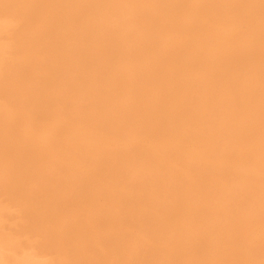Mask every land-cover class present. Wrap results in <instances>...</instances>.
I'll return each instance as SVG.
<instances>
[{
  "label": "rangeland",
  "instance_id": "obj_1",
  "mask_svg": "<svg viewBox=\"0 0 264 264\" xmlns=\"http://www.w3.org/2000/svg\"><path fill=\"white\" fill-rule=\"evenodd\" d=\"M4 1V2H3ZM17 1H19V0H0V6H1V4L3 3L4 5L6 4V5H8L7 7L5 6L4 7V5L3 6H1V8H0V80H1V82H0V84H2V86L0 85V87H3L4 86V84H6V82H8V80H9V82L11 81V82H13L12 83V85H11V82L9 83V86H8V84H7V86H4L3 88H1V89H3L4 91L6 90H10L11 92L15 89L16 90V85H17V88H18V86H19V88H22V90H24V92L23 91H21V89H19L18 88V90H14L12 93H10V91H8V92H6L5 94L4 93H2V92H4V91H0V116L1 117H4V118H0V125H1V123L2 122H4V120H5V122H7L8 124H4V125H1L0 126V142L2 141H4L3 143H1L0 144V146H2V144H3V147L2 148H5V149H3V151L4 152H9V150L8 149H10V154L7 152V154L10 156L11 155V152L13 151V153H12V155L11 156H13V158L11 157H9L8 156V158H7V156L6 155H4L3 154V152H1L0 151V153H2L1 155H0V157L2 156V155H4L5 157H3L2 159L0 158V161L2 160V165H0V170H2V171H0V264H37L38 262V264H42V263H44V264H78L79 262L81 263V261L84 259V258H82V257H84V255H87V257H89V258H87L86 256H85V259L87 260L86 261V263H84L85 262V260H83L84 262H82V264L84 263V264H87V262L88 263H91L92 264V262L94 263V264H100L102 261H104V263L105 264H113V262H111V260L112 261H114L115 263H117V264H237V263H235V261H237L238 259H241L240 257H245V255H246V259H242V260H238L239 261V263L238 264H264V111H263V107H264V99H263V97L264 96H262V95H264V50H262V49H264L263 47H264V41H263V43H261L262 42V40H264V39H262L261 38V34H263V36H264V21H263V19H264V12H262V11H264V9L262 10L261 8L260 9H257V11H256V7L257 8H259L260 6H262V4L264 3V0H261V1H263V3L261 2V1H258V0H255V1H258V2H260V3H262L261 5H259V3L258 2H256V5H254V6H250V7H252L251 9H250V7H248V5H247V7H246V4H245V1H246V3L247 4H250V3H248V0H243V1H241V0H207V2L211 5V7L213 6L214 8H211L210 7V5L205 1V2H203L202 3V1H204V0H188V1H186V0H175V2L176 1H183L182 3H184V4H182V6L183 7H178V6H180L181 5V2L178 4V2H177V5H175V4H173L174 3V0H166V2H164V0H156V2H154L155 0H136V2H133V0H125V1H127V2H125L124 0H118V2H120V3H116V1L117 0H109V2H111V1H114L113 3L114 4H117V6L115 7L114 6V4H112V2L111 3H109V2H107L106 0L104 1V0H94V1H92L91 0V3H90V0H89V2H87L88 0H76V1H72V3L73 4H71V1H69L68 0V2L70 3V5H73L74 6V4L76 5L75 6V8L72 6V8L71 9H73V10H71V9H69L70 8V5H69V3H68V5H66L67 3H66V1L67 0H40V2H42L43 4L41 5L39 2H38V4H40L41 5V7H39L40 5H36V3H37V0H29V2H28V0H26V2H25V0H20L19 2H17ZM22 1H24L25 3H24V5L25 6H23V5H21V4H23V2ZM36 3H35V2ZM59 1H60V3H59ZM84 1H86L85 3H86V6H87V8H89V6H90V8H89V11H90V9H91V14H87L86 12H84L83 10H81V8L82 9H86V6H84L85 4H83L84 3ZM148 1H150L151 2V4H150V2L148 3ZM161 1H162V4H161ZM184 1H186V2H184ZM197 1H199V3L197 2ZM239 1V2H238ZM254 0H252V2H251V0L249 1V2H251V4H255L254 2H253ZM6 2V3H5ZM14 2H16V3H14ZM62 2H64V5H66V6H63V3ZM77 4H76V3ZM79 2V3H78ZM132 2V3H131ZM168 2H169V4H168ZM170 2H173V3H170ZM200 2H201V4H200ZM233 2L234 3H236V5H235V7L233 6ZM245 5L244 7H245V10H247L248 8V10H254V11H252L249 15H247L249 12L248 11H246V12H244L245 10H244V7H243V5H242V3ZM29 3V6L30 7H28V5L27 4ZM31 3V4H30ZM58 3L59 4H61L63 7H66V12H68L67 10H70L71 12H68V13H70V14H68V13H65V11H64V9L62 8V10H61V7L62 6H60L59 8H57L59 5H58ZM100 3V4H99ZM103 5H102V4ZM106 3V4H105ZM123 3H124V5H123ZM130 3V4H129ZM156 3V4H155ZM159 3V4H158ZM188 3V4H187ZM204 3H206V5L204 4ZM217 3V5L218 6H216L215 4ZM232 3V4H231ZM241 4L240 6H239V4ZM33 4V5H32ZM34 4H35V6H34ZM56 4L58 5V6H56ZM128 4H129V6H128ZM135 4V5H134ZM144 4V5H143ZM150 4V5H149ZM152 4H154V5H152ZM173 5V7L172 6H170V5ZM202 6V4H203V7L205 8V9H201V6ZM250 4V5H251ZM259 6H258V5ZM10 5L12 6V7H10ZM23 6L22 8L20 7V6ZM27 5V6H26ZM81 5V6H80ZM82 5H83V7H85V8H83L82 7ZM93 7H92V6ZM95 5V6H94ZM97 5V6H96ZM98 5H100L101 7L102 6H104V8H105V5H106V9L108 8V10H111V9H113L112 11H114L115 12V10H117L116 11V14L118 13L119 14V17L121 18V17H123L124 15L125 16H128V17H123V19H125V20H123L122 18V20L121 19H119V17H115V15H113V14H115L114 12H108V10H106V11H104L103 9L104 8H101L100 6H98ZM120 5V6H119ZM122 5V6H121ZM146 5H148V6H146ZM156 5V6H155ZM157 5H159V6H157ZM199 5V6H198ZM207 5H208V7H207ZM13 6H17V9H16V7H13ZM33 6V8L35 9V8H37V14L41 11V13H43V15L41 16V15H38L37 16V14H36V17L34 16H32V15H34L35 14V10L33 9V8H31ZM37 6V7H36ZM54 6H55V8H54ZM69 6V7H68ZM79 6V7H78ZM119 6V8L120 9H118L117 7ZM140 8H139V7ZM167 6V7H166ZM176 6V7H175ZM186 6H188V7H186ZM230 6H232V7H230ZM237 6V7H236ZM5 8V10H4V8ZM26 7V8H25ZM67 7H68V9H67ZM97 7V8H96ZM99 7H100V9H99ZM115 7V8H114ZM123 7V9L121 10V8ZM124 7H125V9H124ZM128 7H130V8H128ZM135 7H138V8H135ZM144 9H143V8ZM162 7H164V8H162ZM202 7V8H203ZM210 7V8H209ZM243 7V8H242ZM255 7V8H254ZM262 7H264V5L262 6ZM8 8V9H7ZM9 8H10V10H9ZM28 8H30L29 9V11H33V13H29V11L27 10ZM39 8H42L41 10L39 9ZM46 8H47V10H46ZM77 8H79L80 10H79V12L77 11L78 9ZM95 10H94V9ZM109 8H111V9H109ZM127 8V9H126ZM133 8H135V9H133ZM160 8H162L161 10H163L164 9V11H160L159 12V10H160ZM168 8V9H167ZM170 8V9H169ZM172 8V9H171ZM173 8H174V10L177 12H175L174 10H173ZM193 8V9H192ZM196 8V9H195ZM232 8H233V10H232ZM238 8V9H237ZM247 8V9H246ZM2 9V10H1ZM6 9H7V13H6ZM19 9V10H18ZM21 9V10H20ZM24 9V10H23ZM26 9V10H25ZM49 9V10H48ZM51 9V10H50ZM55 9H58V10H56L55 11ZM96 9H98V11H97V15L95 14V12H96ZM128 9L130 10V13H129V11H128ZM133 9V10H132ZM138 9H139V11H138ZM142 9V10H141ZM157 9V10H156ZM167 9V10H166ZM207 9V10H206ZM213 9V10H212ZM215 9H217L218 11V13H217V15H216V11H215ZM243 10V11H241V10ZM55 12H54V11ZM76 10V11H75ZM92 10H94V12L92 11ZM103 10V11H102ZM119 10V11H118ZM121 10V11H120ZM127 10V11H126ZM134 10L137 12V14H135V13H131V12H134ZM172 11V14L173 15H175V16H173V15H171V12L170 11ZM195 10V11H194ZM201 10V11H200ZM211 10V11H210ZM237 10H239V11H237ZM259 10H262V11H259ZM18 11H20V12H23V13H20V12H18ZM39 11V12H38ZM62 11H64L63 13H64V17H67V16H65V14H68V18H66V20H65V22L63 21L64 20V18L62 17V16H60L59 15V17H60V19L62 20H60L58 17V20L62 23L60 26H56L55 24L57 23V22H55L57 19H56V17H54L56 20L55 21H52V20H54V18L52 17V15H56V13H57V15L56 16H58V12H59V14H61L60 12H62ZM82 11V16H81V12ZM101 13H100V12ZM125 11H126V13H125ZM170 12L169 14H168V12ZM215 11V12H214ZM225 11V12H224ZM229 11H231V12H229ZM2 12V13H1ZM27 12V13H26ZM84 12V13H83ZM87 12H88V10H87ZM98 12H99V14L102 16V14H106V16H99V14H98ZM108 12V13H107ZM122 13V14H120V13ZM124 12V13H123ZM139 12H141V14L139 13ZM144 12V13H143ZM146 12V13H145ZM223 13V15H222V13ZM243 12V13H242ZM255 12H258V13H255ZM262 12V13H261ZM40 13V14H41ZM47 13V14H46ZM79 14V16L77 15L76 16V14ZM86 13V15L87 16H90V20H92V22H94V23H92L91 21H89V17H85L84 18V14ZM128 13V14H127ZM167 13V14H166ZM187 13H189V14H187ZM190 13H191V15H190ZM196 13V14H195ZM214 17V19H213V17L210 15V14ZM215 13V14H214ZM224 13H225V17L227 18L228 17V15H229V18H230V20H229V18H227V19H224L225 20V22L228 24H225V22H223L224 20L222 19V18H224ZM253 13V14H252ZM257 14L256 16H258V17H254V15L255 14ZM261 13V14H260ZM32 14V15H31ZM95 14V15H94ZM108 14H109V18H108ZM111 14H112V17H111ZM127 14V15H126ZM132 15V17H130L129 15ZM138 14H140L139 16H138ZM146 14H147V16H146ZM149 14V15H148ZM164 14V15H163ZM203 14V15H202ZM214 14V15H213ZM221 16H220V15ZM227 14V15H226ZM252 14V15H251ZM260 14V15H259ZM31 15V16H30ZM48 15V16H47ZM54 15V16H55ZM84 15V16H83ZM135 15V16H134ZM136 15L138 16V18L136 17ZM210 16V18H209V16ZM247 15V17H245ZM251 15V16H250ZM261 15H263V16H261ZM43 16H45V18L46 17H48L46 20H45V18L43 17ZM72 16H75V17H73L72 18ZM92 16V17H91ZM98 16H99V18H98ZM118 16V15H117ZM145 16H146V18H149V19H145ZM161 16V17H160ZM173 18H172V17ZM177 16V17H176ZM216 16H219V17H216ZM250 17V19H252L251 17H253V19H255V20H253L252 19V21L251 20H249V17ZM259 16H261L262 18H259ZM32 17V18H31ZM41 17V18H40ZM43 17V18H42ZM52 17V18H51ZM69 17L71 18L70 20H69ZM76 17H79V19L78 18H76ZM83 17V18H82ZM94 17H95V19L97 20V22H96V24H95V19H94ZM105 17H107V18H105ZM134 17V19L132 20V19H130V18H133ZM169 17V18H168ZM178 17H180V18H178ZM182 17V18H181ZM186 17V18H185ZM187 17H190V18H187ZM195 18V20L194 19H192V18ZM196 17H197V19H198V21L196 20ZM212 17V18H211ZM222 17V18H221ZM234 17H237L236 19L234 18ZM34 18V19H33ZM36 18H39V20L40 19H42L41 20V22H39V20L38 19H36ZM63 18V19H62ZM82 18V20H80ZM92 18V19H91ZM101 18H103L105 21V23H106V25L104 24V22H103V20L101 19ZM126 18H127V20L129 21V22H131L130 24L127 22V20H126ZM152 18V19H151ZM172 18V19H171ZM218 18L220 19V21L218 20ZM36 19V20H35ZM51 19V20H50ZM72 19H73V21H72ZM94 19V20H93ZM98 19L99 20H101V21H99V23H98ZM107 19H109V21H112V22H108V20ZM116 21H118L119 20V22H115V20ZM140 20V21H138V20ZM163 19H165V20H163ZM188 19V20H187ZM202 21V22H204V23H202L200 20ZM235 19V20H234ZM245 19V20H244ZM248 19V20H247ZM263 21V23H261L262 21ZM31 20H33V21H31ZM57 20V21H58ZM74 20H77L76 22H77V25H80V27H83V29H87V30H85V32H84V34L86 35V36H89V37H87L86 38V36L84 35H80V33L81 32H83L84 30H82L81 28H79L77 25H76V22L74 21ZM80 20V21H79ZM132 20V21H131ZM134 20H137V21H134ZM145 20H146V22L149 24L148 26L150 27L149 29H151V30H149L147 27L145 28V26L147 25V23H146V25H145ZM148 20H152L151 22L150 21H148ZM176 20V21H175ZM190 20V21H189ZM217 20V21H216ZM256 20H258V21H256ZM31 21V24H33L34 26H36V28H37V25H38V28H39V31H42L43 32V35L41 36L40 35V32L38 31H36V30H38V29H31L30 27L32 26H30L29 27V22ZM37 21V23H36V25L34 24L35 22ZM47 21V22H46ZM59 21H58V23H57V25H59ZM68 21H70V22H68ZM164 23H163V22ZM166 21V22H165ZM175 21V22H174ZM193 21V22H192ZM234 21H236V22H234ZM248 21V22H247ZM34 22V23H33ZM44 22H46V23H44ZM50 22V23H49ZM63 22H64V24H63ZM69 23V24H66V23ZM72 22V23H71ZM126 23V25H125V23ZM135 24H134V23ZM137 22L139 23V22H141V23H139V24H141L142 25V27L141 28H139V24H137ZM155 22V23H154ZM159 22H160V24H159ZM173 22V24H171ZM181 22V23H180ZM187 24H186V23ZM189 22L191 23L190 25H189ZM210 22V23H209ZM213 22V23H212ZM222 22V23H221ZM254 24H253V23ZM256 22H259L258 24H256ZM25 23L28 25L27 26V28H25L24 26H25ZM39 23V24H38ZM71 23V24H70ZM77 26V28H75V25ZM83 23H84V25H83ZM101 23L103 24V27L101 26ZM109 23H111V24H114L113 26L111 25V24H109ZM142 23H144V24H142ZM185 23V24H184ZM195 23V24H194ZM201 23H202V25H201ZM221 25H219V24ZM230 23V24H229ZM242 25H241V24ZM41 24V25H40ZM49 24V25H48ZM55 26H54V25ZM98 24H99V27H100V29L102 30L104 27H106V28H104V30H102L103 32H101V30L100 29H98L99 27H98ZM115 24H116V26H117V31H116V26H115ZM119 24H120V26H119ZM121 24H123V26L125 27H123ZM151 24H157V25H155L156 27H154L153 25L152 26H150ZM166 24V25H165ZM171 24V25H170ZM178 24V25H177ZM182 24V25H181ZM247 24V25H246ZM249 24V25H248ZM253 24V25H252ZM259 24H261V25H259ZM63 25V26H62ZM66 25H68V26H66ZM70 25H73V27L72 26H70ZM89 25V26H88ZM95 25V26H94ZM108 25H111V26H108ZM129 25V26H128ZM139 25V26H138ZM145 25V26H144ZM161 25H162V27H161ZM170 27H169V26ZM175 25H177V26H175ZM193 25H194V27L195 28H193ZM230 25H232V26H230ZM234 25H236L235 27H234ZM255 25V26H254ZM259 25V26H258ZM34 26H32L33 28H34ZM51 26H54L55 28H58L59 27V29H56L57 31L58 30H65V29H68L69 30V32L67 31V33H69V36L67 35V33H65V31H59L62 35H59L60 33H58L57 34V32H55L56 30H54L55 28L54 27H51ZM62 26V27H61ZM66 28H65V27ZM92 27V29H91V27ZM119 26V27H118ZM136 26H138L137 28H136ZM159 26V27H158ZM165 26V27H164ZM181 26V27H180ZM184 26V27H183ZM187 26V27H186ZM190 26H192V27H190ZM224 26V29L222 28ZM225 26H230V27H226L225 28ZM250 26V27H249ZM263 26V27H262ZM22 27V28H21ZM50 27V28H49ZM72 27V28H71ZM94 27V28H93ZM108 27V28H107ZM122 27V28H121ZM127 27V28H126ZM131 27V28H130ZM133 27H134V29H133ZM173 27H177L178 28V30H177V28L175 29V28H173ZM217 27V28H216ZM247 27V28H246ZM249 27V28H248ZM23 28H24V30H23ZM62 28V29H61ZM78 28L79 29H81L82 31H80V30H78ZM113 28V29H112ZM135 28L138 30V31H136L135 30ZM142 28H144V30L142 29ZM156 28H157V30H156ZM158 28H162V30L160 29V30H158ZM200 28V29H199ZM203 28V29H202ZM220 28H221V30H220ZM21 29V30H20ZM29 30L30 32H28L27 30ZM49 29V31L50 32H52V34H50L49 33V31H47ZM53 29V30H52ZM74 29H75V31H74ZM91 29V30H90ZM94 29V30H93ZM107 29V30H106ZM108 29H111V30H109L108 31ZM124 29H126V30H128L127 32L126 31H124ZM130 29H133L134 31H132V30H130ZM147 34H144V32L142 31V30ZM146 29H147V31H146ZM154 29V31H152ZM166 29H167V31H166ZM183 29V30H182ZM218 29V30H217ZM223 29V30H222ZM230 29H232V30H230ZM251 29V30H250ZM23 30V31H22ZM77 30V31H76ZM98 30H100V31H98ZM149 30V31H148ZM156 30V31H155ZM164 30V31H163ZM174 30V31H173ZM177 32H176V31ZM228 30H229V32H228ZM240 32H239V31ZM245 30V31H244ZM248 30V31H247ZM253 30V31H252ZM256 30V32H254ZM25 31H27V32H25ZM45 31V32H44ZM86 31H87V33H89V34H87L86 33ZM94 31H95V33H94ZM104 31H107V32H105L104 33ZM112 31L114 32V33H112ZM120 33H119V32ZM121 31H122V34H121ZM135 31H136V33H135ZM153 33V32H155V33H153V34H151L150 36H148V34H150L151 32ZM161 31H162V33H161ZM166 31V32H165ZM183 31V32H182ZM188 31V33H186ZM191 31V32H190ZM232 31V32H231ZM236 31V32H235ZM260 31H262V33L260 34ZM35 32V33H34ZM42 32H41V34H42ZM47 32V33H46ZM73 32H75V33H73ZM80 32V33H79ZM119 34H118V33ZM128 33V35L126 34V33ZM141 32H143V33H141ZM157 32V33H156ZM159 32H160V34H159ZM163 32H165V33H163ZM167 32H169V33H167ZM174 32V33H173ZM182 33V35H181V33ZM225 33V35H228L229 33V36H232L233 37V39H232V37H229V36H226L225 37V35L223 34V33ZM244 32V33H243ZM46 33V35H44ZM49 33V36H47V34ZM54 33V34H53ZM63 33H65V35H63ZM77 33L79 34L78 36L79 37H81V38H79L78 36H77ZM102 33V34H101ZM107 33H109V35H113L112 37L111 36H109ZM131 33L133 34V36L131 35ZM171 33V34H170ZM178 33H180V35L178 34ZM184 33V34H183ZM190 33V34H189ZM193 33V34H192ZM234 33H236V34H234ZM250 34V36H249V34ZM259 33V34H258ZM27 34V35H26ZM29 34H30V36H29ZM33 34V35H32ZM70 34H72V36L70 35ZM92 34V35H91ZM94 34V35H93ZM96 34H97V36H96ZM115 34H118V37H117V35H115ZM120 34L122 35V36H124L125 38L127 37V36H129L128 38H129V41H128V38H126V40L123 38V37H121L122 39H119V40H117V42H116V39L117 38H120L119 36H120ZM123 34H125V35H123ZM138 34H140V35H138ZM142 34V35H141ZM143 34L144 35H146L145 37H143ZM185 34H187V35H185ZM195 34V35H194ZM244 34H245V36H247V38H248V43H247V38L245 39V37H244ZM252 34V35H251ZM255 34V35H254ZM153 35H157L156 37H154ZM160 35H163L162 36V38H160L161 36ZM179 35V36H178ZM184 35H185V38H184ZM224 35V36H223ZM240 35V36H239ZM241 35L244 37H241ZM258 35V36H257ZM38 36H39V38H38ZM49 37V38H47V37ZM66 36H67V39H66ZM72 38H71V37ZM92 36H93V38L95 39V40H97L98 42L100 41L99 39H102L101 40V42H99V44H98V42L96 41V42H94V40H92L93 38H92ZM98 37L99 39H96L95 37ZM136 36H139V37H136ZM141 36V37H140ZM148 36V37H147ZM164 36H166V37H164ZM178 36V37H177ZM183 36V37H182ZM219 36V37H218ZM223 38H221V37ZM238 36V37H237ZM251 36H253V37H251ZM262 36V37H263ZM31 37H33V39L31 38ZM44 38V37H46V38H44V40L42 39V38ZM55 37V38H54ZM73 37H74V39H73ZM75 37L76 38H78L80 41H81V44L83 45V46H85L86 44V46H85V48L87 47V46H89V45H91V47L95 44V45H97L98 44V46L100 45V44H102L101 46H99L98 47V49H96L97 47L96 46H93L94 48H93V50L91 49V48H89V47H87L89 50H91V55H93V57L92 56H90V55H87V54H84L83 56H84V58L86 59V61H84L85 59H83L82 57H81V55L79 56V55H77V61L79 60H81L80 62H85V63H81V65L83 64H86L85 66H83V67H85V69L87 68H89L88 70H84V71H82L84 68L83 67H81L80 66V62L78 61L76 64H71V65H69L70 64V62L69 63H67V61H63L62 59L63 58H61V57H63L64 56V54L65 53H63L64 52V50L66 49V50H68L69 49V47H71V45L73 44L72 43V41L74 42L76 39H75ZM85 37V38H84ZM90 37L92 38V39H90ZM108 37L109 38H111V39H108ZM116 39H115V38ZM146 37L148 38V40H149V37H151L152 39H154L153 41H152V39H151V41H150V43L152 42L153 43V45H154V48L151 46V44L150 43H147V42H149V41H147L146 42ZM154 37V38H153ZM164 37V38H163ZM168 37V38H167ZM240 37V38H239ZM256 37H259V39H256ZM22 38V39H21ZM24 38V39H23ZM32 40H31V39ZM34 38H35V41L37 42L40 38L42 39H40L37 43H36V45H35V43H33L34 42ZM68 38H71V39H68ZM85 40H84V39ZM131 38V39H130ZM135 38H136V40H135ZM137 38H139V40H137ZM141 38L143 39V40H141ZM156 38V39H155ZM195 39V40H192V39ZM205 38V39H204ZM220 38V39H219ZM227 38V39H226ZM244 40H243V39ZM250 38H252V39H250ZM253 38H255L256 39V41H258V42H256L255 41V39H253ZM31 41H30V40ZM55 39H57V40H55ZM65 39V40H64ZM115 39V40H114ZM144 39H146V40H144ZM158 39V40H157ZM202 39H204V41H202ZM231 39H232V42H230L231 41ZM59 40V41H58ZM62 40V41H61ZM64 40V41H63ZM70 41L71 43H69V42H67V41ZM72 40V41H71ZM121 40H123V41H125L126 42V44H127V42L129 43V42H132V41H134V42H136V43H129V45H128V48H130V51L131 50H133L134 51V49H135V51L133 52V54L131 55L129 52H128V54H127V50L129 51V49L127 48V45L124 43V42H122ZM157 40V41H156ZM165 40V41H164ZM186 40H187V42H186ZM207 40V41H206ZM224 40V41H223ZM226 40H228V41H226ZM230 40V41H229ZM238 40H240V41H238ZM252 42H251V41ZM84 41V42H83ZM90 41V42H89ZM115 41V42H114ZM142 41L144 42L145 41V43H142ZM156 41V42H155ZM185 41V42H184ZM195 41V42H194ZM200 41V42H199ZM213 41V42H212ZM245 41V42H244ZM250 41V42H249ZM255 41V42H254ZM260 41V42H259ZM40 42V43H39ZM106 42V43H105ZM137 42H139V43H137ZM157 42H158V44H157ZM177 44H176V43ZM179 42V43H178ZM210 42V43H209ZM19 43V47H17V49L18 48H20L21 47V50H18L19 52L20 51H22L21 53H19L18 51H16V45ZM29 43H31L30 45H29ZM56 45H55V44ZM84 43H86V44H84ZM90 43V44H89ZM94 43V44H93ZM116 43H122L121 44V46L122 45H124L123 46V48H121L122 50H123V52H125L124 54H126V55H123V53L121 54V49H119V47H121L119 44H116ZM141 43V44H140ZM162 43V44H161ZM183 43V44H182ZM187 43L189 44V45H187ZM196 43H204L203 45L205 46V47H203L204 48V52L202 51L203 49H201V47L203 46V45H200V44H196ZM208 45H207V44ZM212 43H214V44H212ZM217 43V44H216ZM219 43V44H218ZM226 45H225V44ZM235 43V44H234ZM239 43V45H240V47L242 46L243 47V45L244 44H246V45H244V47L243 48H240V47H237L238 45L237 44ZM252 43H256V44H252ZM25 44V45H24ZM27 44V45H26ZM64 44H65V47L67 46V44H68V46L65 48V47H63L64 46ZM69 44H71V45H69ZM93 44V45H92ZM111 44H113V46L111 45ZM114 44H115V49H118L119 50V52H118V50H114V51H116V55H114L115 54V52L113 51V47H114ZM130 44L131 45H133V48H131L132 46H130ZM139 44V45H138ZM143 44V45H142ZM145 44V45H144ZM148 45V47H147V45ZM150 44V45H149ZM164 44V45H163ZM169 44H170V46H169ZM187 47H189V48H187L188 50H189V53H191L190 55H188L189 53L187 52L188 50H186L185 48H186V46ZM194 45V47H196L195 49L196 50H192L194 47L192 46L191 47V45ZM206 44V45H205ZM212 44V45H211ZM232 44V45H231ZM234 44V45H233ZM250 44H252V45H250ZM260 44V45H259ZM22 45L24 46L23 48H22ZM33 45V46H32ZM51 45H55V47H53V46H51ZM125 45H126V47H125ZM158 45H160V48H158L159 46ZM162 45V46H161ZM167 45V46H166ZM211 45V47L210 48H208L209 46ZM252 46L253 48H254V50H253V48L252 47H249V49L247 48V50H245L244 51V48H245V46L246 47H248V46ZM253 45H255L256 47H254ZM28 46V47H27ZM31 46V47H30ZM50 46H51V48H50ZM57 46H59V47H57ZM117 46H119V47H117ZM130 46V47H129ZM135 46H137L136 48H134ZM138 46H139V48H138ZM144 46H146L145 48H148V49H145L144 51H142L143 49V47ZM183 46H185V48L183 47ZM198 46V47H197ZM206 46H207V48H208V50H207V48H206ZM215 46V47H214ZM218 46H221L222 48H224V49H226V50H224V49H222V50H220L221 49V47H219V49H218ZM229 46V47H228ZM233 46L235 47L233 50H232V48H233ZM27 47V48H26ZM96 47V48H95ZM102 47V49H100ZM104 47H107L106 48V50H103V48ZM109 47H111V48H109ZM125 47V48H124ZM150 47H151V50H150ZM183 49H182V48ZM191 47V48H190ZM213 47V48H212ZM231 47V49H229ZM258 47L260 48V49H258ZM31 48H33L32 50H29V49H31ZM50 48V49H49ZM54 50H53V49ZM55 48H57L56 50V55H58L59 56V60H55V59H58V57H56V55L54 56V54H55V52H51L52 50L53 51H55ZM68 48V49H67ZM84 48V49H85ZM85 49L86 51H88V52H90L88 49ZM113 48V49H112ZM139 50H138V49ZM198 48H200V49H198ZM213 49V51L215 52L216 51V49H218L217 50V52H215V55H211L210 53H212V54H214L211 50ZM237 48V49H236ZM239 48L241 49V51L239 50ZM251 48H252V51H251ZM27 49L29 50L28 52H27ZM59 49H61V51L59 50ZM105 49V48H104ZM126 49V51H124ZM141 49V50H140ZM199 51H198V50ZM215 49V50H214ZM227 49H228V54H230V56H231V58H230V56L229 55H226L225 53H226V51H227ZM243 49V50H242ZM258 50V52H259V50H260V53H258L257 52V50ZM26 50V51H25ZM50 50V51H49ZM65 50V51H66ZM94 50H96L97 52L100 50L101 52H103V51H105L104 52V54L105 53H107V57L109 58V59H104V55H103V53H101L100 51V53H101V55L99 54V52H98V54H97V52L95 53L94 52ZM108 50H111V51H108ZM148 50V51H147ZM149 50H150V54L149 55H152V57L153 58H151L150 60H155V59H157V60H155L154 62H152L151 61V63L149 62V57H151V56H149L148 55V53H149ZM161 50V51H160ZM207 52H210V53H207ZM233 51V53H232V51ZM251 51V53H250V51ZM34 52V53H31V52ZM107 51V52H106ZM138 51L140 52V53H138ZM148 52L146 55L145 54H142V53H145V52ZM151 51H153L154 53H152ZM193 51L195 52V53H193ZM203 52V54H202V52ZM220 51V52H219ZM222 51V52H221ZM61 52V54L63 55H61V54H59ZM93 52L95 53V54H93ZM161 52V53H160ZM166 52V53H165ZM168 52V53H167ZM183 52L184 53H186L187 52V54L185 55V54H183ZM241 52V53H240ZM242 52L244 53V55L242 54ZM252 52H254L253 54H252ZM261 52H262V54H261ZM16 53H17V55H16ZM21 54L20 56H19V54ZM52 53V54H51ZM108 53H111V54H109L108 55ZM114 53V54H113ZM119 53V54H118ZM135 53V54H134ZM137 53V54H136ZM156 53V55L155 56H153V54H155ZM180 55H179V54ZM199 53V54H198ZM201 53V54H200ZM218 53V54H217ZM220 53V54H219ZM237 53L239 54L238 56H237ZM246 53H248L247 55H246ZM26 54V55H25ZM33 54H35V55H33ZM96 54H97V57H98V55L101 57L102 55H103V58L101 57V60L99 59V60H97L98 58H100V57H96ZM122 55V58L124 59L125 58V56L128 58V60H129V57L130 58H132L131 59V61L133 60H135L137 63H138V65H141V66H139V67H141V68H139V67H137L138 65L136 64V63H134V65H133V63H129V61L127 62L126 61V59H124V60H122V59H120L121 57H119V55ZM130 54V55H129ZM140 55V56H137V55ZM142 54V55H141ZM158 54L160 55V56H158ZM177 54V55H176ZM184 55V58H185V60H187L188 58H192V56H194V58H198V60L197 59H194V58H192L191 60L192 61H194L193 63H192V61L191 60H187L186 62H187V64H186V62H185V60L183 59V55ZM196 55V57H195V55ZM204 54H208L207 56L209 57V58H211V56H214V57H217V56H219V57H224V55L223 54H225L226 56H227V58L226 57H224L225 59H228V60H230V62L228 63L227 61L228 60H224V61H226V62H224L223 61V59L221 58H219V57H217V58H214V57H212L211 59H209L206 55H204ZM211 56H210V55ZM222 54V55H221ZM240 54H241V56H240ZM257 54H261V56L259 55H257ZM15 55V56H14ZM49 57H48V56ZM51 55V56H50ZM53 55V56H52ZM95 55V56H94ZM118 55V56H117ZM129 55V56H128ZM134 55V56H133ZM135 55H136V58H135ZM144 55H145V57H144ZM179 55V56H178ZM197 55H199V56H197ZM202 55H204V56H206V57H204V56H202ZM246 55V57H244ZM249 55V56H248ZM252 55V56H251ZM257 55V56H256ZM14 56V59L12 58ZM17 56H19V59H16L15 57H17ZM33 56H35L34 58H36V59H32L33 58ZM61 56V57H60ZM88 56H90V59H92V60H94L95 61V59H93L94 57H96V61L95 62H93L92 60L90 61V59L89 60H87V58H89ZM109 56H111V57H109ZM115 57L116 58V60L114 61V59H113V57ZM171 58H170V57ZM176 56V57H175ZM186 56H188V58L186 59ZM191 56V57H190ZM202 56V57H201ZM240 56V57H239ZM256 56V57H255ZM21 57V58H20ZM44 57V58H43ZM46 57H47V59H46ZM54 57H56L55 59H53ZM79 57H81V58H79ZM92 57V58H91ZM106 57V58H107ZM139 57V58H138ZM142 57H144V58H147L148 57V59H143ZM155 57V58H154ZM159 57H160V59H159ZM178 57H180V58H178ZM232 57H234V58H232ZM250 57H252V58H250ZM255 57V58H254ZM12 58V59H11ZM23 58V59H22ZM43 60V62H40V61H42L41 59ZM48 58H50V59H48ZM52 58V59H51ZM79 58V59H78ZM113 60H112V59ZM118 58H119V60H118ZM163 58V61H164V63L165 64H163V62H161L162 59ZM199 58H201L202 59V61L203 62H201V60L199 59ZM207 58V59H206ZM216 59L215 61H214V59ZM244 58H246V59H244ZM250 58V59H249ZM262 59L261 60V62L260 63H258L257 64V62L258 61H260L259 59ZM25 59V60H24ZM102 59H103V61H102ZM141 59V60H140ZM167 59V60H166ZM179 59V60H178ZM204 59V60H203ZM210 60V62H208V61H206V60ZM213 59V60H212ZM239 59V60H238ZM252 59H254L253 61H252ZM13 60V61H12ZM16 60H17V62H16ZM20 60H22V61H20ZM39 60V61H38ZM52 60V62L53 63H51L50 64V61ZM104 60H106V64L105 63H102V62H105ZM122 60V61H121ZM141 62H143V63H141ZM159 60H161V61H159ZM171 60V61H170ZM176 60H178L177 62H179L180 60V62H179V64H175V62H176ZM235 60V62L236 63H234L233 61ZM236 60H238V61H236ZM245 60V61H244ZM252 62H251V61ZM258 60V61H257ZM34 61H36V62H34ZM92 63H90V62ZM97 61H101V63H99V62H97ZM107 61H109V62H107ZM112 61H113V63L115 62L117 65L119 64V66L122 68V64H124L125 63V61L127 62V64H131V66L132 67H130L129 65L127 66V64L126 65H123L124 67H126V68H129L130 69V71L128 70V69H126V70H128V71H126V70H124V67H123V69H122V71H121V68L118 66L117 68V70H116V64L114 63V65H113V63H112ZM120 61V62H119ZM132 61V62H133ZM134 61V62H135ZM145 61V62H144ZM149 63H148V62ZM166 61V62H165ZM169 61V62H168ZM197 61V62H196ZM198 61H199V63H198ZM206 61V64L204 63ZM215 63H213V62ZM218 61V62H217ZM222 61V62H221ZM232 61V62H231ZM240 61V62H239ZM257 61V62H256ZM17 63L16 65H15V67L13 66L14 65V63ZM19 62V63H18ZM45 62V63H44ZM57 62V63H56ZM60 62V63H59ZM65 62V63H64ZM88 62L90 63V64H88ZM98 64H97V63ZM118 62V63H117ZM122 62V63H121ZM147 62V64H150V65H148V67H149V71H153V72H147L148 70H146V69H148V67L146 68V64H145V66H144V63H146ZM157 62H160V63H157ZM170 62L172 63V65L174 64V65H181V66H177V67H179V68H177L176 66H174V67H171L172 65L170 64ZM176 62V63H177ZM189 62H191V64L189 63ZM196 62V64L198 65V64H200L199 66H197L196 64H194ZM219 62H221L222 64L220 65L219 64ZM243 62V63H242ZM247 62V63H246ZM254 62H256V64L254 63ZM13 64L12 66L14 67V69L13 68H11L12 66L10 65V64ZM41 63H43L42 65H41ZM47 63H49L48 65H50L51 66V69H50V67L47 65ZM61 64V63H64V64H61V65H59V64ZM94 63H96V64H94ZM107 63H109V64H107ZM154 63H157V64H154ZM166 63H167V65H166ZM202 63H204V64H202ZM223 63H225V65H228L227 67L225 66V65H223ZM228 63V64H227ZM232 63V64H231ZM234 63V64H233ZM245 63V64H244ZM249 63H251V64H249ZM20 65V69H18V66L17 65ZM40 64V65H39ZM45 64H46V66H45ZM53 64V65H52ZM88 64V65H87ZM99 64H101L102 66L100 67L99 66ZM106 65V66H104V65ZM154 64V65H153ZM169 64V65H168ZM192 64H193V66H192ZM208 64V65H207ZM242 64V65H241ZM249 64V65H248ZM253 64H254V66H253ZM262 64V67L260 66ZM56 65V66H55ZM63 65V66H62ZM77 65H79L81 68H79ZM89 65L92 67H89ZM95 65H97V66H95ZM151 65H153V66H151ZM162 65H165V67H166V71H165V67H161ZM187 65V66H186ZM196 65V66H195ZM202 65H204V68L202 67ZM231 65H233V67L231 66ZM256 65V66H255ZM1 66H4V67H1ZM9 66H11V67H9ZM29 66V69L28 68H26V67H28ZM32 66V67H31ZM34 66V67H33ZM37 66V67H36ZM45 66V67H44ZM52 66H54V67H52ZM65 66H67L66 68H65ZM71 66L73 67V68H71ZM86 66H88V67H86ZM106 68V69H103L104 67ZM108 66H109V68H112L111 69V71L113 70V68H114V72H116L117 71V73H114V72H111V71H109V69H107L108 68ZM112 66V67H111ZM134 66V67H133ZM155 66V67H154ZM156 66H158L157 68H156ZM192 66V67H191ZM210 66V67H209ZM214 66V67H213ZM226 67V68H228V69H225V68H223V67ZM235 66V67H234ZM241 66V67H240ZM243 66L245 67V68H243ZM249 66H250V69H252V70H250L249 69ZM257 66H259V67H257ZM6 67H8V68H6ZM36 67V68H35ZM41 67H44L43 68V70H42V68ZM56 67V68H55ZM63 67V68H62ZM69 67L71 68L70 70H68L69 69ZM103 67V68H102ZM136 67V69H138V70H136V69H134ZM145 67V68H144ZM151 67H152V70H150L151 69ZM160 67V68H159ZM181 67V68H180ZM195 67V68H194ZM200 67V68H199ZM202 67V68H201ZM221 67V68H220ZM236 67H238L240 70H242L243 72H245L244 74H243V72L241 71V72H237L236 71V69L238 70V71H240L238 68H236ZM251 67H255V68H251ZM256 67L259 69L258 71L256 70ZM41 68V69H40ZM57 68H59L58 70H57ZM76 68V69H75ZM93 68L94 69H98V70H96L97 72H94V70H93ZM101 68V69H100ZM120 68V69H119ZM144 68V70H146V71H144V70H142ZM164 70V73H160V70H161V72H163V70ZM173 68H175V69H173ZM193 68V70L191 71V69ZM208 68V69H207ZM221 69V70H218V69ZM236 68V69H235ZM7 69V72L5 71ZM10 69H11V71H10ZM13 69V70H12ZM17 69V70H16ZM35 69V70H34ZM40 69V70H39ZM45 69V70H44ZM57 70V71H55V70ZM62 69V70H61ZM91 69H92V71L94 72V74L96 73V75H95V79H97V77H98V75L100 74H98V72H100L101 70H103L101 73H105V74H101L100 75V77H98V79H100V78H102V77H104V76H109V75H112V73H113V75L112 76H109V80L108 79H104V78H102V79H100V81H102L101 83H102V86H100L101 84H100V81L97 79V80H95L93 77V75L94 74H92L91 73ZM132 69V70H131ZM133 69H134V71H133ZM155 69H156V71H155ZM180 69V70H179ZM196 69V70H195ZM205 69V70H204ZM231 69V70H230ZM246 69V70H245ZM254 69H255V71H254ZM3 72H2V71ZM15 70H16V72H15ZM27 71V72H25V71ZM35 72H34V71ZM63 70H65V71H63ZM71 70H74L75 72H74V74H73V77H72V73H73V71H71ZM106 70H107V72H106ZM141 70H142V72H141ZM185 70V71H184ZM198 70V71H197ZM201 70H204V71H201ZM210 70V71H209ZM225 70V71H224ZM230 70V71H229ZM248 70V71H247ZM249 70L251 71L250 72V74H249ZM5 71V72H4ZM17 71H19V73L21 74V75H19V73H17ZM21 71V72H20ZM30 71H32V72H30ZM59 71V72H58ZM69 71V72H68ZM80 71H82V72H80ZM85 71H88V73L92 76H90L91 78H88V76H86V78H85V75H87L86 74V72ZM138 71V72H137ZM145 73H144V72ZM178 72V74H177V72ZM189 73H187V72ZM194 71H196V72H194ZM205 71H206V73H205ZM208 71V72H207ZM218 71V72H217ZM228 73H227V72ZM231 71H232V73H231ZM11 72H13V73H11ZM23 72V73H22ZM30 72V73H29ZM42 72H44V73H42ZM62 72V73H61ZM64 72H66V74H65V76H67V77H64ZM121 72H123V73H121ZM132 72V73H131ZM146 72H147V76H149L150 78H148L146 75L144 76L143 75V77H142V74H146ZM166 72V73H165ZM181 72H185L183 75H182V73ZM191 72H193V73H191ZM199 72V73H198ZM202 72H204V73H202ZM216 74H215V73ZM225 75V76H223V77H221L222 76V73ZM5 73H6V75H5ZM11 73V76L9 77V78H7L8 76H9V74ZM14 73H15V75H14ZM16 73H17V76H16ZM36 73V74H35ZM50 73V74H49ZM51 73H53V75L51 74ZM76 73V74H75ZM81 73V74H80ZM139 73H140V76H139ZM150 73H153V74H150ZM156 73H158L157 74V76L159 75V73H160V75H159V77L161 78V80H162V83L161 82H159L160 81V79H159V81L157 80L158 78H155V76H153V75H155ZM191 73V74H190ZM194 73H197V74H194ZM227 73V74H226ZM231 73V74H230ZM239 73V76H236L237 74ZM253 74V76H251L252 78H253V80L252 79H250L251 77H250V75H252ZM28 74V75H27ZM57 74V75H56ZM115 74V75H114ZM123 74V76H120V75H122ZM150 74V75H149ZM168 74V75H167ZM186 74V75H185ZM208 74V75H207ZM216 75V78L214 79L213 78V76L212 75ZM217 74H218V76H217ZM236 74V75H235ZM256 74V76H254ZM23 75V77H20V76H22ZM39 75H41V76H39ZM45 75H46V77H45ZM52 76V78H51V76ZM116 75H118V76H116ZM151 75L153 76L152 77V80H151ZM178 75V80L181 78V77H179V76H182V78H181V80L179 81L180 83H182V81H184V79L185 78H187L188 77V79L187 80H189V81H187V80H185V82L184 83H182L180 86H184V85H187L186 87V89L187 90H189V91H187L186 89H184V87H182L183 89H181V88H179L180 86H178V84H176L175 85V83H178V82H175L174 83V80L173 79H170V78H168V77H175V81H178L177 80V77L176 76ZM192 76V77H190V76ZM196 75L197 76H199V78H200V80L198 79V77H196ZM207 75V76H206ZM211 75V76H210ZM221 75V76H220ZM229 75V76H228ZM230 75H231V77H230ZM246 75V76H245ZM248 75V76H247ZM16 77V79H18V82L15 80V78L14 77ZM19 76V77H18ZM30 77V76H32L31 77V82H30V78L28 79V77ZM76 76H77V80L75 79L76 78ZM81 76V77H80ZM113 76H116V77H114L113 78ZM130 76V77H129ZM137 76V77H136ZM140 77V79H142L143 80V82L144 83H142L140 80H139V77ZM156 76V77H157ZM166 77V79H165V77ZM184 76V77H183ZM185 76H187V77H185ZM202 76V77H201ZM204 76H205V79L203 80L202 78H204ZM220 76V77H219ZM228 76V77H227ZM245 76V78H246V82H245V78H243ZM259 76H260V78H259ZM7 79H6V78ZM25 77H27V79H25ZM33 77H36V78H34V80H33ZM45 77V78H44ZM59 77V78H58ZM64 79H63V78ZM117 77H123V79H121V78H118L119 79V82H117L118 80H117ZM124 77H125V79H126V81H122V80H125L124 79ZM131 77H133V78H131ZM136 77V78H135ZM145 77H147V78H145ZM173 77V78H174ZM207 77H209L208 79H206ZM219 77V79H217ZM240 77V78H239ZM249 77V80L253 83H251L250 81H248V78ZM6 80V82H5V80ZM10 78H12L11 80H10ZM22 78V80H19V79H21ZM37 78H40V79H37ZM53 78L55 79V81L53 80ZM69 78H72V81H69ZM93 78V80H91ZM153 78H154V80H153ZM191 78L192 79H194L193 80V82H192V80H191ZM230 78H233V79H229ZM234 78H237L236 80L234 79ZM259 78V79H258ZM2 79L4 80V81H2ZM42 79V80H41ZM62 79V80H61ZM73 79H75V80H73ZM82 79L84 80V81H82ZM111 79H112V81H111ZM114 79H116V83L114 84V83H112L111 84V82H113V80ZM121 79V80H120ZM136 79H138V81H140V82H138ZM144 79H146V80H144ZM147 79H150V80H148V82H146L147 81ZM167 79H169V80H167ZM197 79V80H196ZM218 80V81H215V80ZM220 79H222V81H220V83H219V80ZM223 79H227V80H223ZM257 79V80H256ZM16 82H15V81ZM24 80H26V81H28L27 82V86H26V84H19V81H20V83H21V81H22V83H24L23 81ZM40 80V81H39ZM65 81L64 83H62V81ZM87 80V81H86ZM104 80V81H103ZM108 81L109 82V86H111V90H109L108 89V84L106 83V81ZM127 80H128V82L129 83H127ZM156 80V81H155ZM164 80L167 82V83H170L169 85L167 84V85H165L166 84V82H164ZM202 80V85L203 84H205V83H207V85H209L210 86V88H208L209 86H206V84H205V86L203 85V86H201L200 84L201 83H198V82H200ZM212 80V82L214 81V83L213 84H216V83H218V84H216V85H212L211 83L212 82H209L210 84H208V81H211ZM237 80H238V82H240V83H238L237 82ZM242 80V81H241ZM25 81V82H26ZM32 81H34V82H32ZM77 81V82H76ZM79 81V82H78ZM80 81H81V83H80ZM86 81V82H85ZM96 81V82H95ZM133 81H135V82H133ZM149 81H150V83H154V84H156V85H154L156 88H152V85L153 84H150L149 83ZM169 81V82H168ZM173 81V82H172ZM196 81V83H198V84H196V83H194ZM206 81V82H205ZM225 81V82H224ZM233 81H235L234 83H233V87H234V89L236 88L237 89V87L239 88V85L240 86H242V87H240V91L239 90H233V87H232V83L231 82ZM4 82V83H3ZM17 83V84H15V83ZM52 82H54L53 83V86H55V87H53L52 88V90H51V87H49V86H51L52 84ZM62 84H61V83ZM94 82H95V84H94ZM120 82H123V83H126L125 85L126 86H129V87H124L123 85V83H120ZM136 82H138V83H141V84H143V85H141V88H139V90L140 89H142L141 91H138V90H135V89H138V87L140 86V85H138V83L137 84H135ZM158 82H159V85H161V84H163V82L165 83V84H163V86H166L165 88H167V87H169L170 85L171 86H173L172 88H170L169 87V89H165L164 87H162V88H164V89H160V87L161 86H159L158 85ZM188 84H187V83ZM237 82V83H236ZM245 82V83H244ZM259 82V83H258ZM28 83H30V84H32V85H29ZM37 83V84H36ZM39 83V84H38ZM49 85H47V84ZM66 83H68V84H66ZM76 85V84H78V86L76 87H74V84ZM88 83H89V85H88ZM120 83V84H119ZM133 84V86H134V88L135 89H133V88H131V84ZM147 83V85L149 86L148 88H147V85H145ZM149 83V84H148ZM173 83V84H172ZM186 83V84H185ZM189 83H190V86H189ZM196 84L195 86H197V87H199V88H201V90L200 89H197V87H195V86H193L194 84ZM221 83H223V85L221 84ZM229 83V84H228ZM246 83H249L248 85H246L245 86V84ZM254 83H255V85H254ZM41 84H45L44 86H46V89L44 90V88L42 89V85ZM56 84V85H55ZM63 84H66V86H64ZM70 84V85H69ZM73 84V85H72ZM80 84H83V85H80ZM86 84V85H85ZM91 84H93L94 85V87H91L92 85ZM100 84V85H99ZM105 86H104V85ZM184 84V85H183ZM191 84H192V86H191ZM222 85V86H224V84H225V87H221L220 85ZM226 84L227 85H230V87H232L231 89H232V91L230 92V94L231 95H229V93H227L226 91H228L227 90V88H226ZM239 84V85H238ZM261 86H259V85ZM15 85V86H14ZM22 85H25L24 86V88H26V89H23V86ZM34 85H35V87H34ZM97 85L99 86V88H100V90H98L97 89V91H99V92H96V88H98L97 87ZM113 85H114V87H113ZM117 85V87H115ZM138 85V87H136ZM151 85V86H150ZM158 85V86H157ZM200 85V86H199ZM213 87H212V86ZM251 85V86H250ZM28 86H31L32 87V89H30L31 87H28ZM58 86V87H57ZM70 86H72L73 87V89H72V87H70ZM83 86H85V87H83ZM87 86V87H86ZM107 86V87H106ZM132 86V87H133ZM146 86V88L145 89H143L144 87ZM153 86V87H154ZM216 86H220L219 88H221L222 89V93H221V90H218L219 88H217ZM244 86V87H243ZM259 86V87H258ZM6 87V88H5ZM9 87H11V88H9ZM15 87V88H14ZM28 87V88H27ZM61 87V88H60ZM88 87H89V90H90V88H92L91 90H92V93L94 92V90H95V97L94 96H91L90 94H92V93H90L89 94V92L87 93V95L85 94L88 90ZM105 87V89H102V88H104ZM143 87V88H142ZM158 87H159V89H158ZM174 87L175 88H178V89H181V90H179V91H181L182 92V94L179 92V93H177V94H175L176 92H178V89H176V92L174 91ZM196 88V89H194L193 90V88ZM207 87V88H206ZM212 87V88H211ZM228 87V86H227ZM230 87H228V89H229V91H230ZM249 87H253V88H249ZM255 87L257 88V89H255ZM14 88V89H13ZM64 88H65V90H64ZM66 88H68V89H72V90H69V91H71L72 93H74V95H72V93L71 94H67V92H68V89L66 90ZM74 88H77V89H75L76 91H78L79 89V91H81L80 93H82V91H83V93H84V95L83 94H80L79 93V91L78 92H74L75 90H74ZM81 88L83 89L84 88V90H81ZM87 88V89H86ZM93 88H95V89H93ZM107 88V89H106ZM115 88H117V89H115ZM120 88H122V89H120ZM126 88V89H125ZM151 88V89H150ZM189 88V89H188ZM192 88V90H190ZM205 88L206 89H208V91L209 90H213L216 94H217V96L215 95V94H211V92H213L212 90L211 91H209L208 93L209 94H211V95H207L206 96V94H205V92H203L202 90L204 89V91H205ZM214 88H215V90H218V91H215L214 90ZM217 88V89H216ZM224 88H226V89H224ZM241 88L243 89L244 88V90H245V88H246V90H245V92H243V90L241 91ZM261 88V89H260ZM13 89V90H12ZM56 89V90H55ZM85 89H86V91H85ZM102 89V90H101ZM153 89V90H152ZM172 89V90H171ZM251 89V90H250ZM27 90V91H26ZM30 90H32V91H30ZM64 91L63 93H62V91ZM104 90V91H103ZM111 91V92H109V91ZM124 91V93H126L127 94V96L130 98H133V96L134 95H136V97L134 96V98L131 100V98L130 99H128L127 98V96H126V94L124 95L123 94V91ZM131 90V91H130ZM155 90H159V91H161L162 93H161V96H159L160 94V92L159 91H155ZM165 90V91H164ZM168 90V91H167ZM171 90V92H169ZM185 90V91H184ZM200 90V93L198 92V93H196L197 91H199ZM225 90V91H224ZM257 90H259V92L257 91ZM262 90V91H261ZM21 93H20V92ZM29 91H30V93L32 92H34L33 93V95L32 94H30L29 93ZM36 91V92H35ZM46 91V92H45ZM49 91H51V92H49ZM85 91V92H84ZM118 91V92H117ZM127 91V92H126ZM136 91V92H135ZM147 91V92H146ZM150 91V92H149ZM172 91H174V92H172ZM186 92L185 94H184V92ZM194 93V95L192 94V92ZM202 91V92H201ZM207 91V90H206ZM219 91H220V93H219ZM226 92V96H224V92ZM233 91H237L238 93L239 92H241V93H239L238 95H240L239 97H238V95H236V93L235 92H233ZM250 91L251 92H254V93H250ZM261 91V92H260ZM17 92V94H15V93ZM54 92V93H53ZM103 92H104V94H103ZM108 94H107V93ZM117 92V93H116ZM129 92H132V94L133 93H136V94H131V93H129ZM137 92H139L138 94H137ZM146 92V93H145ZM158 92V93H157ZM192 94V100H193V98H194V103L192 102V100H191V98L189 97L191 94ZM233 92V93H232ZM245 93L244 95H243V93ZM257 92H258V94H257ZM13 93H14V95H13ZM46 93V94H45ZM61 93L63 94V97H61L62 95H61ZM93 93V94H94ZM103 94V97H102V95H101V97H99L100 95H98V97L96 96L97 94ZM109 93H113V95H111V94H109ZM121 93V94H120ZM140 93H142V94H144L146 97H145V101L147 100V96H149L150 98V100L148 99V101L147 102H144L143 103V99H142V97H144L143 95L141 96V94ZM150 93H154V95H152L151 94V96H150ZM156 93V94H155ZM163 93H166V94H164V95H167L168 97L169 96H171L172 95V93L173 94H175L173 97H169V99H168V97L167 96H164L163 95ZM171 93V94H170ZM188 93H189V95H188ZM203 93H204V95H203ZM207 93V92H206ZM218 93H219V96H218ZM249 93V94H248ZM256 93V94H255ZM5 96H4V95ZM10 94V95H9ZM30 94V95H29ZM39 94V95H38ZM75 94H76V97H75ZM80 94V95H79ZM118 94H119V96H118ZM130 94V95H129ZM158 94V95H157ZM199 94V96H200V98H199V96H197V95ZM220 94H222L221 96H220ZM228 94V95H227ZM232 94H235V95H232ZM261 94V96L262 97H259V96H256V95H260ZM21 95V96H20ZM29 96V98H28V96ZM32 95V96H31ZM79 95V96H78ZM109 96V98H108V96ZM116 95V96H115ZM120 95H123L122 97L124 98V99H121L122 97L120 96ZM139 97H138V96ZM162 95H163V97H162ZM178 97H177V96ZM183 95V96H182ZM187 95V96H186ZM197 96V99H198V101L199 102H201V103H199L197 100H196V96ZM212 95H214V96H212ZM241 95H243L242 97H241ZM249 95H250V97H249ZM253 96V100L251 99H249V98H251L252 96ZM7 96V97H6ZM15 96H18V98H16V100H15ZM20 96V97H19ZM24 96V97H23ZM54 97V98H51V97ZM58 96V97H57ZM69 96H71V97H69ZM81 96V97H80ZM85 96V100H84V97ZM86 96H88V97H90V98H87L86 99ZM105 96H107L106 98H107V100H106V98H105ZM113 96V97H112ZM115 96V97H114ZM155 97V98H152V99H154V100H156V101H153L152 99H151V97ZM160 97V99L162 100L164 97V99L163 100H165V101H168V100H170V98H172L170 101H169V104L167 103V102H165V101H160V99L159 98H157V97ZM185 96V98L184 99H182V101H181V97H184ZM195 96V97H194ZM212 98H211V97ZM218 97V98H216V97ZM229 96V97H228ZM233 96V97H232ZM247 98H245V97ZM248 96V97H247ZM13 97H14V99H13ZM34 99H33V98ZM46 97V98H45ZM79 99H78V98ZM162 97V98H161ZM174 97H176L175 98V100L176 101H174L176 104H177V102L178 101H180L181 103L183 102H185L186 104L185 105H187V106H185L183 103V105L181 104V103H178L179 105H181V106H179V105H175V103H174V105L176 106V108H178V110H176V112H175V114H177L179 111H181V112H179V114L180 115H176L175 117H176V120L179 118V117H181V118H179V119H181L182 120V117H185V118H183V119H186V120H182V123H181V120H180V122H179V120H177V125H175V120H174V118L175 117H173L175 114H174V112H170V109L174 106V105H172L173 104V101L172 100H174ZM186 97H188L187 99H186ZM202 97V98H201ZM208 97L210 98V99H208ZM213 97H215L214 99H213ZM220 97H221V100H220ZM225 97H227V100L230 102V100L231 99H233L234 97H236V98H238V100L235 98V101H234V99L233 100H231V106H233L232 108L231 107H229V104L230 103H228V101L227 102H225V101H223V99H225ZM232 97V98H231ZM257 97H259V98H257ZM8 98L12 101V102H9V100H8ZM29 99L28 101H30V99H31V103L30 102H28V101H24V100H26V99ZM51 98V99H50ZM60 98V99H59ZM62 98V99H61ZM67 98V99H66ZM103 98V99H102ZM104 98H105V100H104ZM119 98V99H118ZM141 98L142 99V102H141V100H139V99ZM177 98L179 99L178 101H177ZM261 98H262V100H261ZM47 99V101H45ZM55 99V101H56V105L54 106V107H52V104H50V103H52L51 101H53V100ZM64 99V102H66L65 103V106H64V103H63V105L62 104H60V101L59 100H63ZM117 100V102L116 103H118V104H122V106L123 105H125L126 103L125 102H127L128 103V106H127V104L125 105V106H123V107H125L124 108V110H122L123 112L125 111V109H127V111L128 112H126L127 114H126V116L124 115L125 114V112L123 113L120 109L122 108L123 109V107L121 106V104H120V107H118L119 105L118 104H114L113 105V103ZM126 99V101H124ZM137 101H136V100ZM168 99V100H167ZM190 99V100H189ZM200 99V100H199ZM208 99V100H207ZM241 99V100H240ZM242 99L243 100H245V102H246V100H247V103H245V102H243V104L244 105H240V104H238V101H240V103H242ZM256 99V100H255ZM258 99H259V101H258ZM14 100V101H13ZM19 100H21V101H19ZM23 100V101H22ZM35 102H34V101ZM50 100V101H49ZM83 100V101H82ZM97 100V101H96ZM108 100H112L111 101V103H109V101ZM128 100V101H127ZM131 100V101H130ZM134 100H135V102H134ZM139 100V101H138ZM152 100V101H151ZM185 100H187V101H189V103L187 102V101H185ZM86 101V102H85ZM90 101H92V102H94L95 103V106H94V104L93 103H91ZM122 101H124V103L125 104H123L122 103ZM151 101V102H150ZM160 101V102H159ZM172 101V103H171V105H170V102ZM222 101V102H221ZM250 101H252V103L250 102ZM262 101V102H261ZM7 102H9V103H11L12 104V106L10 107V104L9 103H7ZM17 102V103H16ZM36 102H38V104L37 105H35V109L38 111H36L34 108H32V107H34V105L33 104H36ZM40 102V103H39ZM63 102V101H62ZM74 104H73V103ZM84 102V103H83ZM88 102H90L92 105H87V103ZM99 104H97V103ZM103 102H104V104H103ZM113 102V103H112ZM134 102V103H133ZM138 102V104L140 105H136L135 106V104ZM139 102H141V103H139ZM157 102V103H156ZM159 102V103H158ZM195 102H198V104L199 105H197V107H195ZM251 104H250V103ZM259 102V103H258ZM22 103H24L23 105H22V107H21V105L18 107V106H16V105H19V104H22ZM33 103V104H32ZM44 103H46V105L44 104ZM53 103H54V101H53ZM59 103V105H57ZM70 103V104H69ZM83 103V104H82ZM143 103V104H142ZM148 103H153V104H159L161 107H160V109H159V105H158V108H156L154 105H153V108H152V105L151 104H148ZM165 103V104H164ZM191 103H193L194 105L192 106L191 105ZM224 103V105H225V103L227 104L228 103V106H224L223 107V105H219V104H223ZM232 103H234L235 104V107H236V104H237V106L238 107H236L235 109H234V104H232ZM254 103H255V105H256V103H258V105L257 106H255L254 105ZM262 103V104H261ZM33 105V106H31V105ZM41 104V105H40ZM68 104L70 105V106H68ZM72 104V105H71ZM82 104V105H81ZM105 104H107L108 106L107 107H105ZM134 104V105H133ZM142 104V105H141ZM148 104V105H147ZM166 104L167 105H169V106H171V108L170 107H166ZM201 104V105H200ZM8 105H9V107H8ZM14 105V106H13ZM26 105H30L29 107L28 106H26ZM54 105V104H53ZM78 105V106H77ZM99 106V111H98V109L96 108V106ZM101 105H104V106H101ZM116 105H118V106H116ZM134 107H133V106ZM147 105V106H146ZM150 105H151V107H150ZM188 105H191V106H189V108H188ZM216 105V106H215ZM260 105V106H259ZM5 106H7V107H5ZM15 106H16V108H18V110L15 108ZM25 106V107H24ZM37 106V107H36ZM38 106H39V108H38ZM41 106V107H40ZM56 106H58V107H56ZM68 106V107H67ZM83 106H86V107H83ZM89 108H88V107ZM90 106H92V107H90ZM97 106V107H98ZM133 107L132 108V110H131V108L130 107ZM138 106V107H137ZM142 106H146L145 107V110H146V112H145V110H144V107H142ZM157 106V105H156ZM182 106H183V108H182ZM245 106V107H244ZM248 106H252V107H250V108H248ZM254 106H255V108H254ZM3 107H5V108H3ZM14 107V108H13ZM62 107H63V109H62ZM64 107H66V108H64ZM78 107H79V109H78ZM114 107H115V112L113 111L114 110ZM136 107V111L134 110V108ZM148 107V108H147ZM162 107H163V109H162ZM190 107H192L193 109L191 110V108ZM217 107H219V108H217ZM223 107V108H222ZM240 107V108H239ZM260 107V108H259ZM7 108V110H4V109H6ZM9 108L10 109H12V110H9ZM21 108V110H19ZM26 108V109H25ZM49 108V109H48ZM68 108H70L69 110H68ZM92 108H93V110H92ZM105 108V109H104ZM109 110H108V109ZM128 108H129V110H130V112H129V110H128ZM142 108V109H141ZM150 108V110L151 111H149L148 109ZM154 108L156 109V111H154ZM166 108V109H165ZM198 108V109H197ZM248 108V109H247ZM263 108V109H262ZM16 109V110H15ZM28 109H31V110H28ZM38 109H41V111L40 110H38ZM42 109H43V111H42ZM47 109V110H46ZM61 109H62V111H64V112H62L61 111ZM64 109H66V111L64 110ZM72 109V110H71ZM82 111H84L85 113H82L81 112V110ZM95 109V110H94ZM101 109H103V110H101ZM113 109V110H112ZM139 109V110H138ZM174 109V111H175V107L173 108ZM182 109V110H181ZM187 109V112L185 111ZM195 109V110H194ZM224 109V110H223ZM241 111H240V110ZM247 110V111H245V110ZM249 109H251L250 111H249ZM253 109H257L256 111H254ZM260 109V110H259ZM262 109V110H261ZM2 110H4V111H2ZM25 110V111H24ZM35 110V111H34ZM71 110V111H70ZM117 110V111H116ZM120 110V111H119ZM134 110V111H133ZM184 110V112L185 113H183L182 111ZM189 110H191V111H193V112H191L190 111V113H189ZM196 110H200V111H196ZM202 110H204V111H202ZM253 110V112L255 113H257V115H255L254 113H253V115H252V111ZM6 111L8 112V116H7V113H6ZM27 111V112H26ZM47 112V114H46V112ZM60 111L62 112V113H60ZM97 111V112H96ZM132 111H133V113H132ZM154 111V112H153ZM161 111V112H160ZM178 111V112H177ZM194 111H196V116L194 115ZM224 111V112H223ZM261 111V112H260ZM79 112H81L82 113V115H81V113H79ZM86 112H89L88 113V115H87V113ZM113 112V113H112ZM119 112V113H118ZM138 112V113H137ZM163 112H168V115L167 116H170V115H172V117H173V122H169V117L167 118V117H165L166 116V113H163ZM198 112V113H197ZM204 112V113H203ZM239 112V113H238ZM244 112V113H243ZM245 112H251V114L250 113H245ZM260 112V114H258ZM35 115H34V114ZM39 113H40V115H39ZM43 113V115H44V117H46L45 116V114L47 115V117L46 118H42V117H40V116H43V115H41ZM45 113V114H44ZM58 113H60V114H58ZM67 113L69 114V115H67ZM96 113L98 114V115H96ZM109 113H112V114H109ZM115 113V114H114ZM117 113H118V116H117ZM122 113H123V115L124 116H122ZM129 113V114H128ZM142 113V114H141ZM181 113L182 114H184L183 116H181ZM189 114V116H190V114L191 115H194L195 117H199V118H201V119H197V118H195L194 119V117L193 116H190L191 117V122H190V120L188 119V118H190V117H188V115L187 114ZM199 113H203V114H201V116H200V114ZM230 113V114H229ZM243 113V114H242ZM263 113V114H262ZM55 114V115H54ZM57 114V115H56ZM82 116L83 118H81L80 116ZM101 114V115H100ZM114 114V115H113ZM121 114V115H120ZM131 114V115H130ZM134 114H136V115H134ZM141 114V116H139ZM143 114H145L143 117H142V115ZM150 114V115H149ZM152 114H157V116L155 115H152ZM161 114V115H160ZM207 114V116H206V118H205V115ZM236 114V115H235ZM244 114H245V117H243L244 116ZM35 116L36 117V115H37V118L35 119V120H38V122H35V120L33 119V116ZM50 115V116H49ZM87 115V116H86ZM94 115H96V119L94 120ZM137 116L136 118L134 117V116ZM163 115H165V116H163ZM187 115V116H186ZM228 115V116H227ZM241 115H243L242 116V118H240L241 117ZM64 116V117H63ZM86 116V117H85ZM101 116V117H100ZM120 116H122V117H120ZM128 116H130V117H128ZM177 116H179V117H177ZM203 116V117H202ZM224 116V117H223ZM237 116V117H236ZM248 116V117H247ZM252 116H254L253 118H252ZM261 116V118H258V117H260ZM7 117V118H6ZM59 117V118H58ZM75 117H76V119H75ZM78 117H80L81 119H78L77 120V118ZM103 117V118H102ZM107 117H108V119H107ZM119 117V118H118ZM124 117H126V118H124ZM146 117V118H145ZM163 117V118H162ZM172 117H170V119L172 118ZM188 117V118H187ZM250 117H251V119H252V122H251V120H249L250 119ZM41 118V119H40ZM87 118V119H86ZM91 118V119H90ZM100 118V119H99ZM134 119L135 118V120H136V122H134V120H132V122H131V120H129V119ZM140 118V119H139ZM141 118H143V122H142V119ZM159 118V119H158ZM164 118H167V120H165ZM208 118V119H207ZM231 118V119H230ZM238 118H240V119H238ZM244 118H249L248 120H249V123H251V124H249V123H246L245 124V120H247V119H244ZM7 119V120H6ZM40 119V120H39ZM43 119V120H42ZM57 119V120H56ZM71 119H73V120H71ZM85 119H86V122H85ZM102 119V120H101ZM118 120V122H117V120ZM121 119H123V120H121ZM153 119V120H152ZM161 119V120H160ZM197 119V120H196ZM234 120V123H233V120ZM238 120V123H237V120ZM255 120V122H254V120ZM261 119H263V122H262V120ZM59 120H60V122H59ZM76 120H77V122H76ZM80 120H83V123L85 122V123H88V122H90V126L91 127H89V125H88V127L89 128H87V124H82V123H80ZM91 120H92V122H91ZM125 120H126V124L128 125V128L127 127H122V126H124V124L123 123H125ZM128 120H129V122H128ZM138 120H140V122L138 123ZM151 120H152V122H151ZM156 120H157V122H156ZM163 120H164V122H163ZM172 120V119H171ZM188 120H189V122H188ZM193 120H195V122H193ZM259 120H260V122H259ZM46 124H45V123ZM54 122V123H53ZM57 122V123H56ZM100 122H102V123H100ZM109 122V123H108ZM142 122V123H141ZM155 122V123H154ZM167 122V123H166ZM179 122V123H178ZM183 122H185L184 123V125H187L188 123V126H184V125H181V124H183ZM198 122V126L196 127V123ZM227 122V123H226ZM243 122V123H242ZM75 123H77L78 125V127L80 128V126H81V128H82V130H81V128H80V130H79V128H77V126L75 125ZM95 123V124H94ZM98 123H100V124H98ZM105 123V124H104ZM115 123H121V126H119V124L117 125V124H115ZM131 123V124H130ZM133 123L134 124H136V125H134L135 126V128H134V126H133ZM138 123V124H137ZM141 123V124H140ZM158 123V124H157ZM162 123V124H161ZM164 123V124H163ZM169 123H171V124H169ZM194 123V124H193ZM254 123V124H253ZM256 123H257V125H256ZM263 123V124H262ZM3 124V123H2ZM39 124V125H38ZM82 124V125H81ZM112 124V125H111ZM140 124V125H139ZM155 124H157V126L155 125ZM161 124V125H160ZM173 124V125H172ZM196 124V125H195ZM227 124V125H226ZM230 124H231V126H230ZM234 124H237L236 126V128H235V125ZM242 124H244V125H242ZM259 124H262L261 126H259ZM11 126L10 127V129H14L13 131L12 130H10L9 129V127L8 126ZM75 127H74V126ZM83 125H85V127H83ZM96 125L99 127V125H100V127L98 128V129H96L95 127H96ZM104 125H105V127H104ZM107 125V126H106ZM108 125L109 126H111V127H108ZM113 125H115V126H113ZM131 125V126H130ZM139 125V126H138ZM163 125V126H162ZM179 125H181V126H179ZM193 126L192 128L190 127V126ZM233 125V126H232ZM241 125H242V127H241ZM246 125V126H245ZM249 125V126H248ZM250 125H253V126H250ZM114 128H113V127ZM117 126H119V127H122L121 129H118L117 128ZM126 126V125H125ZM136 126H138L137 128H136ZM147 126V127H146ZM174 126H176V128L174 127ZM178 126V127H177ZM195 126V127H194ZM229 126V127H228ZM256 126V127H255ZM257 126H258V128H257ZM72 127V128H71ZM103 127L105 128V129H107V130H109V131H111V134L114 136L113 137V139H115V141H113V139L112 140H108V138L109 139H111L112 138V136H108V135H111V134H109V131H107L108 133H104V129H103ZM106 127H108V128H106ZM116 127V128H115ZM133 127V131L130 129V128H132ZM144 127H146V128H144ZM157 127V128H156ZM164 127V128H163ZM165 127H167L166 129H165ZM181 127H183V128H181ZM189 127V128H188ZM246 127H247V129H246ZM249 127H255V128H250L249 130H251V131H249L248 130V128ZM263 129H262V128ZM3 128H5V129H3ZM68 130H67V129ZM74 128L76 129H78L79 131H77V129H76V131L74 130ZM123 128H125V129H123ZM143 128V129H142ZM153 130H151V129ZM156 128V129H155ZM158 128H160V130L163 132L164 130H162V129H165L166 130V132L164 133V134H169L170 136H168L167 134L166 135H164L160 130H159V132H158V134L161 132L162 133V135L161 134H159L160 136H159V138H158V134H156L155 132L156 131H158L157 129ZM177 128H178V130H177ZM179 128H181V129H179ZM193 128H194V130L196 131V132H193L194 130H193ZM198 128V129H197ZM200 128H201V130H200ZM208 128V129H207ZM232 128V129H231ZM234 128V129H233ZM239 128V129H238ZM241 128V129H240ZM10 131H9V130ZM63 129V130H62ZM91 130V132H89L88 130ZM94 129V130H93ZM96 129V130H95ZM112 129L114 130V129H117L118 130V133H117V131H116V134L114 133L115 131H112ZM128 129V130H127ZM143 131H142V130ZM150 131H149V130ZM169 129H171V130H169ZM204 129H207L208 131V134H207V132H206V130L204 131ZM257 129H262V130H257ZM4 130V132L2 133V131ZM102 130V131H101ZM119 130L121 131V132H119ZM125 132V134H126V137H125V134L123 133V131ZM131 130V131H130ZM138 130V131H137ZM142 131L141 133L139 132V131ZM145 130V131H144ZM169 131V133H168V131ZM177 130V131H176ZM7 131V132H6ZM14 131H15V133H14ZM49 131H51V133H49ZM94 131H95V133L97 132V131H100V132H98L100 135L103 133V134H105V136H106V141L105 140H103V139H105V137H104V135L102 134L101 136H102V138L100 137V135L97 137V134L98 133H94ZM106 131V130H105ZM135 131V132H134ZM148 131V132H147ZM175 132V134L173 133V132ZM184 131V132H183ZM32 132V133H31ZM52 132H54V134H52ZM62 132V133H61ZM68 132V133H67ZM78 132V133H77ZM128 132H132V135H130ZM137 132V133H136ZM144 132V133H143ZM153 132V133H152ZM249 132V133H248ZM251 132L253 133L252 135H251ZM1 133H2V135H1ZM7 133H9V134H7ZM10 133H11V135L12 134H14L13 136H14V139L13 140H11L12 138H11V136H10ZM30 133V134H29ZM41 133V134H40ZM44 133V134H43ZM59 134V137H58V134ZM61 133V134H60ZM136 135H135V134ZM149 133H152V134H150L151 136H153V137H151L150 138V140L148 141V137L150 136L149 135ZM155 133V134H154ZM6 134H7V136L10 138H8L7 136H6ZM38 134V135H37ZM39 134L42 136V134H43V136L42 137H44L45 138V141H47L46 143L42 140V139H44V138H40L41 136H39ZM64 135L63 137L62 136H60V135ZM72 134V136H70ZM79 134H81V137L79 136ZM86 134H88V135H86ZM128 134V135H127ZM143 134V135H142ZM144 134H146V136H144ZM178 134V136H175V135H177ZM6 136V137H4V136ZM17 137H16V136ZM44 135H46V136H44ZM48 135V136H47ZM83 135V136H82ZM121 137H120V136ZM134 135V136H133ZM142 135V136H141ZM157 135V136H156ZM171 135H173V136H175L174 138H173V136L171 137ZM183 135V136H182ZM185 135V136H184ZM208 135H209V137H208ZM3 136V137H2ZM12 136V137H13ZM74 136V137H73ZM78 136H79V138H78ZM118 136L120 137V138H118ZM128 136H131V137H128ZM180 136V137H179ZM18 138V142L16 141L17 139L16 138ZM71 137V138H70ZM75 137H76V140H79L80 138H84V140H85V137H86V139L87 140H91V141H94V140H96V142H88L87 140V142L85 143L84 142V140H79V141H74L75 140ZM116 137V138H115ZM136 137V138H135ZM146 137V138H145ZM155 137V138H154ZM161 137V138H160ZM176 137H179V140H177V138ZM187 137H189L187 140H189L190 138H192V139H190V141H187L186 140V138ZM196 137H198V139H195ZM205 137V138H204ZM241 137V138H240ZM5 138H7V139H5ZM31 138V139H30ZM37 138H38V140L40 139V140H42V141H40L39 140V142H38V140H37ZM57 138V139H56ZM67 138V139H66ZM100 138H101V140H100ZM122 138V139H121ZM135 138V139H134ZM143 138V139H142ZM157 138V139H156ZM166 138V139H165ZM168 138H170V139H168ZM183 138V139H182ZM202 138V139H201ZM22 139H23V144H25V149L22 151V146H24L23 144H22ZM74 139V140H73ZM120 139V140H119ZM134 139V140H133ZM138 139H140V141L138 140ZM151 139L153 140L154 139V141L153 142H155V141H158V142H156V143H153V142H151ZM160 139H163V140H165V146H163L162 144H163V142H160L159 140ZM172 139V140H171ZM201 139V140H200ZM204 139V140H203ZM8 141L9 140V143H12V144H9V143H5V141ZM11 140V141H10ZM116 140H117V142H116ZM120 142H119V141ZM137 140V141H136ZM162 140V141H163ZM174 140V141H173ZM177 140V141H176ZM191 140H193V141H195L196 142V144H197V142L199 143V141H201V143H199L198 145H196L195 144V142H192ZM202 140H203V142H202ZM207 140H209V142L207 141ZM245 140V141H244ZM35 141H36V144L34 145V143H35ZM60 141V142H59ZM62 141V142H61ZM73 141V142H72ZM109 141V143H106V142H108ZM122 141V142H121ZM131 141V142H130ZM141 143H139V142ZM147 141V142H146ZM186 141V142H185ZM236 141V142H235ZM15 142V143H14ZM33 142V143H32ZM81 142H84V143H82L83 144V147L80 145L81 144ZM98 142H99V145H97L98 144ZM133 142V143H132ZM136 142H138L137 144H136ZM176 144H175V143ZM179 142V143H178ZM188 142V143H187ZM245 142V143H244ZM39 143H41V144H46V149H47V145H50L49 147V149H51V150H44V146H42L41 145V148H40V144ZM49 143V144H48ZM89 143H91L90 145H89ZM106 143V144H105ZM117 143V144H116ZM120 145H119V144ZM125 143V144H124ZM128 143V144H127ZM131 145H130V144ZM135 143V144H134ZM159 143V146L157 145ZM181 143H183V144H181ZM194 143V146L192 145ZM239 143V144H238ZM6 144V147L4 146ZM15 144V145H14ZM16 144H17V146H16ZM65 144V145H64ZM85 144L87 145V146H85ZM92 144L95 146V150H93L94 149V147H91L92 146ZM96 144V145H95ZM103 146H102V145ZM115 145V146H111V147H109V146H107V145ZM144 144V145H143ZM150 144H151V146H153V145H156L155 146V148H156V152L157 151H160V153L159 152H157V155H158V158H157V156L155 155V165H157V166H159V167H154L153 168V163L152 164H149V162L147 163V161H149L148 159H144L145 158V151L148 149V147L150 146ZM167 144H169V146L167 145ZM174 144V146L175 147H177V148H175L174 146H172ZM185 144V145H184ZM237 144V145H236ZM9 145V146H8ZM18 145H21V148L20 147H18ZM34 145V146H33ZM38 145H39V147H38ZM90 146V148H89V146ZM106 145V146H105ZM123 145V146H122ZM124 145H126V146H124ZM129 147H128V146ZM134 147H133V146ZM176 145H179V147H181V149L180 148H178V146H176ZM239 145V146H238ZM247 145H248V147H247ZM13 146L15 147V149L13 148ZM26 146H30V148H32V151H34V152H31V150H29L28 149V147H26ZM65 148L63 151L61 150V148H63V147ZM73 146V147H72ZM119 146V147H118ZM121 146V147H120ZM188 146V147H187ZM35 147V148H34ZM38 149H37V148ZM69 147V148H68ZM106 147L108 148H111V149H106ZM154 147V146H153ZM164 147V148H163ZM168 147V148H167ZM170 147H172V148H170ZM183 147L185 148V151H183L182 149H183ZM206 147V148H205ZM245 147V148H244ZM2 148H0V149H2ZM26 148H27V150L28 151H30L29 152V154L27 153V150H26ZM52 148H54V150L52 149ZM82 148V149H81ZM123 148H125V149H123ZM129 148V149H128ZM144 148H145V151H143L144 150ZM147 148V149H146ZM175 148V149H174ZM191 148V149H190ZM195 148H196V151H195ZM11 149H12V151H11ZM18 149V150H17ZM69 149V150H68ZM91 149V151L90 152H87L88 150H90ZM104 149H106V150H104ZM116 149H117V151H116ZM118 149H123L124 150V152H126L125 150H127V152L126 153H124L123 152V150H118ZM142 149V150H141ZM163 149V150H162ZM168 149V150H167ZM178 149V150H177ZM190 149V150H189ZM21 150V151H20ZM25 150H26V152H25ZM80 152H79V151ZM97 150V151H96ZM109 150H111V151H109ZM113 150H115V151H113ZM131 150V151H130ZM135 150V151H134ZM165 150H167L168 152L170 151V150H172V152L171 153H168L169 155H167L165 152H167V151H165ZM182 150V151H181ZM194 150V151H193ZM205 152V154H204V152ZM230 150H231V152H230ZM15 151H16V153H15ZM69 151V152H68ZM93 151V152H92ZM134 151V152H133ZM137 151H139V152H137ZM162 151L165 153V154H163L162 153ZM175 151H177V152H175ZM188 151V152H187ZM202 151V152H201ZM247 151V152H246ZM251 151V152H250ZM20 152H22V155H21V153ZM58 154H57V153ZM61 152V153H60ZM63 152H65V153H63ZM82 152H83V156H82ZM103 152V153H102ZM107 154H106V153ZM109 152V153H108ZM120 153V154H118V155H123V157L125 158L126 156L125 155H128V157H126L125 159L128 161V163L129 164H127V161L125 160V162H124V158H122L121 156H120V158H117V157H115V153ZM129 152V153H128ZM133 154H131V153ZM190 152V153H189ZM195 152H196V159L199 161V163L197 162V160L196 159H194L195 157H193V156H195ZM235 152V153H234ZM248 152H250L249 154H248ZM31 153V154H30ZM33 153H35V154H33ZM54 153V154H53ZM65 155H63V154ZM91 155V157L89 156V154ZM93 153V154H92ZM102 153V154H101ZM114 153V154H113ZM139 153H140V155H141V157H144L143 158V162H140L141 160L140 159H142L141 157H139L140 155H139ZM174 154V155H176V157L174 156V158H179V159H174L173 158V160L170 158V159H168V158H166V156H168V157H170L171 155L170 154ZM177 153V154H176ZM182 153V154H181ZM188 153V154H187ZM192 153V154H191ZM194 153V154H193ZM232 153V154H231ZM16 154V155H15ZM24 154H27V155H24ZM32 154L34 155L33 157H35L36 158V160H37V162L39 163V161L43 164H39V166L41 167H43L44 168V164H45V169H43V171L41 170V168L36 164L37 162H36V160L32 157ZM57 154V155H56ZM66 154H68L69 155V157L66 155ZM81 154V155H80ZM98 154H100L99 156H98ZM103 154H106V156L109 158H107V157H103L104 155ZM111 155V154H113V155H111L112 157H113V164H115L116 162H120V161H122V163L120 162V163H116L114 166H116L118 169H119V173H122V171H121V169L122 170H124L123 171V173L122 174H125V175H122V177H121V175L119 174V173H117V171L115 172V171H112V167H109V171H112V172H109L108 171V166H113V164L111 165V164H109V163H112V157L111 156H109V155ZM116 154V156H118ZM125 154V155H124ZM139 155V156H136V155ZM172 154V155H173ZM179 154V155H178ZM184 154V156H182ZM204 154V155H203ZM18 155V156H17ZM21 157H20V156ZM29 155H31V156H29ZM42 155V156H41ZM55 155V156H54ZM87 155V156H86ZM129 155H131L132 156V159H133V161H132V159H130L129 158ZM143 155V156H142ZM187 155V156H186ZM191 155V156H190ZM202 155L204 156V157H206V158H204V157H202ZM226 155V157H224ZM24 156H25V158H24ZM27 156V157H26ZM67 156V158H65ZM70 156H71V158H72V160H71V158H70ZM78 156H82V158L81 159H79L78 158ZM88 156H89V158H88ZM130 156V157H131ZM161 156V157H160ZM181 158H180V157ZM188 157V158H186V157ZM197 156H199V158H197ZM14 157H16V158H14ZM17 157L18 158H20V159H23L22 161V164L20 163V161L17 159ZM28 157H29V159H28ZM44 157H46L45 159H44ZM51 157H53V158H51ZM88 158L90 161H89V163H92V166H88L87 164H89L88 162H87V160H86V158ZM100 157L102 158H104V160H106L107 162H105L104 160H103V158L101 159L102 160V162L100 163V165L98 164V162H100L99 161V159H100ZM119 157V156H118ZM138 158V159H134V158ZM160 157V158H159ZM171 157H173V156H171ZM183 157V158H182ZM190 157V158H189ZM31 158V159H30ZM32 158L34 159V160H32ZM57 158V159H56ZM59 158V159H58ZM84 158V159H83ZM91 158H92V160H91ZM97 158V159H96ZM117 158V159H116ZM186 158V159H185ZM200 158H202V159H200ZM243 158H244V160H243ZM5 159H8V160H5ZM51 161L52 160V162H50L49 160ZM76 159L78 160V161H76ZM120 159V160H119ZM168 162H166L165 160ZM189 159V160H188ZM14 160H16V161H14ZM44 160H47L48 162H50V163H46L47 161H45L44 162ZM60 160V161H59ZM62 160V161H61ZM83 160V161H82ZM94 160H98V161H95L94 162V165H93V161ZM131 160V162H129ZM137 160H138V162H137ZM145 160H146V162H145ZM162 160V161H161ZM196 160V161H195ZM202 160V161H201ZM7 161V162H6ZM25 161V162H24ZM31 161H32V163H31ZM57 161V162H56ZM71 162V163H74V162H76L77 164H79L78 166L76 165V163H75V165L72 167L71 165L72 164H70V163H68V162ZM80 161V162H79ZM87 162V164H86V162ZM161 161V162H160ZM164 161V162H163ZM170 161V162H169ZM172 161H174V162H172ZM177 161V162H176ZM188 161H190V162H188ZM202 163H201V162ZM17 163V165H19V164H21V165H23V163H24V167H22V168H19V167H21V165H19V166H16V163ZM79 162V163H78ZM84 162H85V164H84ZM96 162H97V164H96ZM104 162V163H103ZM138 163V164H136V163ZM140 162V163H139ZM166 162V163H165ZM176 162V163H175ZM192 162V163H191ZM194 162H196V163H194ZM0 163V164H1ZM5 163V164H4ZM14 165V167H16V170L17 169H19V170H17L16 172L18 173L21 169H23V171H24V173L25 174H27V175H25L24 173L23 174H21L22 172L20 171V176L16 173V172H13V170L15 171V169H14V167H12V165ZM15 163V164H14ZM57 164V167H53L52 168V164ZM64 163H66V164H64ZM81 163H83V164H81ZM136 165H139L140 164V166H139V168H141V170L139 169V171H137L138 169H136V168H138L137 166L135 167L134 165L135 164ZM141 163L142 164H144V166L143 165H141ZM146 163V164H145ZM151 163V162H150ZM161 163V164H160ZM172 164V165H174V168L172 167V170H171V166H170V164ZM201 163V164H200ZM227 163V164H226ZM7 164V165H6ZM9 164V165H8ZM25 164H27V165H25ZM33 164V165H32ZM47 164V165H46ZM49 164V165H48ZM54 164V165H55ZM70 164V165H69ZM104 164L106 165V166H104ZM109 164V165H108ZM120 164V165H119ZM134 164V165H133ZM159 164V165H158ZM168 164H169V166H168ZM229 164V165H228ZM6 166L7 167V169L8 168H13L12 170H10V169H8L7 170V172H5L6 171V167H4V166ZM32 165V169L35 171L36 169L37 170H41L40 172L39 171H37V173L39 174V175H41L40 173H44L45 172V178H46V181H47V179H48V181H47V183L49 184V183H51V190H50V188H45L46 187V185H47V183L46 182H44V179L45 178H41V177H38V174L37 173H35V174H37V176L35 175V174H33L34 173V171L33 170H31V168H30V166ZM51 165V166H50ZM53 165V166H54ZM85 166L86 167V169H87V167H89V169H87L86 170V172L85 171H83L81 168H80V166L82 167V166ZM91 165V164H90ZM122 165H125L124 166V169H123V166ZM147 165H150V166H147ZM154 165V166H155ZM167 165V166H166ZM235 165V166H234ZM4 168H3V167ZM8 166H10V167H8ZM38 166V167H37ZM50 166V171H49V169H48V167ZM56 166V165H55ZM66 166V167H65ZM69 166L72 168H70L72 171H70V169H69ZM82 167L84 170H85V167ZM97 166V167H96ZM102 166H104V167H102ZM119 166H121V168L119 167ZM142 166H143V168L145 167L146 168V171L147 172H145V169H142ZM175 166H176V169H175ZM232 166H234V167H232ZM18 167V168H17ZM28 167H29V169H28ZM34 167H37V168H35L34 169ZM77 167V168H76ZM100 167V169L99 170H97L98 168ZM135 167V168H134ZM40 168V169H39ZM46 168L48 169V171L50 172H48L47 173V170H46ZM59 168V169H58ZM65 170H64V169ZM76 168V169H75ZM79 168H80V170H79ZM92 168H93V170H92ZM116 168V169H117ZM134 168V169H133ZM151 168V169H150ZM153 168V169H152ZM158 168H160L159 170H158ZM4 169H5V171H4ZM25 169L26 170H28V171H25ZM77 169H78V171H80L79 173H77V175H76V171H77ZM115 169V167H113V170ZM117 169V170H118ZM126 169V170H125ZM149 169V170H148ZM154 169H155V171H154ZM177 169H179V170H177ZM181 169H183V172H182V170ZM30 170L31 171H33L32 173H30ZM59 170H60V172H59ZM61 170H63L65 173H63V171H61ZM82 170V171H81ZM90 170V171H89ZM100 170H102V172L100 171ZM133 170H135V171H133ZM143 170H144V172H143ZM166 170H168V171H166ZM207 170V171H206ZM213 170L215 171V172H213ZM51 171H53L52 173L55 175H52V173H51ZM70 171V172H69ZM74 171V172H73ZM92 171V172H91ZM96 171H98V172H96ZM131 171H133V177L131 176V174H132V172ZM137 171V172H136ZM140 171H142L141 173H140ZM148 171H150V172H152V173H150V172H148ZM158 171H159V173L160 174H157L158 173ZM162 171H164V172H162ZM177 171V172H176ZM179 171V172H178ZM187 172V174L185 173V172ZM210 171V172H209ZM11 173V174H8V173ZM36 172V171H35ZM59 172V173H58ZM134 172H135V174H134ZM139 172V173H138ZM155 172V173H154ZM181 172H182V174H185V175H182L181 174ZM208 172V173H207ZM30 174V176H31V174H32V176L34 175V177H33V180H35L36 181V179H40V180H43L42 182L38 179L37 180V182L38 181H40V182H38L39 184H41V183H43L42 185H41V189H43V190H50V191H45L44 193L42 192L43 190H38V193L36 192L37 191V189L36 188H40L39 186L40 185H38L37 184V182H35V181H32L31 182V177L29 176V174ZM68 173H70V174H68V176H67V174ZM83 174V173H85V174H83V175H85L84 177H82V179H81V181L84 183L83 184V186L84 187H86L87 185V187L84 189L83 188V186H81V189L79 188L80 187V185L78 184V183H80V184H82L81 183V181H77V179L79 180V175H80V177L82 176L81 174ZM87 173H88V177H87ZM100 173H101V175H103L104 174V177L103 176H101L100 175ZM108 173V177L109 178H111L112 180H114V179H116L117 181H111V182H113L112 184H109V183H111V182H108L109 180H111V179H109L105 174H107ZM109 173H111V174H109ZM114 173V174H113ZM149 173V174H148ZM156 175V177H155V175ZM177 173L179 174L180 173V175L182 176V178H181V176L179 177L178 175H177ZM217 174V175H215V174ZM219 173V174H218ZM6 174H8V175H6ZM51 174V175H50ZM116 174H118V175H116ZM144 174V175H143ZM152 174V175H151ZM169 174V175H168ZM214 174V175H213ZM221 174V175H220ZM4 175H5V177H4ZM15 176L16 178H17V180H19V179H21V175H22V177H23V175H24V178L25 177H27L26 178V180H25V183L23 184V185H21V184H19V185H21L22 187H23V189H25V186L24 185H27V189H26V191L24 190L23 191V189H22V187L20 188V187H18L19 185L18 184H14L17 180H16V178L15 177H12V176ZM64 175V176H63ZM76 176L77 177V179H75L73 176ZM95 175V176H94ZM113 175V176H112ZM139 176L140 175V177L142 178H136V176ZM142 175V176H141ZM147 175V176H146ZM160 176V178H162L163 179V183H162V180L159 178V176ZM163 175V176H162ZM188 175V176H187ZM193 175V176H192ZM220 175V177H222L223 178V176H224V178L222 179H219V176ZM11 176V177H10ZM35 176L36 177H38V178H35ZM41 176H44V174L43 175H41ZM49 176H54V177H49ZM93 176V177H92ZM100 176V177H99ZM117 176H119V178L117 177ZM157 176H158V178H159V180H160V182L159 181H157L158 180V178H157ZM167 177V179H165L166 177ZM183 176H184V178H185V180L186 181H184V179H183ZM189 177V178H187V177ZM190 176H192V177H195L194 179L196 180H194L192 177H190ZM217 177V178H215V177ZM4 177V178H3ZM10 178L11 180H9L8 178ZM29 177V178H28ZM70 177H73V179H72V181H69V182H71V184H72V182H74L75 180L77 181V182H74L73 184H72V186L75 184V186L73 187V188H76L78 185V187L77 188H79V189H73V188H71L70 186H69V184L70 183H68V182H66L67 181V179H65V178H68V180H70L69 178ZM114 177V178H113ZM135 177V178H134ZM144 177H146V180L145 181H149V183H145L144 181H141V180H144L145 178ZM153 177L154 178H156L155 180H156V182H158V183H160V184H157L156 182H154V180L152 181V179H153ZM214 177V178H213ZM52 178H53V180H54V182H56V179H58L57 180V182H59L60 183V179L61 178H63V179H61V182L62 183H60V184H62V187L60 186V184H58V185H55L54 186V182L52 181L51 182V180H52ZM85 180H84V179ZM97 178V179H96ZM109 180H108V179ZM124 178H126L125 180L126 181H128V183L127 182H125V180H124ZM150 180H149V179ZM152 178V179H151ZM190 178H192V180L190 179ZM196 178H198L199 180H197ZM208 178V180H206V179ZM5 179H7L6 181H5ZM14 179H15V182H14ZM29 179H30V181H29ZM51 179V180H50ZM75 179V180H74ZM120 179V180H119ZM123 179V180H122ZM131 179V180H130ZM137 179H139V180H137ZM29 182H28V181ZM63 180H64V182L65 183H68V184H66L67 185V187L69 186L70 188H67V187H65L64 189H62L65 185H63V184H65V183H63ZM106 180V181H105ZM108 180V181H107ZM204 180V181H203ZM220 180H222V181H220ZM27 181V182H26ZM86 181V182H85ZM91 181V182H90ZM93 181H95V182H93ZM123 181L125 182V184L123 183ZM132 182V184H131V182ZM152 181V182H151ZM192 181V182H191ZM196 182V183H194V182ZM220 181V182H219ZM224 181H225V183H224ZM34 182V184H32ZM89 182V183H88ZM93 182V183H92ZM118 182H119V184L121 183L122 185H120V186H122L123 187V189H121L120 188V186H119V184H118ZM141 182H144V183H141ZM154 182V183H153ZM201 182H202V185H200L201 184ZM204 182V183H203ZM211 182V183H210ZM214 184H213V183ZM219 182V183H218ZM3 183V184H2ZM7 183V184H6ZM9 183H11V184H9ZM28 183H30V185L28 184ZM45 183H46V185H45ZM53 183V184H52ZM88 183V184H87ZM91 183V185H89ZM97 185H96V184ZM103 183V184H102ZM132 185H130V184ZM217 183V184H216ZM9 184V185H8ZM38 186H37V185ZM94 184V185H93ZM100 184V185H99ZM116 184H117V188H116ZM124 184V185H123ZM127 184V185H126ZM151 184H153L154 185V187L157 189V190H159L161 187V194H160V192H158V195H157V191H156V189L154 190V188H153V185H151ZM163 184V185H162ZM204 184V185H203ZM226 184V185H225ZM8 185V186H7ZM16 185V186H15ZM34 185H36L37 187H35ZM53 185V186H52ZM96 185V186H95ZM106 185V186H105ZM129 185V186H128ZM135 185V186H134ZM145 185H147V186H145ZM160 185V186H159ZM190 185V186H189ZM199 187H198V186ZM15 186V187H14ZM45 186V187H44ZM48 186V185H47ZM56 186H60V188L59 187H56ZM89 186H91V187H89ZM93 186H95V187H93ZM100 186V187H99ZM125 186H126V188H125ZM128 186V187H127ZM143 186L144 187H146V189L145 188H143ZM159 186V187H158ZM203 186V187H202ZM9 187V188H8ZM16 189H14V188ZM33 187V188H32ZM49 187V186H48ZM132 187L134 188V189H132ZM136 187V188H135ZM150 187H151V190L153 191H156L155 192V194H154V191H153V193L151 192V191H149L150 190ZM18 188V189H17ZM20 188V189H19ZM53 188V189H52ZM59 188V189H58ZM69 189V190H67V189ZM96 188V189H95ZM98 188V189H97ZM105 188V189H104ZM114 188H116V190H119L118 192L119 193H121L122 192V194L120 195L119 193L117 194V191H114L115 189ZM119 188V189H118ZM129 188V189H128ZM148 188H149V190H148ZM153 188V189H152ZM191 188V189H190ZM202 188V190H200ZM7 189L10 191V192H12L11 194H9V191H7ZM10 189H12V190H10ZM35 189V190H34ZM55 189V190H54ZM58 189V190H57ZM60 189L63 191H61V192H59L60 191ZM71 189V190H70ZM83 189V190H82ZM86 189L88 190V191H86ZM90 189V190H89ZM93 189V190H92ZM128 189V190H127ZM135 189H136V191H135ZM143 190V192H141L142 190ZM17 190H19V192H17ZM21 190V191H20ZM29 190V191H28ZM69 191V192H65L64 193V191ZM76 190H77V192H76ZM105 190H108V191H106V192H109L108 193V196L109 195H113L112 194V192L114 193V195H113V197L114 196H116L114 199L111 197V196H105V195H107V194H105ZM120 190H122V191H120ZM130 190V191H129ZM55 191H57L56 193H55ZM72 191H73V193H72ZM91 191H92V193H91ZM104 192V193H102V192ZM135 191V192H134ZM137 191H138V193H137ZM160 191V190H159ZM187 191H190V192H194V195H193V193H190V192H188V193H190L189 195H190V197L189 198H186V197H188V193H186ZM199 191V192H198ZM25 192H27V194H25ZM37 194H36V193ZM50 192V193H49ZM54 192V193H53ZM83 192H87L88 193V199H85L84 198V196L87 198V195L85 194H82ZM115 192H116V195H115ZM123 192H124V194H123ZM125 192H127L129 195H127ZM131 192H133V193H131ZM148 192H150V193H148ZM184 192L186 193V195L184 194ZM17 193H18V195H17ZM32 193V194H31ZM59 193V194H58ZM60 193H63L62 195L60 194ZM75 193H77L76 195H78V197L75 195ZM89 193H91V196H90V194ZM98 193H99V195H98ZM100 193L103 195L104 194V196H103V198H105V199H107V200H104L102 197H99L98 198V196H100ZM203 193H205V194H207L206 196H204L205 194H203ZM20 194V195H19ZM35 194V195H34ZM42 194V195H41ZM47 194V195H46ZM50 194H53V196H50ZM73 195L74 194V196L75 197H73V196H71V195ZM82 194V195H81ZM96 194V195H95ZM130 194H131V198H128L127 196H130ZM134 194H136V196L137 195H139V198H136V196L134 195ZM149 194V195H148ZM153 194V195H152ZM199 194V195H198ZM9 195H12V196H10L11 197V199H12V202H14V200L17 202V201H19V203L20 202H24L23 203V205H22V203L21 204H19L20 206L22 205V207L24 208V210H25V208H27V204H28V202L29 201H32V202H30V204L31 203H33V205H36V210L34 211L33 209H34V207H33V205L31 206V205H28V206H30V207H32V208H30V207H28V208H30V209H26L25 211H23V208L21 209H19V205L18 204H16V202H14V204L11 202V201H8V200H10V198L8 197L7 198V196H9ZM25 196V199H23L24 198V196ZM35 196V199L37 200V199H41V202L43 201L42 200V198L44 199L45 197H48L47 199H45L43 202H44V204H45V208H48V209H45V211H44V205H42L43 203H41L40 202V200L38 201L37 200V204L35 203L36 201H34L35 199H34V197L33 196ZM40 195V196H39ZM45 195V196H44ZM56 195H60L59 197H57V201H59V200H62V201H60V202H56V198H54V197H56ZM118 195V196H117ZM122 195H125V196H122ZM127 195V196H126ZM157 195V196H156ZM165 195H167L166 197H164ZM185 195V196H184ZM201 195V196H200ZM208 195H211V197H209ZM19 196H22V199L21 198H19ZM30 198H29V197ZM39 196V197H38ZM41 196H43L42 198H41ZM62 196V197H61ZM63 196H65V197H63ZM69 196H71V199H74V200H76L77 202H75L74 200V202L70 199V197ZM80 196V197H79ZM84 198H82V197ZM119 196H121L122 197V199L121 198H118ZM140 196H141V198H142V196H144L143 198L145 199V202L147 201V203H150V204H152L151 206H150V204H148V205H146V204H141V203H144V200H143V198H142V201H141V198H140ZM151 196H153V197H151ZM193 196V197H192ZM197 196V197H196ZM12 197H15L16 199H13ZM17 197H18V199H20V200H18L17 199ZM33 197V198H32ZM37 197V198H36ZM62 199H61V198ZM69 197V198H68ZM94 197H95V199H96V201H94L95 199H94ZM125 197H127V198H125ZM138 197V196H137ZM199 197V199H197ZM205 199H204V198ZM32 198V199H31ZM79 198V199H78ZM82 198V199H81ZM108 198H109V200H111V201H109L108 200ZM134 198H136L135 199V201H134ZM165 198H169V199H166L165 200ZM207 198V199H206ZM212 198V199H211ZM8 199V200H7ZM31 199V200H30ZM34 199V200H33ZM80 199H81V202H80ZM90 199V200H89ZM119 201H118V200ZM126 201H125V200ZM131 199H133V200H131ZM139 200L140 199V201L141 202H139L140 204L138 205V201H136V200ZM150 199H151V201H150ZM199 201V200H201V201H197V200ZM209 199V200H208ZM22 200V201H21ZM46 200L47 201H49V202H46ZM114 200V201H113ZM118 202H117V201ZM120 200H121V202H120ZM127 200H128V202H127ZM154 202H153V201ZM158 200H160V201H162L163 203H161V202H159ZM165 200V201H164ZM167 200H169L168 201V203L166 202ZM171 200H173V202L171 201ZM204 200V201H203ZM25 201L27 202V204H25ZM34 201V202H33ZM50 201H54V204H52V202L50 203ZM84 201V202H83ZM87 201V202H86ZM113 202V204L112 203H109V202ZM123 201V202H122ZM131 201H132V203H131ZM156 201V202H155ZM179 203H178V202ZM181 201H182V203H183V201H185L186 202V204H185V202H184V204H183V206L184 207H182V205L180 206L179 204H182L181 203ZM195 201H196V203H197V205H196V203H195ZM212 201V202H211ZM11 202V203H10ZM101 202H103V203H101ZM106 202H108V203H106ZM136 202V203H135ZM175 202V203H174ZM189 202H192V203H194V204H190ZM203 202V203H202ZM207 202V203H206ZM210 202L211 203H213L216 207H214L213 206V204H210ZM217 202H219V203H217ZM18 203V202H17ZM35 203V204H34ZM38 203L39 204H41L40 206H39V208L37 209V207H38ZM71 203V204H70ZM93 203V204H92ZM105 203V204H104ZM122 204L121 206H120V204ZM128 203V204H127ZM134 203V204H133ZM154 203V204H153ZM172 203H174L173 204V206L171 205L170 206V204ZM178 203V204H177ZM24 204L26 205V206H24ZM59 204H62V206H63V208H62V206L60 205L59 207H61V208H59V210H57L58 209V207H57V205H59ZM103 204V205H102ZM112 204V205H111ZM159 205V208H158V205ZM51 205V206H50ZM53 205V206H52ZM65 205H67L66 207L69 209L70 207L71 208H78V210H76V214H75V209H71L72 211H70V209L69 210H67V211H69L70 213H72L73 215H71L70 213H67V211H66V209L67 208H65ZM79 207H78V206ZM98 205V206H97ZM104 205H106L105 206V208L103 207ZM127 205H129V206H127ZM143 205V206H142ZM163 206L164 207V205H165V207L167 208H161V206ZM176 205H178V206H176ZM209 205V206H208ZM219 205V206H218ZM2 206V207H1ZM4 206V207H3ZM47 206V207H46ZM48 206H50V207H54V208H52V213H53V215H54V217H55V219H57L56 217L58 216V220H55L54 219V217H53V215H52V213H50V211L48 212V210H49V208L50 207H48ZM74 206V207H73ZM94 206H96V207H94ZM107 206L109 207V208H107ZM125 206V207H124ZM132 206H133V209H130V207L132 208ZM141 207V208H137V210L136 209H134V207L136 208V207ZM174 206H176L175 207V209L178 207V209H180L179 211L176 209V211L175 210H173V211H171L172 210V208L174 209ZM186 206H187V208H186ZM189 206H190V208H189ZM192 206L194 207L193 209H192ZM7 207V208H6ZM40 207H42L41 209H40ZM57 207V208H56ZM94 207V208H93ZM116 207V208H115ZM121 207V208H120ZM127 207V208H126ZM157 207V208H156ZM198 207V208H197ZM208 207V208H207ZM212 207V208H211ZM80 208H81V210H80ZM104 208V209H103ZM156 208V209H155ZM169 208V209H168ZM189 208V209H188ZM204 208L205 210L204 211H202V209ZM41 211H40V210ZM60 209H61V211H62V213H63V215L64 214H66V215H68L67 217L69 218V216H70V218L69 219H71V217H72V220L71 221H68L69 219H66L65 217L66 216H64L63 218L61 217V215H62V213H61V211H60ZM94 209H95V214H92L93 212H94ZM104 211L105 209V214L103 215V211ZM109 209V210H108ZM115 209V210H114ZM117 209H119V210H117ZM128 211H127V210ZM161 209H163V211L161 210V212H159ZM171 209V210H170ZM195 209H199V210H195ZM51 210V209H50ZM64 210V211H63ZM135 210V213L133 212ZM202 211L203 212V214H202V212L200 213L199 211ZM48 212V215L50 216V217H48V215L46 214V213H43V212ZM53 211H57V212H59L60 211V213L59 214H57V213H55V212H53ZM99 211H101L102 213H100ZM109 211V212H108ZM114 211V212H113ZM168 211V212H167ZM184 211V212H183ZM189 212L190 214H188V213H186V212ZM208 211V212H207ZM27 212V213H26ZM38 212V213H37ZM64 212H66V213H64ZM74 212V213H73ZM90 212H92V213H90ZM99 212V213H98ZM106 212H108V213H113V214H115V215H111V214H108V213H106ZM133 212V213H132ZM171 212H173L175 215H173V214H171ZM181 212H182V214H181ZM192 212H194V214H193V216L191 215L192 214ZM197 212V213H196ZM24 213H26L27 214V216L29 215V213H32L31 214V218L32 217H38L37 218V221L36 222H31L30 220H31V218L28 216H26ZM41 213V214H40ZM43 213V214H42ZM50 213V214H49ZM55 213V214H54ZM130 215H129V214ZM161 213H165L164 215H162V217H163V219H162V217H161ZM37 214H38V216H37ZM61 214V215H60ZM70 214V215H69ZM87 214V215H86ZM91 214V215H90ZM99 214V215H98ZM128 214V215H127ZM133 214V215H132ZM167 214L169 215L168 217H167ZM185 214V215H184ZM207 214V215H206ZM45 215H47L46 217L47 218H49V219H47V220H45V219H43V218H45ZM57 215V216H56ZM62 215V216H63ZM79 216V217H76V216ZM81 215V216H80ZM100 215H102L103 217H105V218H103L102 216H100ZM108 215H109V217H111V218H109L108 217ZM121 215V216H120ZM165 215H166V217H167V219H169L168 221H167V219L165 218ZM173 215V216H172ZM181 215V216H180ZM189 215V216H188ZM256 215V216H255ZM258 215L260 216L259 218H258ZM112 216L114 217L113 219V222H112ZM119 218H118V217ZM124 216V217H123ZM160 216V217H159ZM178 218H177V217ZM182 216H187L186 218L185 217H183V218H181ZM195 216V217H194ZM197 216V217H196ZM250 216H252V217H250ZM61 217V218H60ZM82 217V218H81ZM177 219H175V218ZM181 219H180V218ZM188 217H191V218H194V219H191V218H188ZM202 217V218H201ZM245 217H248L249 219H245V221H244V219L243 218ZM258 218V220H257V218ZM36 218H33V220L32 221H34V219L36 220ZM40 218V219H39ZM65 218V219H64ZM78 218H80V220L78 219ZM92 218V219H91ZM97 219V220H94V219ZM105 220V221H102L103 219ZM159 218H161L162 219V221H165V222H167V223H164V222H162ZM238 218H240V219H238ZM28 219V220H27ZM54 219V220H53ZM62 219H63V222H62ZM78 219V220H77ZM99 219H102V220H99ZM108 219V220H107ZM109 219H111V220H109ZM197 219V220H196ZM199 219V220H198ZM251 219V220H250ZM255 219V221H253ZM260 219H261V221H260ZM49 220V221H48ZM76 220H77V222H76ZM158 220H160L161 221V223H160V221H158ZM172 222H171V221ZM179 220V221H178ZM186 220V221H185ZM190 220V221H189ZM242 220L244 221L243 223H242ZM247 220H248V222H247ZM27 221H29L30 222V224L27 222ZM62 223H61V222ZM75 221V222H74ZM79 221H81V222H79ZM94 221V222H93ZM99 221H100V225H99ZM116 221H118V222H116ZM176 222V224L174 223V222ZM188 221V222H187ZM233 221H238L237 222V225H239L238 227H236V226H234V224H236L235 222H233ZM253 223H252V222ZM39 223V224H34V225H31V223L33 224V223ZM45 222L47 223V224H45ZM49 222H50V224H49ZM66 222V223H65ZM67 222L69 223V225L67 224ZM79 222V223H78ZM90 224H89V223ZM91 222H92V225H91ZM102 222H104V223H102ZM112 222V223H111ZM115 222V223H114ZM126 222V223H125ZM170 222H171V224H170ZM182 222H184V223H182ZM191 222H192V224H191ZM247 224H246V223ZM251 222V223H250ZM52 223V224H51ZM70 223H75V224H78V225H76L75 226V224H74V226L73 227H75V230L77 231H75L74 230V228L72 229V225H70ZM93 223H96V224H98L97 225V227L98 228H100V230H98V229H94V228H96V225L94 224L93 225ZM108 223V224H107ZM121 223V224H120ZM158 223V224H157ZM163 223V224H162ZM187 223V224H186ZM191 225H190V224ZM107 224V226L105 227V226H103V225H106ZM115 224H118L117 226H115L114 227V225ZM125 224V225H124ZM157 224V225H156ZM166 224H167V227H166ZM172 224H175V227L172 225ZM187 225V226H185V225ZM198 226H197V225ZM241 224V225H240ZM249 224V225H248ZM37 225L39 226V228L37 227ZM64 228H62V230H61V226ZM66 225H68V227L66 228ZM80 225H84L82 228H80ZM121 225H123L124 227H126V228H123ZM160 225V226H159ZM179 226V230H178V226ZM201 225V226H200ZM41 226V227H40ZM65 226V227H64ZM90 226H91V228H90ZM100 226H103V227H105V228H103V229H101V227ZM109 226V228H107ZM119 226H121V227H119ZM162 226H164V227H162ZM170 226V227H169ZM180 226H182L183 228H184V230H183V232L181 233V227ZM243 227V228H240V227ZM154 227H156V228H154ZM166 227V228H165ZM172 227H174L175 228V230H173L174 228H172ZM193 227L195 228L196 227V229H194L193 230ZM224 227H225V229H224ZM57 228V229H56ZM68 229V228H70V229H68V230H66V229ZM77 228H80L79 230H82V233L83 234H81V231L79 232L78 231V229ZM89 228V229H88ZM114 228H116V229H114ZM158 228H161V229H163L164 228V230L166 229L167 230V228H168V230H167V232H166V230L163 232L162 230H160V229H158ZM189 228V229H188ZM192 228V229H191ZM43 231H42V230ZM89 231H88V230ZM105 229V230H104ZM111 229H112V232H111ZM121 229V230H120ZM171 231H170V230ZM186 229V230H185ZM188 229V230H187ZM41 230V231H40ZM64 230H66V231H68V232H66V231H64ZM94 230V231H93ZM107 230V231H106ZM109 230V231H108ZM177 230L180 232V236H179V234L178 233H176L177 232ZM57 231V232H56ZM98 231H100L99 232V234H98ZM51 232V233H50ZM73 232H75L74 234H73ZM85 232V233H84ZM116 232V233H115ZM192 232V233H191ZM67 233H71L72 235H76L75 237H74V239H76L77 238V236H81L82 237V235H83V237L82 238H84L83 240L81 239V237L79 236L78 238H80V240L77 238V240H76V242L75 243H73L72 241L74 240H72V235L71 234H69L70 236H68L67 235ZM77 233H79V235L77 234ZM101 233H103V235L101 234ZM106 235H105V234ZM121 235H120V234ZM177 235L176 237H175V234ZM190 233V234H189ZM44 234H47V235H51V234H53V237L55 238L56 236H57V238L55 239V241H56V243L57 244H55L54 246H53V244H54V238L52 237V235H51V237L53 238V242L52 241H48L47 242V240H48V236L47 235H44ZM54 234L56 235V236H54ZM102 235V237H100L101 235ZM113 234H115V236H114V240L112 241V238L113 237H107L108 235L109 236H113ZM118 234V235H117ZM166 234H167V236L169 237V238H167V236H166ZM86 235H88L87 236V238H85L86 237ZM99 235V236H98ZM163 235V237H161ZM165 235V236H164ZM46 236V237H45ZM61 236V237H60ZM63 236V237H62ZM98 236V237H97ZM103 236L105 237V238H103ZM119 236V237H118ZM122 236V237H121ZM171 236V237H170ZM232 236H235V237H232ZM237 236V237H236ZM240 236H242V238L239 237ZM58 237H60V238H63V240L62 239H59ZM117 237V238H116ZM126 237V238H125ZM10 238H12V239H10ZM47 238V239H46ZM51 238V239H52ZM100 239V243H102V244H100L98 241H99V239ZM101 238H103L104 239V242L106 243V246H108V247H105L104 246V242L102 241L103 239H101ZM109 238H111V239H109ZM118 238H122L121 240L120 239H118ZM161 238H162V240H161ZM172 238V239H171ZM178 238V239H177ZM237 240H236V239ZM50 238H49V240H51ZM66 239H67V242H70V243H72V245L70 244V245H68L67 244V242H66ZM69 239L71 240V241H69ZM107 239V240H106ZM108 239H109V241H111L112 243L114 242V245L113 244H111V242H107L108 241ZM117 239V240H116ZM166 239V240H165ZM171 239V240H170ZM63 242H62V241ZM65 240V241H64ZM86 240V241H85ZM95 242H94V241ZM119 240V241H118ZM168 240V241H167ZM177 240L179 241L178 243H177ZM240 242H239V241ZM8 241V242H7ZM10 241V242H9ZM11 241H13V244H12V242ZM17 241V242H16ZM59 241H61V242H59ZM88 241H90L89 242V244L90 243H92V244H90L89 246L91 247V248H94V249H90V247H88V244H86V243H88ZM97 241V242H96ZM163 243H162V242ZM170 241V242H169ZM172 241V242H171ZM176 241V242H175ZM235 241V242H234ZM65 242V243H64ZM118 242V243H117ZM51 243V244H50ZM53 243V244H52ZM59 243L61 244V245H63L62 247H61V245H59ZM99 243L100 245H98L99 247H98V249L96 248L97 247V244ZM109 243V244H108ZM117 243V244H116ZM169 243H171V244H169ZM235 243V244H234ZM68 246H67V245ZM96 244V245H95ZM12 245V246H11ZM14 245V246H13ZM16 245V246H15ZM48 245V247H46ZM52 245V246H51ZM95 245V246H94ZM117 245L119 246V247H117ZM241 247H240V246ZM11 246V247H10ZM44 246V247H43ZM68 248H67V247ZM69 246L71 247V248H69ZM94 246V247H93ZM109 246H112V248H109ZM234 246V248H232ZM42 247H43V249H42ZM46 247V248H45ZM59 247H61V248H63V249H61L60 250V248ZM72 247H74V248H72ZM236 247V248H235ZM48 248V249H47ZM87 248H88V250H87ZM119 248V249H118ZM45 249V250H44ZM59 249V250H58ZM100 249H101V251H100ZM111 249H113V250H111ZM232 249L234 250V252L232 251ZM240 251H239V250ZM98 250V251H97ZM105 250V252L107 253V250L109 251V253H112V255H109V253H107V254H105L103 251ZM243 250H245V253H244V251ZM251 250V251H250ZM61 251V252H60ZM230 251H231V253H230ZM88 252V253H87ZM97 252V253H96ZM242 252V253H241ZM249 252V253H248ZM86 253V254H85ZM101 253H103L102 255H100ZM250 253H252L253 254V256L250 254ZM2 254V255H1ZM116 254V255H115ZM227 254V255H226ZM232 254V255H231ZM239 254V255H238ZM243 254H245V255H243ZM89 255V256H88ZM231 255V256H230ZM240 256V257H235V256ZM221 256H222V258H223V260H222V258H221ZM224 256V257H223ZM248 256V257H247ZM101 260L100 261V263H99V261H98V258ZM103 257H104V260H103ZM105 257H107V259H108V262H107V259L105 258ZM243 257V258H244ZM252 257V258H251ZM225 258V259H224ZM235 258H238V259H236V260H234ZM28 259H29V261H28ZM30 259H33L32 261L30 260ZM35 259V260H34ZM97 259V260H96ZM2 260H4L3 262H2ZM21 260V261H20ZM81 260V261H80ZM90 262H89V261ZM94 260H95V262H94ZM19 261V262H18ZM26 261H28V262H26ZM35 263H34V262ZM45 261V262H44ZM237 261V262H238ZM30 262V263H29ZM63 262V263H62ZM79 263V264H80ZM114 263V264H115ZM102 264V263H101Z\"/></svg>",
  "mask_w": 264,
  "mask_h": 264
},
{
  "label": "bare ground",
  "instance_id": "obj_2",
  "mask_svg": "<svg viewBox=\"0 0 264 264\" xmlns=\"http://www.w3.org/2000/svg\"><path fill=\"white\" fill-rule=\"evenodd\" d=\"M11 1H12V0H11ZM13 1H14V0H13ZM15 1H16V0H15ZM19 1H20V0H19ZM19 1H17V2H19ZM30 1H31V0H30ZM32 1H33V0H32ZM41 1H42V0H41ZM69 1H71V4H73L72 1H76V0H69ZM92 1H94V0H92ZM104 1H105V0H104ZM106 1H107V0H106ZM121 1H122V0H121ZM124 1H125V0H124ZM127 1H128V0H127ZM127 1H125V2H127ZM140 1H141V0H140ZM145 1H146V0H145ZM159 1H160V0H159ZM186 1H188V0H186ZM186 1H184V2H186ZM205 1L207 2V0H204V1H202V3L205 2ZM233 1H234V0H233ZM236 1H237V0H236ZM241 1H243V0H241ZM249 1H250V0H248V3L251 4L252 0H251V2H249ZM254 1H255V0H254ZM254 1H253V2H254ZM258 1H261V0H258ZM258 1H255V2H254L255 4H251V5H250V4H247L246 1H245L246 7H247V5H248V7H250V6H254V5H256V2H258ZM3 2H4V1H3ZM20 2H21V1H20ZM22 2H23V4H21V5L25 6L24 3L26 2V0H25V2H24V1H22ZM28 2H29V0H28ZM34 2H35V1H34ZM38 2H39L41 5L43 4L42 2H40V0H37V3L35 2L36 5H40V4H38ZM76 2H77V1H76ZM76 2H75V3H76ZM85 2H86V1H84V3H83V4H85L84 6H86V3L89 2V0H88L86 3H85ZM107 2H109V0H108ZM111 2H112V4H114V3H113L114 1H111ZM111 2H109V3H111ZM133 2H136V0H133ZM146 2H147V1H146ZM149 2H150V1H148V3H149ZM154 2H156V0H155ZM164 2H166V0H164ZM177 2H178V1L175 2V0H174V3H173V2H170V3H173V4L176 3L175 5H177ZM180 2H181V5L178 6V7H183V6H182V4H184V3H182L183 1H179L178 4H179ZM188 2H189V1H188ZM197 2L199 3V1H197ZM238 2H239V1H238ZM261 2L263 3V1H261ZM0 3H1V2H0ZM5 3H6V2H5ZM14 3H16V2H14ZM59 3H60V1H59ZM59 3H58L59 6L56 4V6H58L57 8H59L60 6H62V5H61L62 3H63V6H66V5H68L69 2H68V0H67V1H66V3H67L66 5H64V2H62L61 4H59ZM78 3H79V2H78ZM90 3H91V0H90ZM116 3H120V2H118V0H117ZM131 3H132V2H131ZM136 3H137V2H136ZM156 3H157V2H156ZM156 3H155V4H156ZM207 3H208V2H207ZM236 3H237V2H236ZM236 3L233 2V6H234V7H235ZM241 3H242V2H241ZM258 3H259V5L262 4V3H260V2H258ZM2 4H3V3H2ZM2 4H1V6L4 5V4H3V5H2ZM26 4H27V3H26ZM30 4H31V3H30ZM76 4H77V3H76ZM87 4H88V3H87ZM99 4H100V3H99ZM101 4H102V3H101ZM105 4H106V3H105ZM129 4H130V3H129ZM129 4H128V6H129ZM150 4H151V2H150ZM150 4H149V5H150ZM158 4H159V3H158ZM161 4H162V1H161ZM168 4H169V2H168ZM187 4H188V3H187ZM200 4H201V2H200ZM200 4H199V5H200ZM204 4L206 5V3H204ZM208 4H209V3H208ZM231 4H232V3H231ZM234 4H235V5H234ZM238 4H239V3H238ZM27 5H28V7L31 6V5L29 6V3H28ZM27 5H26V6H27ZM32 5H33V4H32ZM41 5H40L39 7H41ZM69 5H70V3H69ZM88 5H89V4H88ZM102 5H103V4H102ZM115 5L117 6V4H114V6H115ZM123 5H124V3H123ZM134 5H135V4H134ZM143 5H144V4H143ZM152 5H154V4H152ZM199 5H198V6H199ZM209 5H210V4H209ZM215 5L218 6L217 3H216ZM240 5H241V4H239V6H240ZM242 5H243V7L245 6L243 3H242ZM257 5H258V4H257ZM259 5H258V6H259ZM263 5H264V3L262 4V6H263ZM1 6H0V8H1ZM5 6L7 7L8 5L5 4L4 7H5ZM19 6H20V5H19ZM23 6H20V7L22 8ZM34 6H35V4H34ZM63 6L61 7V10H62V8H63V9L65 8V9H64V11H65V10H66V7H63ZM72 6H73V5H70V8H69V9H71ZM75 6H76V5L74 4L73 7L75 8ZM80 6H81V5H80ZM91 6H92V5H91ZM94 6H95V5H94ZM96 6H97V5H96ZM98 6H100V5H98ZM116 6H115V7H116ZM119 6H120V5H119ZM119 6L117 7L118 9H120ZM121 6H122V5H121ZM146 6H148V5H146ZM155 6H156V5H155ZM157 6H159V5H157ZM170 6L173 7L172 4H171ZM200 6H201V5H200ZM262 6H260L259 8L256 7V11H257V9H260V8H261V9H262V8L264 9V7H262ZM4 7H3V8H4ZM10 7H12V6L10 5ZM13 7H16V9H17V6H13ZM36 7H37V6H36ZM68 7H69V6H68ZM68 7H67V9H68ZM78 7H79V6H78ZM82 7H83V5H82ZM92 7H93V6H92ZM100 7H101V6H100ZM100 7H99V9H100ZM115 7H114V8H115ZM138 7H139V6H138ZM138 7H135V8H138ZM166 7H167V6H166ZM175 7H176V6H175ZM186 7H188V6H186ZM202 7H203V4H202V6H201V9H205V8H206V7H205V8H204V7L202 8ZM207 7H208V5H207ZM210 7H211V5H210ZM210 7H209V8H210ZM230 7H232V6H230ZM236 7H237V6H236ZM243 7H242V8H243ZM25 8H26V7H25ZM31 8H33V6H32ZM54 8H55V6H54ZM74 8H73V9H74ZM83 8H85V7H83ZM89 8H90V6H89ZM89 8H87V6H86V9H82V8H81V10H83L84 12H86V13L88 14V13L91 11V9H90V11H89ZM96 8H97V7H96ZM101 8H104V6H102ZM128 8H130V7H128ZM135 8H133V9H135ZM139 8H140V7H139ZM142 8H143V7H142ZM162 8H164V7H162ZM162 8H160L159 12H160V11H164V9L161 10ZM211 8H214V7L212 6ZM251 8H252V7H250V9H251ZM254 8H255V7H254ZM7 9H8V8H7ZM7 9H6V13H7ZM29 9H30V8H28L27 10L29 11ZM33 9H34V8H33ZM35 9L37 10V8H35ZM35 9H34V10H35ZM39 9L41 10L42 8H39ZM59 9H60V8H59ZM73 9H71V10H73ZM77 9H78L77 11L79 12L80 9H79V8H77ZM93 9H94V8H93ZM105 9H106V5H105V8H104L103 10H104V11L108 10V8H107L106 10H105ZM109 9H111V8H109ZM122 9H123V7L121 8V10H122ZM124 9H125V7H124ZM126 9H127V8H126ZM130 9H131V8H130ZM133 9H132V10H133ZM143 9H144V8H143ZM167 9H168V8H167ZM167 9H166V10H167ZM169 9H170V8H169ZM171 9H172V8H171ZM192 9H193V8H192ZM195 9H196V8H195ZM237 9H238V8H237ZM246 9H247V8H246ZM248 9H249V8H248ZM248 9L245 10V7H244V10H245L244 12H246V11L249 12L247 15H249L252 11L255 10V9H254V10H253V9H252V10H248ZM263 9H262V10H263ZM1 10H2V9H1ZM4 10H5V8H4ZM9 10H10V8H9ZM11 10H12V9H11ZM11 10H10V11H11ZM18 10H19V9H18ZM20 10H21V9H20ZM23 10H24V9H23ZM25 10H26V9H25ZM30 10H31V9H30ZM34 10H33V11H34ZM36 10H35V11H36ZM46 10H47V8H46ZM48 10H49V9H48ZM50 10H51V9H50ZM56 10H58V9H55V11H56ZM87 10H88V12H87ZM94 10H95V9H94ZM94 10H92V11L94 12ZM103 10H102V11H103ZM112 10H113V9L108 10V12H111ZM121 10H120V11H121ZM141 10H142V9H141ZM156 10H157V9H156ZM173 10H174V8H173ZM206 10H207V9H206ZM212 10H213V9H212ZM232 10H233V8H232ZM240 10H241V9H240ZM262 10H259V11H262ZM33 11H32V12L29 11V13H33ZM53 11H54V10H53ZM55 11H54V12H55ZM64 11L60 12L61 14H59V12H58V16H56L57 13H56V15L54 14L55 16L52 15V17H53V18L56 17V19L58 20V18L60 19L59 15H60V16L63 15V16H62V17L64 18L63 21L65 22L66 18H68V14H70V13H68V12H71V11H70V10H67L68 12L65 11V13H68V14H65V16H67V17H64V13H63ZM75 11H76V10H75ZM97 11H98V9H96L95 14L97 13ZM116 11H117V10H115V12L112 11V12L115 13V14H113V15H115V17H119V14H118V13L116 14ZM118 11H119V10H118ZM126 11H127V10H126ZM126 11H125V13H126ZM128 11H129V13H130V10H129V9H128ZM138 11H139V9H138ZM138 11H137V12H138ZM169 11H170V10H169ZM174 11H175V10H174ZM194 11H195V10H194ZM200 11H201V10H200ZM210 11H211V10H210ZM215 11H216V15H217V13H218L217 11H218V10L215 9ZM215 11H214V12H215ZM237 11H239V10H237ZM241 11H243V10H241ZM18 12H20V11H18ZM38 12H39V11H38ZM84 12H83V13H84ZM99 12H100V11H99ZM99 12H98V14H99ZM108 12H107V13H108ZM137 12L134 10V12H131V13H132V14H133V13L137 14ZM167 12H168V11H167ZM170 12H171V15H173V14H172V11H170ZM170 12H168V14H169ZM175 12H176V11H175ZM224 12H225V11H224ZM229 12H231V11H229ZM262 12H264V11H262ZM262 12H261V13H262ZM1 13H2V12H1ZM20 13H23V12H20ZM26 13H27V12H26ZM40 13H41V11H40L38 14H37V11H36L35 14L33 13L34 15H32V14H31V15H32L33 17H34V16L36 17V14H37V16H38V15H41V16H42L44 12L41 13V14H40ZM80 13H81V16H82V11H81ZM86 13L84 14L85 16L83 15L84 18L87 16ZM100 13H101V12H100ZM119 13H120V12H119ZM123 13H124V12H123ZM139 13L141 14V12H139ZM143 13H144V12H143ZM145 13H146V12H145ZM160 13H161V12H160ZM162 13H163V12H162ZM162 13H161V14H162ZM176 13H177V12H176ZM221 13H222V12H221ZM242 13H243V12H242ZM255 13H258V12H255ZM255 13H254V14H255ZM261 13H260V14H261ZM46 14H47V13H46ZM89 14H91V12H90ZM89 14H88V15H89ZM95 14H94V15H95ZM120 14H122V13H120ZM127 14H128V13H127ZM127 14H126V15H127ZM140 14H138V16H139ZM166 14H167V13H166ZM187 14H189V13H187ZM195 14H196V13H195ZM209 14H210V13H209ZM214 14H215V13H214ZM214 14H213V15H214ZM252 14H253V13H252ZM252 14H251V15H252ZM260 14H259V15H260ZM31 15H30V16H31ZM77 15L79 16L78 13L76 14V16H77ZM96 15H97V14H96ZM103 15L106 16V14H102V16H103ZM117 15H118V16H117ZM148 15H149V14H148ZM163 15H164V14H163ZM190 15H191V13H190ZM202 15H203V14H202ZM210 15H211V14H210ZM219 15H220V14H219ZM222 15H223V13H222ZM226 15H227V14H226ZM229 15H230V14H229ZM229 15H228L227 18H229ZM247 15H246L245 17H247ZM251 15H250V16H251ZM256 15H257V14H255L254 17H258V16H256ZM47 16H48V15H47ZM99 16H101V15L99 14ZM99 16H98V18H99ZM102 16H101V17H102ZM129 16L132 17L131 14H130ZM134 16H135V15H134ZM138 16L136 15L137 18H138ZM140 16H141V15H140ZM140 16H139V17H140ZM146 16H147V14H146ZM146 16H145V19H146V20L149 19V18H146ZM173 16H175V15H173ZM208 16H209V15H208ZM211 16H212V15H211ZM220 16H221V15H220ZM261 16H263V15H261ZM261 16H259V18H262ZM43 17L45 18V16H43ZM43 17H42V18H43ZM52 17H51V18H52ZM57 17H58V18H57ZM73 17H75V16H72V18H73ZM87 17H89V21L92 22V20H90V16H87ZM91 17H92V16H91ZM111 17H112V14H111ZM123 17L125 18V17H128V16H125V15H124ZM123 17H121V18L123 19ZM141 17H142V16H141ZM160 17H161V16H160ZM171 17H172V16H171ZM176 17H177V16H176ZM212 17H213V16H212ZM212 17H211V18H212ZM216 17H219V16H216ZM248 17H249V16H248ZM31 18H32V17H31ZM40 18H41V17H40ZM47 18H48V17H46L45 20H46ZM63 18H62V19H63ZM76 18L79 19V17H76ZM82 18H83V17H82ZM82 18H81L80 20H82ZM105 18H107V17H105ZM108 18H109V14H108ZM121 18L119 17V19H121ZM142 18H143V17H142ZM168 18H169V17H168ZM172 18H173V17H172ZM172 18H171V19H172ZM178 18H180V17H178ZM181 18H182V17H181ZM185 18H186V17H185ZM187 18H190V17H187ZM209 18H210V16H209ZM221 18H222V17H221ZM227 18L225 17V13H224V18H222V19L224 20V19H227ZM230 18H231V17H230ZM230 18H229V20H230ZM234 18L236 19L237 17H234ZM251 18L253 19V17H251ZM33 19H34V18H33ZM36 19L39 20V18H36ZM36 19H35V20H36ZM56 19L54 18V20H52V21H55ZM70 19H71V18L69 17V20H70ZM91 19H92V18H91ZM94 19H95V17H94ZM94 19H93V20H94ZM99 19H100V18H99ZM99 19H98V23H99V21H101V20H99ZM101 19L103 20V22L106 20V19L104 20L103 18H101ZM122 19H121V20H122ZM130 19L133 20L134 17H133V18H130ZM151 19H152V18H151ZM192 19L195 20L194 17H193ZM213 19H214V17H213ZM235 19H234V20H235ZM252 19H250V17H249V20L252 21ZM255 19H256V18H255ZM255 19H253V20H255ZM41 20H42V19H40L39 22H41ZM47 20H48V19H47ZM50 20H51V19H50ZM57 20H56L55 22L58 23L59 20H58V21H57ZM60 20H61V19H60ZM80 20H79V21H80ZM107 20H108V22H112V21H109V19H107ZM114 20H115V19H114ZM116 20H117V19H116ZM116 20H115V22H119V20H118V21H116ZM123 20H125V19H123ZM126 20H127V18H126ZM132 20H131V21H132ZM137 20H138V19H137ZM137 20H134V21H137ZM140 20H141V19H140ZM140 20H138V21H140ZM146 20H145V25H146V23H147ZM163 20H165V19H163ZM187 20H188V19H187ZM196 20L198 21L197 17H196ZM199 20H200V19H199ZM218 20L220 21L219 18H218ZM244 20H245V19H244ZM247 20H248V19H247ZM260 20H261V19H260ZM31 21H33V20H31ZM31 21L29 22L30 25L28 24L29 27H30L31 25L34 26L33 24H31ZM61 21H62V20H61ZM66 21H67V20H66ZM72 21H73V19H72ZM74 21L76 22L77 20H74ZM82 21H83V20H82ZM94 21H95V24H96L97 20L95 19ZM148 21L151 22L152 20H148ZM175 21H176V20H175ZM175 21H174V22H175ZM189 21H190V20H189ZM200 21H201V20H200ZM216 21H217V20H216ZM256 21H258V20H256ZM261 21H262V20H261ZM263 21H264V19H263ZM263 21H262L261 23H263ZM34 22H35V21H34ZM34 22H33V23H34ZM46 22H47V21H46ZM46 22H44V23H46ZM64 22H63V24H64ZM68 22H70V21H68ZM68 22H67L66 24H69ZM77 22H78V21H77ZM77 22H76V25H77ZM127 22H128L129 24L131 23V22H129L128 20H127ZM162 22H163V21H162ZM165 22H166V21H165ZM192 22H193V21H192ZM201 22H202V21H201ZM223 22H225V20H224ZM226 22H227V21H226ZM226 22H225V24H227ZM234 22H236V21H234ZM247 22H248V21H247ZM36 23H37V21H36L34 24L36 25ZM49 23H50V22H49ZM57 23L55 24L56 26H60V25L62 24L60 21H59V25H57ZM71 23H72V22H71ZM71 23H70V24H71ZM92 23H94V22H92ZM124 23H125V22H124ZM133 23H134V22H133ZM139 23H141V22H139ZM139 23L137 22V24H139ZM151 23H152V22H151ZM154 23H155V22H154ZM163 23H164V22H163ZM180 23H181V22H180ZM185 23H186V22H185ZM185 23H184V24H185ZM202 23H204V22H202ZM202 23H201V25H202ZM209 23H210V22H209ZM212 23H213V22H212ZM221 23H222V22H221ZM252 23H253V22H252ZM254 23H255V22H254ZM254 23H253V24H254ZM258 23H259V22H256V24H258ZM38 24H39V23H38ZM73 24H74V23H73ZM99 24H100V23H99ZM99 24H98V27H99ZM104 24L106 25L105 22H104ZM109 24H111V23H109ZM134 24H135V23H134ZM142 24H144V23H142ZM159 24H160V22H159ZM171 24H173V22H172ZM171 24H170V25H171ZM186 24H187V23H186ZM190 24H191V23L189 22V25H190ZM194 24H195V23H194ZM218 24H219V23H218ZM229 24H230V23H229ZM240 24H241V23H240ZM253 24H252V25H253ZM28 25L25 23V26H24V27L27 28ZM40 25H41V24H40ZM48 25H49V24H48ZM53 25H54V24H53ZM55 25H54V26H55ZM64 25H65V24H64ZM74 25H75V24H74ZM76 25H75V28H77V26H78L79 28H81L82 30H84V31L81 32V33L79 32L80 35L82 34V35L84 36V35H85L84 32H85V30H87V29H86V28L83 29V27H80V25H77V26H76ZM83 25H84V23H83ZM96 25H97V24H96ZM111 25L113 26L114 24H111ZM111 25H108V26H111ZM121 25L123 26V24H121ZM125 25H126V23H125ZM139 25H140V26H139ZM139 25H138L139 28H141L142 25H141V24H139ZM145 25H144V26H145ZM148 25H149V24L147 23V25L145 26V28H146ZM152 25H153L154 27H156L155 25H157V24H155V25H154V24H151L150 26H152ZM165 25H166V24H165ZM177 25H178V24H177ZM177 25H175V26H177ZM181 25H182V24H181ZM219 25H220V24H219ZM227 25H228V24H227ZM241 25H242V24H241ZM246 25H247V24H246ZM248 25H249V24H248ZM259 25H261V24H259ZM259 25H258V26H259ZM32 26L30 27L31 29H35V30L38 29V30H36V31H37V32L39 31L38 25H37V28H36V26H34V28H33ZM54 26H51V27H54ZM62 26H63V25H62ZM62 26H61V27H62ZM66 26H68V25H66ZM70 26L73 27V25H70ZM88 26H89V25H88ZM94 26H95V25H94ZM101 26L103 27V24H102V23H101ZM112 26H111V27H112ZM115 26H116V24H115ZM119 26H120V24H119ZM119 26H118V27H119ZM128 26H129V25H128ZM138 26H136V28H137ZM168 26H169V25H168ZM220 26H221V25H220ZM230 26H232V25H230ZM230 26H228V27H230ZM235 26H236V25H234V27H235ZM254 26H255V25H254ZM64 27H65V26H64ZM72 27H71V28H72ZM90 27H91V26H90ZM113 27H114V26H113ZM123 27H124V26H123ZM158 27H159V26H158ZM161 27H162V25H161ZM164 27H165V26H164ZM169 27H170V26H169ZM180 27H181V26H180ZM183 27H184V26H183ZM186 27H187V26H186ZM190 27H192V26H190ZM226 27H227V26H225V28H226ZM228 27H227V28H228ZM249 27H250V26H249ZM249 27H248V28H249ZM262 27H263V26H262ZM21 28H22V27H21ZM49 28H50V27H49ZM54 28H55V27H54ZM65 28H66V27H65ZM79 28H78V30L82 31V30L79 29ZM93 28H94V27H93ZM104 28H106V27H104ZM104 28H103L102 30H104ZM107 28H108V27H107ZM121 28H122V27H121ZM124 28H125V27H124ZM126 28H127V27H126ZM130 28H131V27H130ZM136 28H135V30L138 31ZM147 28L149 29L150 27L148 26ZM162 28H163V27H162ZM162 28H158V30H160V29L162 30ZM173 28H175V27H173ZM176 28H177V27H176ZM176 28H175V29H176ZM193 28H195L194 25H193ZM216 28H217V27H216ZM222 28L224 29V26H223ZM235 28H236V27H235ZM246 28H247V27H246ZM27 29H28V28H27ZM27 29H26V30H27ZM56 29H59V27H58V28H55L54 30H56ZM61 29H62V28H61ZM68 29H69V28H68ZM68 29H65L66 31L63 30V29H62V30L65 31V33H67V31L69 32ZM91 29H92V27H91ZM91 29H90V30H91ZM98 29H100V27H99ZM112 29H113V28H112ZM118 29H119V28H118ZM118 29H117V26H116V31H117ZM133 29H134V27H133ZM133 29H130V30L134 31ZM142 29L144 30V28H142ZM142 29H141V30H142ZM199 29H200V28H199ZM202 29H203V28H202ZM223 29H222V30H223ZM20 30H21V29H20ZM23 30H24V28H23ZM23 30H22V31H23ZM29 30H30V29H29ZM29 30H27V31L30 32ZM52 30H53V29H52ZM62 30H58V31L56 30L55 32H57V34H58V33H60L59 31H62ZM93 30H94V29H93ZM100 30H101V29H100ZM100 30H98V31H100ZM102 30H101V32H103ZM106 30H107V29H106ZM109 30H111V29H108V31H109ZM143 30H142V31H143ZM149 30H151V29H149ZM149 30H148V31H149ZM156 30H157V28H156ZM156 30H155V31H156ZM177 30H178V28H177ZM182 30H183V29H182ZM217 30H218V29H217ZM220 30H221V28H220ZM230 30H232V29H230ZM250 30H251V29H250ZM27 31H25V32H27ZM47 31H49V29H48ZM74 31H75V29H74ZM76 31H77V30H76ZM124 31L127 32L128 30L124 29ZM136 31H135V33H136ZM146 31H147V29H146ZM152 31H154V29H153ZM163 31H164V30H163ZM166 31H167V29H166ZM166 31H165V32H166ZM173 31H174V30H173ZM175 31H176V30H175ZM178 31H179V30H178ZM232 31H233V30H232ZM232 31H231V32H232ZM238 31H239V30H238ZM244 31H245V30H244ZM247 31H248V30H247ZM252 31H253V30H252ZM39 32H40V35L42 36V35H43V32H42V31H39ZM41 32H42V34H41ZM44 32H45V31H44ZM105 32H107V31H104V33H105ZM118 32H119V31H118ZM118 32H117V33H118ZM126 32H125V33H126ZM128 32H129V31H128ZM143 32H144V31H143ZM143 32H141V33H143ZM150 32H151V31H150ZM165 32H163V33H165ZM176 32H177V31H176ZM182 32H183V31H182ZM190 32H191V31H190ZM228 32H229V30H228ZM235 32H236V31H235ZM239 32H240V31H239ZM254 32H256V30H255ZM34 33H35V32H34ZM46 33H47V32H46ZM46 33H45L44 35H46ZM49 33L52 34V32H50V31H49ZM49 33L47 34V36H49ZM61 33H62V32H61ZM61 33H60L59 35H62ZM65 33H63V35H65ZM69 33H70V32H69ZM69 33H67L68 36H69ZM73 33H75V32H73ZM86 33H87V31H86ZM94 33H95V31H94ZM112 33H114V32L112 31ZM119 33H120V32H119ZM119 33H118V34H119ZM146 33H147V32H146ZM146 33L144 32V34H146ZM153 33H155V32H153ZM153 33L151 32L150 34H148V36H150V35L153 34ZM156 33H157V32H156ZM161 33H162V31H161ZM167 33H169V32H167ZM173 33H174V32H173ZM180 33H181V32H180ZM180 33H178V34L180 35ZM186 33H188V31H187ZM222 33H223V32H222ZM225 33H226V32H225ZM225 33H223V34L225 35ZM243 33H244V32H243ZM261 33H262V31H260V34H261ZM53 34H54V33H53ZM87 34H89V33H87ZM101 34H102V33H101ZM107 34L109 35V33H107ZM118 34H115V35H117V37H118ZM121 34H122V31H121ZM121 34H120V36H119L120 38H117V39H116V38L114 37V38L116 39V42H117V40L122 39L121 37H123L125 40H126V38L129 37V36H127V37L125 38V37L122 36ZM126 34L128 35V33H126ZM144 34H143V37H145V36L147 35V34H146V35H144ZM159 34H160V32H159ZM165 34H166V33H165ZM170 34H171V33H170ZM183 34H184V33H183ZM189 34H190V33H189ZM192 34H193V33H192ZM229 34H230V33H229ZM229 34H228V35H225V37H226V36H229ZM234 34H236V33H234ZM248 34H249V33H248ZM258 34H259V33H258ZM26 35H27V34H26ZM32 35H33V34H32ZM70 35L72 36V34H70ZM78 35H79V34L77 33V36H78ZM91 35H92V34H91ZM93 35H94V34H93ZM123 35H125V34H123ZM131 35L133 36L132 33H131ZM138 35H140V34H138ZM141 35H142V34H141ZM179 35H178V36H179ZM181 35H182V33H181ZM185 35H187V34H185ZM185 35H184V38H185ZM194 35H195V34H194ZM224 35H223V36H224ZM251 35H252V34H251ZM254 35H255V34H254ZM261 35L263 36V34H261ZM29 36H30V34H29ZM47 36H46V37H47ZM71 36H70V37H71ZM85 36H86V35H85ZM96 36H97V34H96ZM109 36H111V35H109ZM112 36H113V35H112ZM112 36H111V37H112ZM125 36H126V35H125ZM148 36H147V37H148ZM153 36L156 37L157 35H156V36L153 35ZM160 36H161L160 38H162L163 35H160ZM178 36H177V37H178ZM187 36H188V35H187ZM239 36H240V35H239ZM247 36H248V35H247ZM247 36H245V34H244L245 39L247 38ZM249 36H250V34H249ZM249 36H248V37H249ZM257 36H258V35H257ZM262 36H261V38L264 39V36H263V37H262ZM46 37H44V38H46ZM49 37H50V36H49ZM49 37H47V38H49ZM78 37H79V36H78ZM87 37H89V36H86V38H87ZM94 37H95V36H94ZM136 37H139V36H136ZM140 37H141V36H140ZM147 37H146L147 40H146V39H144V40H146V42L149 41V40L151 41L152 38L149 37V40H148ZM154 37H153V38H154ZM164 37H166V36H164ZM164 37H163V38H164ZM182 37H183V36H182ZM218 37H219V36H218ZM220 37H221V36H220ZM229 37H232V36H229ZM237 37H238V36H237ZM241 37H243V36L241 35ZM244 37H243V38H244ZM251 37H253V36H251ZM31 38L33 39V37H31ZM31 38H30V39H31ZM38 38H39V36H38ZM41 38H42V37H41ZM41 38H40V39H41ZM44 38H42V39L44 40ZM47 38H46V39H47ZM54 38H55V37H54ZM71 38H72V37H71ZM71 38H68V39H71ZM79 38H81V37H79ZM84 38H85V37H84ZM84 38H83V39H84ZM92 38H93V36H92ZM92 38L90 37V39H92ZM95 38H96V39H99L98 37H95ZM150 38H151V39H150ZM156 38H157V37H156ZM156 38H155V39H156ZM167 38H168V37H167ZM221 38H222V37H221ZM223 38H224V37H223ZM223 38H222V39H223ZM239 38H240V37H239ZM243 38H242V39H243ZM261 38H260V39H261ZM21 39H22V38H21ZM23 39H24V38H23ZM30 39H29V40H30ZM32 39H31V40H32ZM40 39H39V40H40ZM42 39H41V40H42ZM66 39H67V36H66ZM73 39H74V37H73ZM75 39H76V40H75L74 42L71 40L72 43H73L72 45L69 44V45H71V47H69L68 44H67V46L69 47V49L67 48L68 50H66V49H65L66 51L64 50V52H63V53H65L64 56L62 55L63 53H62V54H61V52L59 53V54H61V55L63 56V57L60 56L61 58H63V59H62L63 61H67V63L70 62L69 65H71V64H76V63L79 61V60L77 61V55H79V56L81 55V57H82L84 54H87V55H90V56L93 57V55L90 54V53H91V50H89L87 47L90 46L89 48H91V49L93 50V48H94L93 46H96L97 48H96V47H95V48L98 49V47L102 45V44H100V45L98 46L99 42H101L102 39H99L100 41L98 42L97 40H95V39L93 38L92 40H94V42L97 41L98 44L95 45L96 43H95V44L93 43L94 45L92 44V45H93L92 47H91V45L87 46L86 48L90 51V52H88V51L85 50V49H86L85 46H86L87 44L84 43V44H86V45L83 46V45L81 44V41H80L78 38L75 37ZM81 39H82V38H81ZM87 39H88V38H87ZM108 39H111V38L108 37ZM115 39H114V40H115ZM130 39H131V38H130ZM191 39H192V38H191ZM204 39H205V38H204ZM204 39H202V41H204ZM219 39H220V38H219ZM226 39H227V38H226ZM232 39H233V37H232ZM232 39H231V41H230V40H229V41L232 42ZM250 39H252V38H250ZM253 39H255V38H253ZM256 39H259V37H256ZM256 39H255V41H256ZM260 39H259V40H260ZM262 39H261V40H262ZM31 40H30V41H31ZM39 40H38V41H39ZM55 40H57V39H55ZM64 40H65V39H64ZM64 40H63V41H64ZM84 40H85V39H84ZM135 40H136V38H135ZM137 40H139V38H137ZM141 40H143V39L141 38ZM153 40H154V39H152V41H153ZM157 40H158V39H157ZM157 40H156V41H157ZM192 40H195V39H192ZM243 40H244V39H243ZM246 40H247V43H248V38H247ZM38 41H37V42H38ZM58 41H59V40H58ZM61 41H62V40H61ZM66 41H67V40H66ZM121 41L124 42V43L126 44L125 41H123V40H121ZM126 41H127V40H126ZM128 41H129V38H128ZM150 41L147 42V43H150ZM156 41H155V42H156ZM164 41H165V40H164ZM206 41H207V40H206ZM223 41H224V40H223ZM226 41H228V40H226ZM238 41H240V40H238ZM250 41H251V40H250ZM250 41H249V42H250ZM252 41H253V40H252ZM252 41H251V42H252ZM255 41H254V42H255ZM263 41H264V40H262L261 43H263ZM35 42H36V41H35V38H34V42H33V43H35ZM37 42H36V43H37ZM67 42L71 43L70 41H67ZM83 42H84V41H83ZM89 42H90V41H89ZM114 42H115V41H114ZM132 42H133V43H136V42H134V41H132ZM132 42H129V43H132ZM184 42H185V41H184ZM186 42H187V40H186ZM194 42H195V41H194ZM199 42H200V41H199ZM212 42H213V41H212ZM244 42H245V41H244ZM256 42H258V41H256ZM259 42H260V41H259ZM36 43H35V45H36ZM39 43H40V42H39ZM105 43H106V42H105ZM129 43L127 42V44H126V45H127V48H128ZM137 43H139V42H137ZM142 43H145V41H144V42L142 41ZM175 43H176V42H175ZM178 43H179V42H178ZM209 43H210V42H209ZM209 43H208V44H209ZM232 43H233V42H232ZM30 44H31V43H29V45H30ZM54 44H55V43H54ZM56 44H57V43H56ZM56 44H55V45H56ZM89 44H90V43H89ZM116 44H119V43H116ZM121 44H122V43H120L119 45L121 46ZM140 44H141V43H140ZM150 44H151V46L154 48V45H155V44L153 45L152 42H151ZM150 44H149V45H150ZM157 44H158V42H157ZM161 44H162V43H161ZM176 44H177V43H176ZM182 44H183V43H182ZM196 44H200V43H196ZM203 44H204V43H203ZM203 44L201 43L200 45H203ZM206 44H207V43H206ZM206 44H205V45H206ZM208 44H207V45H208ZM212 44H214V43H212ZM212 44H211V45H212ZM216 44H217V43H216ZM218 44H219V43H218ZM224 44H225V43H224ZM234 44H235V43H234ZM234 44H233V45H234ZM236 44H237V43H236ZM252 44H256V43H252ZM252 44H250V45H252ZM24 45H25V44H24ZM26 45H27V44H26ZM55 45H51V46L55 47ZM111 45L113 46V44H111ZM126 45H125V47H126ZM133 45H134V44H133ZM133 45L130 44V46H132L131 48H133ZM138 45H139V44H138ZM142 45H143V44H142ZM144 45H145V44H144ZM146 45H147V44H146ZM163 45H164V44H163ZM184 45H185V44H184ZM187 45H189V44L187 43ZM211 45H210L208 48H210ZM214 45H215V44H214ZM225 45H226V44H225ZM231 45H232V44H231ZM237 45H238L237 47H240L239 43H238ZM244 45H246V44H244ZM244 45H243V47H244ZM259 45H260V44H259ZM19 46H20V45H19V43H18V44L16 45V51L21 50V47L17 49V47H19ZM32 46H33V45H32ZM51 46H50V48H51ZM67 46H66V47H67ZM123 46H124V45H122L121 47H119V46H117V47H119V49H121V48H123ZM130 46H129V47H130ZM155 46H156V45H155ZM158 46H159L158 48H160V45H158ZM161 46H162V45H161ZM166 46H167V45H166ZM169 46H170V44H169ZM185 46H186V45H185ZM185 46H183V47L185 48ZM192 46L194 47L193 44L191 45V47H192ZM215 46H216V45H215ZM215 46H214V47H215ZM247 46H248V45H247ZM253 46L256 47L255 45H253ZM23 47H24V46L22 45V48H23ZM27 47H28V46H27ZM27 47H26V48H27ZM30 47H31V46H30ZM57 47H59V46H57ZM63 47H65V44H64ZM66 47H65V48H66ZM125 47H124V48H125ZM136 47H137V46H135L134 48H136ZM145 47H146V46H144V47L142 48V49H143L142 51H144L145 49H148V48H149L148 45H147L148 48H145ZM191 47H190V48H191ZM197 47H198V46H197ZM203 47H205V46L203 45V46L201 47V49H203L202 51L204 52V48H203ZM216 47H217V46H216ZM219 47H221V46H218V49H219ZM228 47H229V46H228ZM235 47H236V46H235ZM235 47L233 46L232 50H233ZM243 47L241 46L240 48H243ZM249 47H252V46H248V47L245 46L244 51L247 50V48L249 49ZM50 48H49V49H50ZM84 48H85V49H84ZM104 48H105V49H104ZM104 48H103V50H106L107 47H104ZM109 48H111V47H109ZM113 48H114V49H113ZM113 48H112L113 51H114V50H118V49H115V44H114V47H113ZM138 48H139V46H138ZM138 48H137V49H138ZM181 48H182V47H181ZM187 48H189V47L186 46L185 49L188 50ZM195 48H196V47H194L192 50H196ZM206 48H207V46H206ZM208 48H207V50H208ZM212 48H213V47H212ZM212 48H211V49H212ZM240 48H239V50L241 51ZM252 48H253V47H252ZM252 48H251V51H252ZM263 48H264V47H263ZM32 49H33V48H31V49H29V50H32ZM52 49H53V48H52ZM56 49H57V48H55V51H53L54 49L51 51V52H55L54 56L57 54V53H56V51H57ZM100 49H102V47H101ZM128 49H129V51L127 50V54H128V52H129L130 54H131V53L133 54V52L135 51V49H134V51H133V50L130 51V48H128ZM182 49H183V48H182ZM198 49H200V48H198ZM198 49H197V50H198ZM218 49H216L215 52H217ZM222 49H224V48L221 47L220 50H222ZM229 49H231V47H230ZM236 49H237V48H236ZM258 49H260V48L258 47ZM29 50L27 49V52H28ZM33 50H34V49H33ZM59 50L61 51V49H59ZM121 50H122V49H121ZM138 50H139V49H138ZM140 50H141V49H140ZM150 50H151V47H150ZM150 50H149V53L147 52V51H148V50H147L145 53H142V54H145V55H146V54L148 53V55H149V54H150ZM214 50H215V49H214ZM224 50H226V49H224ZM232 50H231V51H232ZM234 50H235V49H234ZM234 50H233V51H234ZM242 50H243V49H242ZM253 50H254V48H253ZM256 50H257V49H256ZM262 50H264V49H262ZM22 51H23V50H22ZM22 51H20V52L18 51V52L21 53ZM25 51H26V50H25ZM49 51H50V50H49ZM99 51H100V50H99ZM99 51H98V52H99ZM108 51H111V50H108ZM124 51H126V49H125ZM160 51H161V50H160ZM198 51H199V50H198ZM202 51H201V52H202ZM205 51H206V50H205ZM211 51H212L214 54H212V53H210V52H207V51H206V52H207V53H210L211 55H215V52L213 51V49H212ZM233 51H232V53H233ZM247 51H248V50H247ZM249 51H250V50H249ZM251 51H250V53H251ZM30 52H31V51H30ZM94 52L96 53L97 51L94 50ZM94 52H93V54H95ZM98 52H97V54H98ZM100 52H101V51H100ZM100 52H99L100 55H101V53H103V55L105 56L104 59H109V58L107 57V53L104 54L105 51H103V52H101V53H100ZM106 52H107V51H106ZM111 52H112V51H111ZM114 52H115V54H114V53H113V54L116 55V54H117L116 51H114ZM118 52H119V50H118ZM140 52H141V51H140ZM140 52L138 51V53H140ZM151 52L154 53L153 51H151ZM187 52L189 53V50H188ZM187 52H186V53L183 52V54L186 55ZM195 52H196V51H195ZM195 52L193 51V53H195ZM203 52H202V54H203ZM219 52H220V51H219ZM221 52H222V51H221ZM227 52H228V49H227V51H226L225 54L230 56L231 53L228 54L229 52H228V53H227ZM257 52H258V50H257ZM19 53H18V54H19ZM31 53H34V52H31ZM122 53H123V55H126V54H124L125 52H123V50L121 51V54H122ZM160 53H161V52H160ZM165 53H166V52H165ZM167 53H168V52H167ZM204 53H205V52H204ZM240 53H241V52H240ZM253 53H254V52H252V54H253ZM258 53H260V50H259ZM263 53H264V52H263ZM51 54H52V53H51ZM97 54H96V57H97ZM109 54H111V53H108V55H109ZM118 54H119V53H118ZM121 54L119 55V57H121L120 59H122V60L126 59L127 62L130 60L129 63H133V65H134V63H136V64L138 65V63H137L135 60H134L135 62H134L133 60H132L133 62L131 61V59H132V58H130L131 56L129 57V60H128V58L126 57L127 55H126L125 58L123 59ZM130 54H129V55H130ZM132 54H131V55H132ZM134 54H135V53H134ZM136 54H137V53H136ZM142 54H141V55H142ZM178 54H179V53H178ZM180 54H181V53H180ZM180 54H179V55H180ZM183 54H182V55H183ZM190 54H191V53H189L188 55H190ZM198 54H199V53H198ZM200 54H201V53H200ZM210 54H209V55H210ZM217 54H218V53H217ZM219 54H220V53H219ZM225 54H223V55H224V57L227 58V56H226ZM242 54L244 55L243 52H242ZM247 54H248V53H246V55H247ZM261 54H262V52H261ZM261 54H257V55H258V56H259V55L261 56ZM16 55H17V53H16ZM20 55H21V54H19V56H20ZM25 55H26V54H25ZM33 55H35V54H33ZM103 55L101 56L102 58H103ZM129 55H128V56H129ZM145 55H144V57H145ZM155 55H156V53L153 54V56H155ZM176 55H177V54H176ZM179 55H178V56H179ZM194 55H195V54H194ZM204 55H206V54H204ZM204 55H202V56H204ZM207 55H208V54H207ZM207 55H206V56H207ZM211 55H210V56H211ZM221 55H222V54H221ZM238 55H239V54L237 53V56H238ZM246 55H245L244 57H246ZM257 55H256V56H257ZM262 55H263V54H262ZM14 56H15V55H14ZM14 56L12 57L13 59H14ZM19 56L15 57V58H16V59H19ZM47 56H48V55H47ZM50 56H51V55H50ZM52 56H53V55H52ZM84 56H85V55H84ZM84 56L82 57L83 59H85ZM90 56H88L89 58H87V60L90 59ZM94 56H95V55H94ZM117 56H118V55H117ZM133 56H134V55H133ZM137 56H140V55L138 54ZM149 56H151V57H149V59H148V57H147V58L142 57V58L145 59V60L148 59L150 63H151V61L154 62L155 60H157V59H155V60H154V59H153V60H150V59L153 58V57H152V55H149ZM158 56H160V55L158 54ZM197 56H199V55H197ZM202 56H201V57H202ZM206 56H204V57H206ZM240 56H241V54H240ZM240 56H239V57H240ZM248 56H249V55H248ZM251 56H252V55H251ZM256 56H255V57H256ZM263 56H264V55H263ZM34 57H35V56H33L32 59H36V58H34ZM48 57H49V56H48ZM56 57H58V59H55ZM56 57H54L53 59H55L56 61L59 60V56L56 55ZM81 57H79V58H81ZM85 57H86V56H85ZM92 57H91V58H92ZM96 57L93 58V59H95V61H96ZM98 57H100V56L98 55ZM98 57H97V58H98ZM101 57L98 58L97 60H99V59L101 60ZM106 57H107V58H106ZM109 57H111V56H109ZM112 57H113V56H112ZM140 57H141V56H140ZM169 57H170V56H169ZM171 57H172V56H171ZM171 57H170V58H171ZM175 57H176V56H175ZM190 57H191V56H190ZM195 57H196V55H195ZM199 57H200V56H199ZM207 57H208V56H207ZM212 57H214V56H211V58H212ZM217 57H219V56H217ZM217 57H214V58H217ZM224 57H219V58H220V59L222 58L223 61L229 59V58H228V59H225ZM255 57H254V58H255ZM12 58H11V59H12ZM20 58H21V57H20ZM43 58H44V57H43ZM79 58H78V59H79ZM114 58H115V57H113V59H114ZM135 58H136V55H135ZM138 58H139V57H138ZM154 58H155V57H154ZM178 58H180V57H178ZM187 58H188V56H186V59H187ZM192 58H194V56H192ZM192 58H191V59H192ZM208 58H209V57H208ZM211 58H209V59H211ZM214 58H213V59H214ZM230 58H231V56H230ZM232 58H234V57H232ZM246 58H247V57H246ZM246 58H244V59H246ZM250 58H252V57H250ZM250 58H249V59H250ZM22 59H23V58H22ZM40 59H41V58H40ZM46 59H47V57H46ZM48 59H50V58H48ZM51 59H52V58H51ZM111 59H112V58H111ZM113 59H112V60H113ZM159 59H160V57H159ZM183 59L185 60L184 55H183ZM188 59L191 60L190 58H188ZM188 59H187V60H188ZM194 59H197V60H198L197 57L194 58ZM199 59L201 60V62H203L201 58H199ZM206 59H207V58H206ZM206 59H205V60H206ZM209 59L206 60V61L210 62ZM213 59H212V60H213ZM217 59H218V58H217ZM234 59H235V58H234ZM263 59H264V58H263ZM24 60H25V59H24ZM41 60H42V59H41ZM43 60H44V59H43ZM43 60L40 61V62H43ZM91 60H92V59H90V61H91ZM115 60H116V58L114 59V61H115ZM118 60H119V58H118ZM122 60H121V61H122ZM140 60H141V59H140ZM140 60H139V61H140ZM161 60H162V61H161ZM161 60H159V61H161V62H163V64H165L164 61H163V58H162ZM166 60H167V59H166ZM178 60H179V59H178ZM178 60H176V62H177ZM187 60H185V62H186ZM192 60H193V59H192ZM192 60H191V61H192ZM203 60H204V59H203ZM215 60H216V59H214V61H215ZM230 60H231V59H230ZM230 60H228L227 62L229 63ZM238 60H239V59H238ZM238 60H236V61H238ZM253 60H254V59H252V61H253ZM259 60H260V61L257 60L258 62L256 61L257 64L260 63L262 59L260 58ZM12 61H13V60H12ZM20 61H22V60H20ZM38 61H39V60H38ZM44 61H45V60H44ZM49 61H50V60H49ZM68 61H69V62H68ZM80 61H81V60H80ZM80 61H79V62H80ZM84 61H86V59H85ZM90 61H89V62H90ZM92 61L95 62L94 60H92ZM102 61H103V59H102ZM104 61H105V62H102V63H105V64H106V60H104ZM116 61H117V60H116ZM126 61H125V63L127 64ZM170 61H171V60H170ZM180 61H181V60H180ZM180 61H179V62H180ZM194 61H195V60H194ZM194 61H192V63H193ZM206 61L204 62L205 64H206ZM244 61H245V60H244ZM250 61H251V60H250ZM252 61H251V62H252ZM16 62H17V60H16ZM34 62H36V61H34ZM82 62H83V61H82ZM82 62H80V66H81V67H83V66L86 65V64H84V65L82 64V65H81ZM86 62H87V61H86ZM89 62H88V64L91 63V62H90V63H89ZM97 62L101 63V61H97ZM97 62H96V63H97ZM107 62H109V61H107ZM119 62H120V61H119ZM140 62H141V61H140ZM144 62H145V61H144ZM147 62H148V61H147ZM147 62L144 63V66H145V64L147 65L146 68L148 67V65H150V64H147ZM149 62H148V63H149ZM155 62H156V61H155ZM165 62H166V61H165ZM168 62H169V61H168ZM176 62H175V64H179V62H177V63H176ZM196 62H197V61H196ZM196 62H195L194 64H196ZM212 62H213V61H212ZM215 62H216V61H215ZM217 62H218V61H217ZM221 62H222V61H221ZM221 62H219L220 65L222 64ZM224 62H226V61H224ZM231 62H232V61H231ZM233 62L236 63L235 60H234ZM239 62H240V61H239ZM256 62H254V63L256 64ZM13 63H14V62H13ZM18 63H19V62H18ZM44 63H45V62H44ZM51 63H53L52 60L50 61V64H51ZM56 63H57V62H56ZM59 63H60V62H59ZM59 63H58V64H59ZM64 63H65V62H64ZM64 63H61V64H64ZM83 63H85V62H83ZM96 63H94V64H96ZM112 63H113V61H112ZM114 63H115V62H114ZM114 63H113V65H114ZM117 63H118V62H117ZM121 63H122V62H121ZM125 63L121 65L122 68L119 66V64L117 65V64L115 63V64H116V65H115V66H116V67H115L116 70L118 69L117 67L119 66V67L121 68V71H122V69H123V67H124L123 65H126ZM141 63H143V62H141ZM157 63H160V62H157ZM157 63H154V64H157ZM180 63H181V62H180ZM189 63L191 64V62H189ZM198 63H199V61H198ZM204 63H202V64H204ZM213 63H214V62H213ZM228 63H227V64H228ZM234 63H233V64H234ZM242 63H243V62H242ZM246 63H247V62H246ZM16 64H17V63H14V65H13V64L11 63L10 65H11V66L13 65V66L15 67ZM42 64H43V63H41V65H42ZM48 64H49V63H47V65H48ZM61 64H59V65H61ZM88 64H87V65H88ZM91 64H92V63H91ZM97 64H98V63H97ZM107 64H109V63H107ZM154 64H153V65H154ZM170 64L172 65L171 62H170ZM186 64H187V62H186ZM205 64H204V65H205ZM214 64H215V63H214ZM231 64H232V63H231ZM244 64H245V63H244ZM249 64H251V63H249ZM249 64H248V65H249ZM39 65H40V64H39ZM52 65H53V64H52ZM64 65H65V64H64ZM103 65H104V64H103ZM128 65H129V64H127V66H128ZM153 65H151V66H153ZM166 65H167V63H166ZM168 65H169V64H168ZM196 65H197V64H196ZM196 65H195V66H196ZM199 65H200V64H198L197 66H199ZM204 65H202L203 68H204ZM207 65H208V64H207ZM223 65H225V63H223ZM241 65H242V64H241ZM11 66H9V67H11ZM13 66H12L11 68L14 69ZM17 66H18V69H20V68H19L20 65L18 64ZM42 66H43V65H42ZM45 66H46V64H45ZM45 66H44V67H45ZM48 66H49L50 69H51V66H50V65H48ZM55 66H56V65H55ZM62 66H63V65H62ZM77 66H78L79 68H81L79 65H77ZM95 66H97V65H95ZM99 66L101 67L102 65L99 64ZM104 66H106V65H104ZM104 66H103V67H104ZM129 66L132 67L131 64H130ZM139 66H141V65H138L137 67H139ZM174 66H176V65L173 64L171 67H174ZM177 66H181V65H177ZM177 66H176V67H177ZM186 66H187V65H186ZM192 66H193V64H192ZM192 66H191V67H192ZM225 66L227 67L228 65H225ZM225 66H224L223 68H225V69H228V68H229V67L226 68ZM231 66L233 67V65H231ZM253 66H254V64H253ZM255 66H256V65H255ZM260 66L262 67V64H261ZM1 67H4V66H1ZM31 67H32V66H31ZM33 67H34V66H33ZM36 67H37V66H36ZM36 67H35V68H36ZM44 67H41L42 70H43ZM52 67H54V66H52ZM66 67H67V66H65V68H66ZM86 67H88V66H86ZM89 67H91V66L89 65ZM103 67H102V68H103ZM106 67H107V66H106ZM111 67H112V66H111ZM130 67H129V68H130ZM133 67H134V66H133ZM141 67H142V66H141ZM141 67H139V68H141ZM154 67H155V66H154ZM157 67H158V66H156V68H157ZM161 67H165V65H162ZM202 67H201V68H202ZM209 67H210V66H209ZM213 67H214V66H213ZM234 67H235V66H234ZM240 67H241V66H240ZM257 67H259V66H257ZM257 67H256V70L258 71L259 69H258ZM6 68H8V67H6ZM26 68L29 69V66L26 67ZM41 68H40V69H41ZM55 68H56V67H55ZM62 68H63V67H62ZM71 68H73V67L71 66ZM71 68L69 67L68 70H70ZM83 68H84V69H83L82 71H84V70H88V69H89V68H88V69H87V68L85 69V67H83ZM91 68H92V67H91ZM120 68H119V69H120ZM129 68L124 67V70L128 69V70L130 71ZM144 68H145V67H144ZM144 68H143L142 70H144ZM159 68H160V67H159ZM177 68H179V67H177ZM180 68H181V67H180ZM194 68H195V67H194ZM199 68H200V67H199ZM220 68H221V67H220ZM220 68H219L218 70H221ZM236 68H238V67H236ZM236 68H235V69H236ZM243 68H245V67L243 66ZM251 68H255V67H251ZM13 69H12V70H13ZM40 69H39V70H40ZM58 69H59V68H57V70H58ZM75 69H76V68H75ZM100 69H101V68H100ZM103 69H106V68L104 67ZM107 69H109V71H111L112 68H109V66H108ZM134 69H136V67H135ZM134 69H133V71H134ZM157 69H158V68H157ZM161 69H162V68H161ZM164 69H165V71H166V67H165ZM173 69H175V68H173ZM207 69H208V68H207ZM238 69H239V68H238ZM249 69H250V66H249ZM16 70H17V69H16ZM16 70H15V72H16ZM34 70H35V69H34ZM34 70H33V71H34ZM44 70H45V69H44ZM54 70H55V69H54ZM57 70H55V71H57ZM61 70H62V69H61ZM89 70H90V69H89ZM93 70H94V72H97L96 70H98V69H94V68H93ZM128 70H126V71H128ZM131 70H132V69H131ZM136 70H138V69H136ZM142 70H141V72H142ZM146 70H148L147 72H153V71H149V67H148V69H146ZM146 70H144V71H146ZM150 70H152V67H151ZM162 70H163V69H162ZM179 70H180V69H179ZM192 70H193V68L191 69V71H192ZM195 70H196V69H195ZM204 70H205V69H204ZM204 70H201V71H204ZM230 70H231V69H230ZM230 70H229V71H230ZM239 70H240V69H239ZM245 70H246V69H245ZM250 70H252V69H250ZM250 70H249V74H250V72H251ZM1 71H2V70H1ZM5 71L7 72V69H6ZM5 71H4V72H5ZM10 71H11V69H10ZM24 71H25V70H24ZM63 71H65V70H63ZM71 71H73V73H72V77H73V74H74L75 71H74V70H71ZM82 71H80V72H82ZM102 71H103V70H101L100 72H98V74L100 73V74L98 75V77H100L101 74H105V73H101ZM138 71H139V70H138ZM138 71H137V72H138ZM144 71H143V72H144ZM155 71H156V69H155ZM184 71H185V70H184ZM197 71H198V70H197ZM209 71H210V70H209ZM224 71H225V70H224ZM236 71H237V72H241L242 70L238 71V70L236 69ZM247 71H248V70H247ZM254 71H255V69H254ZM2 72H3V71H2ZM20 72H21V71H20ZM25 72H27V71H25ZM30 72H32V71H30ZM30 72H29V73H30ZM34 72H35V71H34ZM58 72H59V71H58ZM68 72H69V71H68ZM85 72H86V74L88 73V71H85ZM92 72H93V71H92V69H91V73H92ZM94 72H93L92 74H94ZM103 72H104V71H103ZM106 72H107V70H106ZM111 72H114V68H113V70H112ZM139 72H140V71H139ZM147 72H146V74H142V77H143V75H144V76H145V75L147 76V75H148ZM176 72H177V71H176ZM186 72H187V71H186ZM194 72H196V71H194ZM207 72H208V71H207ZM217 72H218V71H217ZM226 72H227V71H226ZM242 72H243V71H242ZM11 73H13V72H11ZM11 73H10V74L8 73L9 76H8L7 78H9V77L11 76ZM17 73H19V71H17ZM17 73H16V76H17ZM22 73H23V72H22ZM42 73H44V72H42ZM61 73H62V72H61ZM89 73H90V72H89ZM89 73H88L87 75H85V78H86V76H88V75H89L88 78H91V77H92ZM114 73H117V71L114 72ZM121 73H123V72H121ZM131 73H132V72H131ZM144 73H145V72H144ZM160 73H161V74L164 73V70H163V72H161V70H160ZM160 73H159V75H160ZM165 73H166V72H165ZM181 73H182V75H183L185 72H181ZM187 73H188V72H187ZM191 73H193V72H191ZM191 73H190V74H191ZM198 73H199V72H198ZM202 73H204V72H202ZM205 73H206V71H205ZM214 73H215V72H214ZM221 73H222V72H221ZM227 73H228V72H227ZM227 73H226V74H227ZM231 73H232V71H231ZM231 73H230V74H231ZM244 73H245V72H243V74H244ZM35 74H36V73H35ZM49 74H50V73H49ZM51 74L53 75V73H51ZM65 74H66V72H64V77H67V76H65ZM75 74H76V73H75ZM80 74H81V73H80ZM123 74H124V73H123ZM123 74L120 75V76H123ZM150 74H153V73H150ZM150 74H149V75H150ZM157 74H158V73H156V74L153 75V76H155V78H158V79H157L158 81H159V79H160L159 82L162 83L161 78L159 77V75L157 76ZM177 74H178V72H177ZM188 74H189V73H188ZM194 74H197V73H194ZM215 74H216V73H215ZM224 74H225V73H224ZM224 74L222 73V76H221V75H220V76L223 77V76H225ZM251 74H252V73H251ZM5 75H6V73H5ZM14 75H15V73H14ZM19 75H21V74L19 73ZM27 75H28V74H27ZM56 75H57V74H56ZM66 75H67V74H66ZM95 75H96V73L93 75V76H94V77H93L94 79H95ZM112 75H113V73H112ZM112 75H109V76H112ZM114 75H115V74H114ZM124 75H125V74H124ZM167 75H168V74H167ZM185 75H186V74H185ZM207 75H208V74H207ZM207 75H206V76H207ZM235 75H236V74H235ZM39 76H41V75H39ZM50 76H51V75H50ZM53 76H54V75H53ZM90 76H91V77H90ZM96 76H97V75H96ZM109 76H104L105 78H104V77H102V78H104V79H108ZM116 76H118V75H116ZM116 76H113V78L116 77ZM125 76H126V75H125ZM139 76H140V73H139ZM139 76H138V77H139ZM153 76L151 75V80H152V77H153ZM156 76H157V77H156ZM175 76H176V75H175ZM189 76H190V75H189ZM210 76H211V75H210ZM212 76H213V78H214V77L216 78V75L213 74ZM217 76H218V74H217ZM220 76H219V77H220ZM228 76H229V75H228ZM228 76H227V77H228ZM236 76H239V73H238ZM245 76H246V75H245ZM245 76H244L243 78H245ZM247 76H248V75H247ZM251 76H253V74L250 75V77H251ZM254 76H256V74H255ZM13 77H14V76H13ZM18 77H19V76H18ZM20 77H23V75L20 76ZM27 77H28V76H27ZM27 77H25V79H27ZM31 77H32V76L28 77V79L30 78V82H31ZM41 77H42V76H41ZM45 77H46V75H45ZM45 77H44V78H45ZM80 77H81V76H80ZM98 77H97V79H98ZM107 77H108V78H107ZM129 77H130V76H129ZM136 77H137V76H136ZM136 77H135V78H136ZM147 77L150 78L149 76H147ZM147 77H145V78H147ZM164 77H165V76H164ZM173 77H174V76H173ZM173 77H172V78H171V77H168V78L173 79V80H174V83H175V82H178V83H175V85L178 84V86H180L182 83L185 82V80L188 79V77L185 76V77H187V78H185L184 81H182V83H180L179 81L181 80L182 76H179V77H181L179 80H178V75L176 76L178 81H175L176 79H175V77H174V78H173ZM183 77H184V76H183ZM190 77H192V76H190ZM196 77H198V79L200 80L199 76L196 75ZM201 77H202V76H201ZM219 77H218L217 79H219ZM230 77H231V75H230ZM256 77H257V76H256ZM5 78H6V77H5ZM7 78H6V79H7ZM14 78H15V80L18 82V79H16V77H14ZM34 78H36V77H33V80H34ZM51 78H52V76H51ZM58 78H59V77H58ZM62 78H63V77H62ZM93 78H92L91 80H93ZM102 78H100V79H102ZM118 78L123 79V77H117V80H118L117 82H119V79H118ZM131 78H133V77H131ZM143 78H144V77H143ZM143 78H142V79H143ZM208 78H209V77H207L206 79H208ZM215 78H214V79H215ZM223 78H224V77H223ZM239 78H240V77H239ZM259 78H260V76H259ZM259 78H258V79H259ZM3 79H4V78H3ZM3 79H2V81L5 80V79H4V80H3ZM11 79H12V78H10V80H11ZM37 79H40V78H37ZM63 79H64V78H63ZM75 79H76V80L78 79L77 76H76ZM75 79H73V80H75ZM97 79H95V80H97ZM100 79H98V80L100 81ZM121 79H120V80H121ZM124 79H125V77H124ZM142 79H140V77H139V80H140V81H141ZM165 79H166V77H165ZM202 79L204 80V79H205V76H204V78H202ZM217 79H216L215 81H218ZM228 79H229V78H228ZM230 79H233V78H230ZM230 79H229V80H230ZM234 79L236 80L237 78H234ZM247 79H248V81H250V80H249V77H248ZM250 79L253 80L252 77H251ZM15 80H14V81H15ZM19 80H22V78L19 79ZM41 80H42V79H41ZM53 80L55 81L54 78H53ZM61 80H62V79H61ZM108 80H109V79H108ZM136 80L138 81V79H136ZM144 80H146V79H144ZM148 80H150V79H147L146 82H148ZM153 80H154V78H153ZM167 80H169V79H167ZM191 80H192V82H193L194 79L191 78ZM196 80H197V79H196ZM208 80H209V79H208ZM223 80H227V79H223ZM244 80H245V82H246V78H245ZM256 80H257V79H256ZM16 81H15V82H16ZM25 81H26V80L23 81L24 83H22V81H21V83H20V81H19V84H26V86H27V82H28L29 80L26 81V82H25ZM39 81H40V80H39ZM69 81H72V78H69ZM82 81H84V80L82 79ZM86 81H87V80H86ZM86 81H85V82H86ZM103 81H104V80H103ZM105 81H106V80H105ZM111 81H112V79H111ZM122 81H126V79H125V80H122ZM140 81H138V82H140ZM155 81H156V80H155ZM169 81H170V80H169ZM169 81H168V82H169ZM187 81H189V80H187ZM220 81H222V79L219 80V83H220ZM241 81H242V80H241ZM0 82H1V80H0ZM5 82H6V80H5ZM8 82H9V80H8ZM8 82H6V84H4V86H7V84H8V86H9V83H10L11 81H10L9 83H8ZM15 82H14V83H15ZM32 82H34V81H32ZM64 82H65V81L63 80L62 83H64ZM76 82H77V81H76ZM78 82H79V81H78ZM95 82H96V81H95ZM95 82H94V84H95ZM101 82H102V81H100V84H101V85L99 84L100 86H102V83H101ZM129 82H130V81H129ZM129 82H128V80H127V83H129ZM133 82H135V81H133ZM138 82H136L135 84H137ZM141 82L144 83L143 80H142ZM159 82H158V85H159ZM164 82H166V81L164 80ZM164 82H163V84H165ZM172 82H173V81H172ZM189 82H190V81H189ZM201 82H202V80H201L200 82H198V83H201ZM205 82H206V81H205ZM209 82H212V80H211V81H208V84H210ZM224 82H225V81H224ZM230 82H231V81H230ZM234 82H235V81H234ZM234 82H233V81L231 82V83H232V87H233V83H234ZM237 82H238V80H237ZM237 82H236V83H237ZM245 82H244V83H245ZM250 82H251V81H250ZM252 82H253V81H252ZM252 82H251V83H252ZM3 83H4V82H3ZM12 83H13V82H11V85H12ZM53 83H54V82L51 83V84H52L51 86H49V85L46 83L49 87H51V90H52L53 87H55V86H53ZM60 83H61V82H60ZM62 83H61V84H62ZM80 83H81V81H80ZM106 83H107L108 86H109V82L106 81ZM112 83L115 84V83H116V79H114L113 82H111V84H112ZM120 83H123V82H120ZM120 83H119V84H120ZM149 83H150V81H149ZM149 83H148V84H149ZM186 83H187V82H186ZM186 83H185V84H186ZM194 83H196V81H195ZM194 83H193V84H194ZM198 83H196V84H198ZM213 83H214V81L211 83L213 86L216 85V84H218V83H216V84H213ZM238 83H240V82H238ZM258 83H259V82H258ZM263 83H264V82H263ZM15 84H17V83H15ZM28 84H29V85H32V84H30V83H28ZM36 84H37V83H36ZM38 84H39V83H38ZM66 84H68V83H66ZM66 84H63V85L66 86ZM73 84H74V83H73ZM73 84H72V85H73ZM123 84H124V85H123L124 87H129V86H130V85H129V86H126V85H125L126 83H123ZM130 84H131V83H130ZM150 84H153V85H152V88H156V87L154 86V85H156V84H154V83H150ZM163 84L159 85V86H161L160 89H161L162 87H164V88L166 87V86H163ZM167 84L169 85L170 83H167V82H166L165 85H167ZM172 84H173V83H172ZM187 84H188V83H187ZM196 84H194L193 86H195ZM205 84H206V86H209V85H207V83H205ZM205 84H203V85L205 86ZM221 84L223 85V83H221ZM228 84H229V83H228ZM234 84H235V83H234ZM248 84H249V83H246L245 86L248 85ZM252 84H253V83H252ZM0 85L2 86V84H0ZM41 85H42V86H41L42 89L44 88V90H45V89H46V86H44L45 84H44V85L41 84ZM55 85H56V84H55ZM69 85H70V84H69ZM80 85H83V84H80ZM85 85H86V84H85ZM88 85H89V83H88ZM91 85H92L91 87H94L93 84H91ZM103 85H104V84H103ZM131 85L133 86V84H131ZM138 85H140V86L138 87ZM138 85L136 86V87H138V89H135L134 86H133V87L131 86V88H133V89H135V90H138V91H141L142 89L139 90V88H141V85H143V84L138 83ZM145 85H147V83H146ZM158 85H157V86H158ZM183 85H184V84H183ZM200 85L203 86L202 83H201ZM200 85H199V86H200ZM212 85H211V86H212ZM219 85H220V84H219ZM222 85H220L222 88L225 87V84H224V86H222ZM238 85H239V84H238ZM254 85H255V83H254ZM258 85H259V84H258ZM4 86H3V87H4ZM12 86H13V85H12ZM14 86H15V85H14ZM22 86H23V89H26V88H24L25 85H22ZM26 86H25V87H26ZM52 86H53V87H52ZM75 86L77 87L78 84H76V85L74 84V87H75ZM89 86H90V85H89ZM104 86H105V85H104ZM111 86H112V85H111ZM111 86L108 87L109 90H111ZM150 86H151V85H150ZM153 86H154V87H153ZM173 86H174V85H173ZM173 86L170 85L169 87L172 88ZM176 86H177V85H176ZM178 86H177V87H178ZM184 86H185V87H184ZM184 86H180L179 88L183 89L182 87H184V89H186V88H187V87H186L187 85H184ZM189 86H190V83H189ZM191 86H192V84H191ZM193 86H192V87H193ZM197 86H198V85H197ZM197 86H195V87H197ZM213 86H212V87H213ZM220 86H219V87H220ZM227 86L230 87V85H227V84H226V88H227V90H228V91H226V92L229 93V95H231L230 92L232 91V89H231L232 87H230V91H229V89H228ZM248 86H249V85H248ZM250 86H251V85H250ZM255 86H256V85H255ZM259 86H260V85H259ZM259 86H258V87H259ZM3 87H0V91H4L3 89H1V88H3ZM15 87H16V90H18L19 86H18V88H17V85H16ZM15 87H14V88H15ZM28 87H31V86H28ZM28 87H27V88H28ZM34 87H35V85H34ZM57 87H58V86H57ZM70 87H72V86H70ZM83 87H85V86H83ZM86 87H87V86H86ZM97 87H98V88H96V89L93 88V89H95L96 92H99V91H97V89L100 90V88H99L98 85H97ZM102 87H103V86H102ZM106 87H107V86H106ZM113 87H114V85H113ZM115 87H117V85H116ZM148 87H149V86L147 85V88H148ZM169 87H167V88H165V89H169ZM195 87L193 88V90L196 89ZM212 87H211V88H212ZM214 87H215V86H214ZM216 87L219 88L218 86H216ZM240 87H242V86L239 85V88L237 87V89H236V88H235V89H236V90H239ZM243 87H244V86H243ZM260 87H261V86H260ZM263 87H264V86H263ZM5 88H6V87H5ZM9 88H11V87H9ZM14 88H13V89H14ZM35 88H36V87H35ZM55 88H56V87H55ZM60 88H61V87H60ZM142 88H143V87H142ZM145 88H146V86H145L143 89H145ZM164 88H162V89H164ZM206 88H207V87H206ZM206 88H205V91H204V89L202 90L203 92H205L206 96H207V95H211V94H215V95L217 96V94H216L212 89H211V90H212L213 92H211V94H209L208 92L211 91V90L208 91V89H206ZM208 88H210V86H209ZM217 88H216V89H217ZM226 88H224V89H226ZM249 88H253V87H249ZM13 89H12V90H13ZM19 89H21V91L24 92V90H22V88H19ZM30 89H32V87H31ZM67 89H68V88H66V90H67ZM72 89H73V87H72ZM72 89H68L67 94H68L69 92H70L69 94H71L72 92L69 91V90H72ZM75 89H77V88H74V90H75ZM86 89H87V88H86ZM86 89H85V91H86ZM91 89H92V88H90V90H89V87H88V89H87L88 91H87L85 94L87 95L88 92H89V94L92 93V90H91ZM102 89H105V87L102 88ZM102 89H101V90H102ZM106 89H107V88H106ZM115 89H117V88H115ZM120 89H122V88H120ZM125 89H126V88H125ZM148 89H149V88H148ZM150 89H151V88H150ZM158 89H159V87H158ZM176 89H178V88H175V87H174V91H175V92H176ZM181 89H178V92H176L175 94H177V93H179V92L182 94V92L179 91V90H181ZM188 89H189V88H188ZM197 89H200V90H201V88H199V87H197ZM235 89H234V87H233V90H235ZM255 89H257V88L255 87ZM260 89H261V88H260ZM14 90H15V89H14ZM14 90H13V91H14ZM16 90H15V91H16ZM55 90H56V89H55ZM64 90H65V88H64ZM79 90H80V89H79ZM79 90H78V91H79ZM81 90H84V88H83V89L81 88ZM95 90H94V92H95ZM109 90H108V91H109ZM152 90H153V89H152ZM171 90H172V89H171ZM171 90H170L169 92H171ZM186 90H187V89H186ZM190 90H192V88H191ZM200 90L197 91L196 93H198V92L200 93ZM206 90H207V91H206ZM214 90H215V88H214ZM218 90H221V93H222V89H221V88H219ZM218 90H215V91H218ZM242 90H243V92H245L246 88H245V90H244V88H243V89L241 88V91H242ZM250 90H251V89H250ZM5 91H6V90H5ZM5 91L2 92V93L5 94L6 92H8V91H10V90L8 89L6 92H5ZM13 91H12V92H13ZM26 91H27V90H26ZM30 91H32V90H30ZM30 91H29V93H30ZM61 91H62V90H61ZM78 91L75 90L74 92H78ZM85 91H84V92H85ZM103 91H104V90H103ZM122 91H123V90H122ZM130 91H131V90H130ZM155 91H159V90H155ZM161 91H162V90H161ZM161 91H159V92H160V93H159V94H160L159 96H161V93L163 92V91H162V92H161ZM164 91H165V90H164ZM167 91H168V90H167ZM174 91H172V92H174ZM184 91H185V90H184ZM184 91H183V92H184ZM187 91H189V90H187ZM194 91H195V90H194ZM194 91H193V92H194ZM202 91H201V92H202ZM224 91H225V90H224ZM224 91H223V92H224ZM239 91H240V90H239ZM246 91H247V90H246ZM257 91L259 92V90H257ZM261 91H262V90H261ZM261 91H260V92H261ZM263 91H264V90H263ZM12 92L10 91V93H12ZM19 92H20V91H19ZM35 92H36V91H35ZM45 92H46V91H45ZM49 92H51V91H49ZM63 92H64V91H62V93H63ZM80 92H81V91H79V93H80ZM94 92H93V93H94ZM109 92H111V91H109ZM117 92H118V91H117ZM117 92H116V93H117ZM126 92H127V91H126ZM135 92H136V91H135ZM146 92H147V91H146ZM146 92H145V93H146ZM149 92H150V91H149ZM191 92H192V91H191ZM193 92H192V94L194 95L195 92H194V93H193ZM206 92H207V93H206ZM226 92H224V93H225L224 96H226ZM233 92H235V91H233ZM233 92H232V93H233ZM236 92H237V91H236ZM236 92H235V93H236ZM243 92H242V93H243ZM258 92H257V94H258ZM14 93H15V92H14ZM14 93H13V95H14ZM20 93H21V92H20ZM33 93H34V92H33ZM33 93L31 92L30 94L33 95ZM53 93H54V92H53ZM62 93H61V95H62L61 97H63V94H62ZM93 93L90 94V95L95 97V93H94V94H93ZM106 93H107V92H106ZM129 93L132 94V92H129ZM138 93H139V92H137V94H138ZM145 93H144V94H145ZM157 93H158V92H157ZM185 93H186V92H184V94H185ZM189 93H190V92H189ZM189 93H188V95H189ZM219 93H220V91H219ZM219 93H218V96H219ZM239 93H241V92H239ZM239 93L237 92L236 95H238ZM245 93H246V92H245ZM245 93H243V95H244ZM250 93H254V92H251V91H250ZM4 94H3V95H4ZM15 94H17V92H16ZM30 94H29V95H30ZM45 94H46V93H45ZM69 94H68V95H69ZM80 94H83V95H84L83 91H82V93H80ZM80 94H79V95H80ZM96 94H97V93H96ZM103 94H104V92H103ZM103 94H101L102 97H103ZM107 94H108V93H107ZM109 94L113 95V93H109ZM120 94H121V93H120ZM123 94L125 95L126 93H124V91H123ZM133 94H136V93H133ZM133 94H132V95H133ZM140 94H141V96H142V95L144 96V97H142V99H143V98L145 99L146 96H145L144 94H142V93H140ZM151 94L154 95V93H150V96H151ZM155 94H156V93H155ZM164 94H166V93H163V95H164ZM170 94H171V93H170ZM175 94L172 93V95L169 96V97H173ZM190 94H191V93H190ZM192 94L189 96V97L191 98V100H192V97H193ZM248 94H249V93H248ZM255 94H256V93H255ZM9 95H10V94H9ZM32 95H31V96H32ZM38 95H39V94H38ZM72 95H74V93H72ZM79 95H78V96H79ZM98 95H100V94H97L96 96L98 97ZM101 95H100L99 97H101ZM129 95H130V94H129ZM157 95H158V94H157ZM163 95H162V97H163ZM177 95H178V94H177ZM177 95H176V96H177ZM196 95H197V94H196ZM196 95H195V96H196ZM203 95H204V93H203ZM221 95H222V94H220V96H221ZM227 95H228V94H227ZM232 95H235V94H232ZM236 95H235V96H236ZM243 95H241V97H242ZM4 96H5V95H4ZM20 96H21V95H20ZM20 96H19V97H20ZM27 96H28V95H27ZM107 96H108V95H107ZM107 96H105V98H106ZM115 96H116V95H115ZM115 96H114V97H115ZM118 96H119V94H118ZM120 96L122 97L123 95H120ZM126 96H127V94H126ZM134 96L136 97V95H134ZM134 96H133V98H134ZM137 96H138V95H137ZM159 96H158L157 98L160 99ZM164 96H167V95H164ZM178 96H179V95H178ZM178 96H177V97H178ZM182 96H183V95H182ZM186 96H187V95H186ZM191 96H192V97H191ZM195 96H194V97H195ZM197 96H199V94H198ZM197 96H196V100L198 101ZM204 96H205V95H204ZM212 96H214V95H212ZM216 96H215V97H216ZM239 96H240V95H238V97H239ZM251 96H252V95H251ZM253 96H254V95H253ZM253 96H252L251 98H249V99H250V100H251V99L253 100ZM256 96L262 97V96H264V95L261 96V94H260V95H256ZM6 97H7V96H6ZM23 97H24V96H23ZM50 97H51V96H50ZM57 97H58V96H57ZM69 97H71V96H69ZM75 97H76V94H75ZM80 97H81V96H80ZM99 97H98V98H99ZM112 97H113V96H112ZM123 97H124V96H123ZM123 97H122L121 99H124ZM138 97H139V96H138ZM162 97H161V98H162ZM167 97H168V96H167ZM169 97H168V99H169ZM210 97H211V96H210ZM215 97H213V99H214ZM228 97H229V96H228ZM232 97H233V96H232ZM232 97H231V98H232ZM236 97H237V96H236ZM236 97L233 98L234 101H235V98H236ZM244 97H245V96H244ZM247 97H248V96H247ZM249 97H250V95H249ZM259 97H257V98H259ZM16 98H18V96H15V100H16ZM28 98H29V96H28ZM32 98H33V97H32ZM45 98H46V97H45ZM51 98H54V97H51ZM51 98H50V99H51ZM63 98H64V97H63ZM77 98H78V97H77ZM83 98H84V100H85V96H84ZM87 98H90V97L86 96V99H87ZM105 98H104V100H105ZM108 98H109V96H108ZM127 98L130 99L131 97L129 98V97L127 96ZM133 98H131V100H132ZM149 98H150V97L147 96V100H146V101L143 99V100H144L143 103H144V102H147ZM152 98H155V97L153 96V97H151V99H152ZM164 98H165V97H164ZM164 98H163V99H164ZM175 98H176V97H174V100H172V101H173V104H172V105H174V103H175L174 101H176ZM184 98H185V96H184V97H181V101H182V99H184ZM187 98H188V97H186V99H187ZM199 98H200V96H199ZM201 98H202V97H201ZM211 98H212V97H211ZM216 98H218V97H216ZM245 98H246V97H245ZM13 99H14V97H13ZM25 99H26V98H25ZM33 99H34V98H33ZM59 99H60V98H59ZM61 99H62V98H61ZM66 99H67V98H66ZM78 99H79V98H78ZM102 99H103V98H102ZM118 99H119V98H118ZM118 99H117V100H118ZM138 99H139V98H138ZM142 99L140 98L139 100H141V102H142ZM163 99H162V100H163ZM168 99H167V100H168ZM171 99H172V98H170V100H171ZM208 99H210V98L208 97ZM208 99H207V100H208ZM233 99H231V100H233ZM236 99L238 100V98H236ZM246 99H247V98H246ZM259 99H260V98H259ZM259 99H258V101H259ZM263 99H264V97H263ZM8 100H9V102H12L9 98H8ZM28 100H29V99H26V100H24V101H28ZM52 100H53V99H52ZM106 100H107V98H106ZM115 100H116V99H115ZM117 100H116L114 103L112 102L113 105L119 103V102L116 103ZM131 100H130V101H131ZM135 100H136V99H135ZM135 100H134V102H135ZM139 100H138V101H139ZM149 100H150V99H149ZM152 100H153V101H156L157 99H156V100L152 99ZM152 100H151V101H152ZM162 100L160 99V101H162ZM165 100H166V99H165ZM165 100H163V101H165ZM170 100L165 101V102H167V103L169 104V101H170ZM178 100H179V99L177 98V101H178ZM187 100H188V99H187ZM187 100H185V101H187ZM189 100H190V99H189ZM199 100H200V99H199ZM220 100H221V97H220ZM225 100H226V101H225ZM231 100H230V102H231ZM240 100H241V99H240ZM255 100H256V99H255ZM261 100H262V98H261ZM13 101H14V100H13ZM16 101H17V100H16ZM19 101H21V100H19ZM22 101H23V100H22ZM30 101H31V99H30ZM30 101H28V102H30ZM33 101H34V100H33ZM45 101H47V99H46ZM49 101H50V100H49ZM53 101H54V103H53ZM53 101H51L52 103H50V104H52V107H54V106L56 105V101H55V99H54ZM59 101H60V104L63 105V103H64V106H65V103H66V102H64V99H63V100H59ZM62 101H63V102H62ZM82 101H83V100H82ZM96 101H97V100H96ZM108 101H109V103H111L112 100H108ZM124 101H126V99H125ZM124 101H122V103H123V104L126 103L127 106H128V103H127V102L124 103ZM127 101H128V100H127ZM132 101H133V100H132ZM136 101H137V100H136ZM151 101H150V102H151ZM160 101H159V102H160ZM172 101L170 102V105H171ZM223 101L227 102V101H228V100H227V97H225V99H223ZM262 101H263V100H262ZM262 101H261V102H262ZM9 102H7V103H9ZM34 102H35V101H34ZM47 102H48V101H47ZM85 102H86V101H85ZM90 102L93 103L94 106H95V103H94V102H92V101H90ZM90 102H88L87 105H88V104H89V105H92ZM134 102H133V103H134ZM141 102H139V103H141ZM159 102H158V103H159ZM187 102L189 103V101H187ZM192 102L194 103V98H193ZM198 102H199V101H198ZM198 102H195V103H196V104H195V107H197V105H199ZM221 102H222V101H221ZM230 102L228 101V103H230ZM243 102H245V100L242 99V103H240V101H238V104H240V105H241V104L244 105ZM250 102L252 103V101H250ZM250 102H249V103H250ZM16 103H17V102H16ZM30 103H31V102H30ZM39 103H40V102H39ZM72 103H73V102H72ZM83 103H84V102H83ZM83 103H82V104H83ZM96 103H97V102H96ZM98 103H99V102H98ZM98 103H97V104H98ZM143 103H142V104H143ZM156 103H157V102H156ZM178 103H181V102L178 101L177 104L175 103V105H176V106L179 105ZM182 103H183V102H182ZM182 103H181V104H182ZM193 103H191L192 106L194 105ZM199 103H201V102H199ZM228 103H227V104L225 103V105L228 106ZM245 103H247V100H246ZM251 103H250V104H251ZM258 103H259V102H258ZM258 103H256V105H255V103H254V105L257 106ZM0 104H1V103H0ZM9 104H10V107H11L12 104H11V103H9ZM23 104H24V103L19 104V105H16V106L19 107V106L21 105V107H22ZM32 104H33V103H32ZM37 104H38V102H36V104H33L34 107H32V108L35 109V105H37ZM44 104L46 105V103H44ZM53 104H54V105H53ZM69 104H70V103H69ZM69 104H68V106H70ZM73 104H74V103H73ZM82 104H81V105H82ZM99 104H100V103H99ZM99 104H98V105H99ZM103 104H104V102H103ZM120 104H121V103H120ZM120 104H118L119 106H118V105H116V106L120 107ZM126 104H125V105H126ZM142 104H141V105H142ZM148 104H151V103H148ZM148 104H147V105H148ZM164 104H165V103H164ZM183 104L185 105L186 103L184 102ZM183 104H182V105H183ZM232 104H234V103H232ZM261 104H262V103H261ZM30 105H31V104H30ZM30 105H29V106H30ZM33 105H31V106H33ZM40 105H41V104H40ZM57 105H59V103H58ZM71 105H72V104H71ZM98 105H97V106H98ZM125 105H123V106H125ZM133 105H134V104H133ZM133 105H132V106H133ZM136 105H139L138 102L135 104V106H136ZM147 105H146V106H147ZM151 105H152V108H153V105H154L156 108H158V105H159V104H153V103H152ZM151 105H150V107H151ZM156 105H157V106H156ZM175 105L171 108V106H169V105L166 104V107H170V108H171V109H170V112L172 111V112H174V114H175L176 110H178V108H176ZM191 105H188V108H189V106H191ZM200 105H201V104H200ZM219 105H223V107L225 106L224 103H223V104H219ZM13 106H14V105H13ZM16 106H15V108H16ZM26 106H28V105H26ZM29 106H28V107H29ZM68 106H67V107H68ZM77 106H78V105H77ZM97 106H96V108L98 109L99 106H98V107H97ZM101 106H104V105H101ZM107 106H108V105L105 104V107H107ZM121 106H122V104H121ZM123 106H122V107H123ZM139 106H140V105H139ZM146 106H145V107H146ZM179 106H181V105H179ZM185 106H187V105H185ZM215 106H216V105H215ZM255 106H254V108H255ZM259 106H260V105H259ZM0 107H1V106H0ZM5 107H7V106H5ZM5 107H3V108H5ZM8 107H9V105H8ZM24 107H25V106H24ZM36 107H37V106H36ZM40 107H41V106H40ZM56 107H58V106H56ZM83 107H86V106H83ZM87 107H88V106H87ZM90 107H92V106H90ZM129 107H130V106H129ZM133 107H134V106H133ZM133 107H130L131 110H132ZM137 107H138V106H137ZM142 107H144V106H142ZM145 107H144V110H145ZM160 107H161V106L159 105V109H160ZM174 107H175V111H174V109H173ZM223 107H222V108H223ZM229 107H231V108L233 107V106H231V103L229 104ZM236 107H238L237 104H236ZM236 107H235V104H234V109H235ZM244 107H245V106H244ZM250 107H252V106H248V108H250ZM13 108H14V107H13ZM13 108H12V109H13ZM38 108H39V106H38ZM64 108H66V107H64ZM88 108H89V107H88ZM124 108H125V107H123V109L121 108L120 110L122 111V110H124ZM147 108H148V107H147ZM182 108H183V106H182ZM190 108H191V110L193 109L192 107H190ZM217 108H219V107H217ZM239 108H240V107H239ZM248 108H247V109H248ZM259 108H260V107H259ZM263 108H264V107H263ZM263 108H262V109H263ZM12 109L9 108V110H12ZM16 109L18 110V108H16ZM16 109H15V110H16ZM25 109H26V108H25ZM48 109H49V108H48ZM62 109H63V107H62ZM62 109H61V111H62ZM69 109H70V108H68V110H69ZM78 109H79V107H78ZM99 109H100V108H99ZM99 109H98V111H99ZM104 109H105V108H104ZM107 109H108V108H107ZM135 109H136V107L134 108V110H135ZM141 109H142V108H141ZM162 109H163V107H162ZM165 109H166V108H165ZM197 109H198V108H197ZM262 109H261V110H262ZM0 110H1V109H0ZM4 110H7V108L4 109ZM4 110H2V111H4ZM19 110H21V108H20ZM28 110H31V109H28ZM35 110H36V109H35ZM35 110H34V111H35ZM38 110L41 111V109H38ZM46 110H47V109H46ZM64 110L66 111V109H64ZM71 110H72V109H71ZM71 110H70V111H71ZM80 110H81V109H80ZM92 110H93V108H92ZM94 110H95V109H94ZM101 110H103V109H101ZM108 110H109V109H108ZM112 110H113V109H112ZM120 110H119V111H120ZM128 110H129V108H128ZM134 110H133V111H134ZM136 110H137V109H136ZM136 110H135V111H136ZM138 110H139V109H138ZM146 110H147V109H146ZM146 110H145V112H146ZM148 110L151 111L150 108H149ZM163 110H164V109H163ZM181 110H182V109H181ZM191 110H189V113H190ZM194 110H195V109H194ZM223 110H224V109H223ZM239 110H240V109H239ZM244 110H245V109H244ZM250 110H251V109H249V111H250ZM253 110L256 111L257 109H256V110L253 109ZM253 110L251 111V112H252V115H253V113H254ZM259 110H260V109H259ZM24 111H25V110H24ZM36 111H37V110H36ZM42 111H43V109H42ZM61 111H60V113L64 112V111H62V112H61ZM113 111L115 112V107H114V110H113ZM116 111H117V110H116ZM133 111H132V113H133ZM154 111H156L155 108H154ZM154 111H153V112H154ZM185 111L187 112V109H186ZM196 111H200V110H196ZM196 111H194V115H195V116H196ZM202 111H204V110H202ZM240 111H241V110H240ZM245 111H247V110H245ZM263 111H264V109H263ZM4 112H5V111H4ZM8 112H9V111H8ZM8 112L6 111L7 116L9 115ZM26 112H27V111H26ZM37 112H38V111H37ZM45 112H46V111H45ZM81 112H82V113H85V112L82 111V110H81ZM81 112H79V113H81ZM96 112H97V111H96ZM122 112H123V111H122ZM124 112H125L124 115L126 116V114H127L126 112H128L127 109H125ZM124 112H123V113H124ZM129 112H130V110H129ZM156 112H157V111H156ZM160 112H161V111H160ZM177 112H178V111H177ZM179 112H181V111H179ZM179 112L177 113L178 115H180ZM182 112L185 113L184 110H183ZM191 112H193V111H191ZM223 112H224V111H223ZM251 112H248V113L251 114ZM260 112H261V111H260ZM260 112H259L258 114H260ZM60 113H58V114H60ZM82 113H81V115H82ZM86 113H87V115H88L89 112H86ZM112 113H113V112H112ZM112 113H109V114H112ZM118 113H119V112H118ZM118 113H117V116H118ZM123 113H122V116H124ZM137 113H138V112H137ZM163 113H166V116H165V115H163V116H165V117H167V118L169 117V122H173V117H175V116L177 115V114H175V115L172 117V115L167 116V115H168V112H163ZM187 113H188V112H187ZM187 113H186V114H187ZM197 113H198V112H197ZM203 113H204V112H203ZM203 113H199L200 116H201V114H203ZM238 113H239V112H238ZM243 113H244V112H243ZM243 113H242V114H243ZM245 113H247V112H245ZM248 113H247V114H248ZM263 113H264V112H263ZM263 113H262V114H263ZM33 114H34V113H33ZM44 114H45V113H44ZM46 114H47V112H46ZM46 114H45V116L47 117ZM114 114H115V113H114ZM114 114H113V115H114ZM128 114H129V113H128ZM141 114H142V113H141ZM141 114H140L139 116H141ZM229 114H230V113H229ZM254 114L257 115L256 112H255ZM34 115H35V114H34ZM39 115H40V113H39ZM41 115H43V113H42ZM54 115H55V114H54ZM56 115H57V114H56ZM67 115H69V114L67 113ZM78 115H79V114H78ZM87 115H86V116H87ZM96 115H98V114L96 113ZM96 115L93 116V117H94V120L96 119ZM100 115H101V114H100ZM120 115H121V114H120ZM130 115H131V114H130ZM134 115H136V114H134ZM134 115H133V116H134ZM144 115H145V114H143L142 117H143ZM149 115H150V114H149ZM152 115H154V116L156 115V116H157V114H152ZM160 115H161V114H160ZM183 115H184V114L181 113V116H183ZM187 115H188V117L193 116L194 119H195V118H197L198 120L201 119V118H199V117H195L194 115H191V114H190V116H189V114H187ZM187 115H186V116H187ZM235 115H236V114H235ZM32 116H33V115H32ZM49 116H50V115H49ZM79 116H80V115H79ZM86 116H85V117H86ZM122 116H120V117H122ZM145 116H146V115H145ZM184 116H185V115H184ZM206 116H207V114L205 115V118H206ZM227 116H228V115H227ZM242 116H243V115H241L240 118H242ZM40 117L43 118L44 115H43V116H40ZM46 117H44V118H46ZM63 117H64V116H63ZM80 117L83 118L82 116H80ZM80 117H78L77 120H78V119H81ZM100 117H101V116H100ZM128 117H130V116H128ZM134 117L136 118L137 116H134ZM157 117H158V116H157ZM170 117H172V118H171L172 120L170 119ZM177 117H179V116H177ZM188 117H187V118H188ZM202 117H203V116H202ZM223 117H224V116H223ZM236 117H237V116H236ZM243 117H245V114H244ZM247 117H248V116H247ZM253 117H254V116H252V118H253ZM0 118L2 119V118H4V117H1V116H0ZM6 118H7V117H6ZM34 118L36 119V118H37V115H36V117L33 116V119H34ZM44 118H43V119H44ZM47 118H48V117H47ZM58 118H59V117H58ZM102 118H103V117H102ZM118 118H119V117H118ZM124 118H126V117H124ZM135 118L132 119V120H134V122H136ZM145 118H146V117H145ZM162 118H163V117H162ZM167 118H164V119L167 120ZM179 118H181V117H179ZM179 118H178L177 120H179V122H180L181 119H179ZM183 118H185V117H182V120H186V119H183ZM240 118H238V119H240ZM254 118H255V117H254ZM258 118H261V116L258 117ZM4 119H5V118H4ZM35 119H34V120H35ZM40 119H41V118H40ZM40 119H39V120H40ZM43 119H42V120H43ZM75 119H76V117H75ZM83 119H84V118H83ZM86 119H87V118H86ZM86 119H85V122H86ZM90 119H91V118H90ZM99 119H100V118H99ZM107 119H108V117H107ZM128 119H129V118H128ZM136 119H137V118H136ZM139 119H140V118H139ZM141 119H142V122H143V118H141ZM158 119H159V118H158ZM188 119L190 120L191 117L188 118ZM197 119H196V120H197ZM207 119H208V118H207ZM230 119H231V118H230ZM244 119H247V118H244ZM248 119H249V118H248ZM248 119L245 120V124H246V123H249V120H251V122H252L251 117H250L249 120H248ZM6 120H7V119H6ZM56 120H57V119H56ZM71 120H73V119H71ZM77 120H76V122H77ZM101 120H102V119H101ZM116 120H117V119H116ZM121 120H123V119H121ZM129 120H131V119H129ZM129 120H128V122H129ZM132 120H131V122H132ZM152 120H153V119H152ZM152 120H151V122H152ZM160 120H161V119H160ZM174 120H175V125H177V124H176V123H177L176 117L174 118ZM182 120H181V123H182ZM189 120H188V122H189ZM232 120H233V119H232ZM236 120H237V119H236ZM253 120H254V119H253ZM261 120H262V122H263V119H261ZM35 122H38V120H35ZM59 122H60V120H59ZM85 122H84V123H85ZM91 122H92V120H91ZM117 122H118V120H117ZM139 122H140V120H138V123H139ZM142 122H141V123H142ZM156 122H157V120H156ZM163 122H164V120H163ZM179 122H178V123H179ZM190 122H191V120H190ZM190 122H189V123H190ZM193 122H195V120H193ZM254 122H255V120H254ZM259 122H260V120H259ZM2 123H3V124H2ZM2 123H1V125H4L5 123L8 124L7 122H5V120H4V122H2ZM44 123H45V122H44ZM53 123H54V122H53ZM56 123H57V122H56ZM80 123L84 124V123H83V120H80ZM92 123H93V122H92ZM100 123H102V122H100ZM100 123H98V124H100ZM108 123H109V122H108ZM138 123H137V124H138ZM141 123H140V124H141ZM154 123H155V122H154ZM166 123H167V122H166ZM184 123H185V122H183V124H181V125H184ZM189 123H188V124H189ZM191 123H192V122H191ZM226 123H227V122H226ZM233 123H234V120H233ZM237 123H238V120H237ZM242 123H243V122H242ZM263 123H264V122H263ZM263 123H262V124H263ZM45 124H46V123H45ZM82 124H81V125H82ZM85 124H87V128L91 127V126H90V125H91L90 122L85 123ZM94 124H95V123H94ZM104 124H105V123H104ZM115 124H117V123H115ZM118 124H119V123H118ZM118 124H117V125H118ZM123 124H124V126H122V127H127V128H128V125L126 124V120H125V123H123ZM130 124H131V123H130ZM140 124H139V125H140ZM157 124H158V123H157ZM157 124H155V125L157 126ZM161 124H162V123H161ZM161 124H160V125H161ZM163 124H164V123H163ZM169 124H171V123H169ZM185 124H186V123H185ZM188 124H187V125H184V126L186 127V126H188ZM193 124H194V123H193ZM196 124H197V125H196ZM196 124H195V125H196V127H197V126H198V122H197ZM249 124H251V123H249ZM253 124H254V123H253ZM262 124H259V126H261ZM1 125H0V126H1ZM38 125H39V124H38ZM75 125L77 126L78 124L75 123ZM88 125H89V127H88ZM100 125H101V124H100ZM100 125H99V127H100ZM111 125H112V124H111ZM125 125H126V126H125ZM134 125H136V124L133 123V126H134ZM139 125H138V126H139ZM172 125H173V124H172ZM181 125H179V126H181ZM226 125H227V124H226ZM234 125H235V128L238 126L237 124H234ZM236 125H237V126H236ZM242 125H244V124H242ZM242 125H241V127H242ZM246 125H247V124H246ZM246 125H245V126H246ZM256 125H257V123H256ZM4 126H5V125H4ZM73 126H74V125H73ZM106 126H107V125H106ZM113 126H115V125H113ZM113 126H112V127H113ZM119 126H121V123L119 124ZM119 126H117V128H118V129H121L122 127H119ZM130 126H131V125H130ZM138 126H136V128H137ZM162 126H163V125H162ZM230 126H231V124H230ZM232 126H233V125H232ZM248 126H249V125H248ZM250 126H253V125H250ZM5 127H6V126H5ZM8 127H9V129H10L11 126L9 125ZM74 127H75V126H74ZM83 127H85V125H83ZM97 127H98V126L96 125L95 128L98 129L99 127H98V128H97ZM104 127H105V125H104ZM104 127H103V129H104V133H105V132L108 133L107 131H109V130L105 129ZM108 127H111V126L108 125ZM108 127H106V128H108ZM146 127H147V126H146ZM146 127H144V128H146ZM174 127L176 128V126H174ZM177 127H178V126H177ZM190 127L192 128L193 126L191 125ZM194 127H195V126H194ZM198 127H199V126H198ZM228 127H229V126H228ZM255 127H256V126H255ZM255 127H252V128H255ZM263 127H264V126H263ZM71 128H72V127H71ZM77 128H79V127L77 126ZM77 128H76V129H77ZM80 128H81V126H80ZM80 128H79V130H80ZM113 128H114V127H113ZM115 128H116V127H115ZM134 128H135V126H134ZM138 128H139V127H138ZM156 128H157V127H156ZM156 128H155V129H156ZM163 128H164V127H163ZM166 128H167V127H165V129H166ZM181 128H183V127H181ZM181 128H179V129H181ZM188 128H189V127H188ZM250 128H251V127H249L248 130H249ZM252 128H251V129H252ZM257 128H258V126H257ZM261 128H262V127H261ZM3 129H5V128H3ZM9 129H8V130H9ZM66 129H67V128H66ZM76 129L74 128L75 131H76ZM96 129H95V130H96ZM123 129H125V128H123ZM130 129H131L132 131L134 130L133 127L130 128ZM139 129H140V128H139ZM142 129H143V128H142ZM142 129H141V130H142ZM150 129H151V128H150ZM165 129H162V130H164V131L162 132V131L160 130V128H158V129H157L158 131H156L155 133L158 134V132H159V130H160V131L164 134V133L166 132ZM183 129H184V128H183ZM197 129H198V128H197ZM207 129H208V128H207ZM207 129H204V131L206 130V132H207V131H208ZM231 129H232V128H231ZM233 129H234V128H233ZM238 129H239V128H238ZM240 129H241V128H240ZM246 129H247V127H246ZM262 129H263V128H262ZM262 129H260V130H262ZM10 130H12V129H10ZM10 130H9V131H10ZM13 130H14V129H13ZM13 130H12V131H13ZM62 130H63V129H62ZM67 130H68V129H67ZM79 130L77 129V131H79ZM81 130H82V128H81ZM87 130H88V129H87ZM93 130H94V129H93ZM98 130H99V129H98ZM105 130H106V131H105ZM115 130H116L117 133H118V130H117V129H114V130L112 129V131H115ZM127 130H128V129H127ZM131 130H130V131H131ZM141 130L139 131L140 133L143 131V130H142V131H141ZM148 130H149V129H148ZM151 130H152V129H151ZM153 130H154V129H153ZM153 130H152V131H153ZM169 130H171V129H169ZM177 130H178V128H177ZM177 130H176V131H177ZM193 130H194V128H193ZM200 130H201V128H200ZM252 130H253V129H252ZM257 130H259V129H257ZM260 130H259V131H260ZM82 131H83V130H82ZM88 131L91 132V130H88ZM101 131H102V130H101ZM116 131L114 132L115 134H116ZM122 131H123V130H122ZM137 131H138V130H137ZM144 131H145V130H144ZM149 131H150V130H149ZM154 131H155V130H154ZM167 131H168V130H167ZM249 131H251V130H249ZM3 132H4V130L2 131V133H3ZM6 132H7V131H6ZM98 132H100V131H97L96 133H98ZM119 132H121V131L119 130ZM125 132H126V131H125ZM125 132L123 131L124 134H125ZM134 132H135V131H134ZM147 132H148V131H147ZM161 132H160L159 134L162 135ZM172 132H173V131H172ZM183 132H184V131H183ZM193 132H196V131L194 130ZM208 132H209V131H208ZM208 132H207V134H208ZM2 133H1V135H2ZM14 133H15V131H14ZM31 133H32V132H31ZM49 133H51V131H49ZM61 133H62V132H61ZM61 133H60V134H61ZM67 133H68V132H67ZM77 133H78V132H77ZM94 133H95V131H94ZM96 133H95V134H96ZM128 133H129V134L131 133L130 135H132V132H128ZM136 133H137V132H136ZM143 133H144V132H143ZM152 133H153V132H152ZM152 133H149V135L152 134ZM155 133H154V134H155ZM168 133H169V131H168ZM173 133L175 134V132H173ZM248 133H249V132H248ZM7 134H9V133H7ZM7 134H6V136H7ZM29 134H30V133H29ZM40 134H41V133H40ZM40 134H39V136H41ZM43 134H44V133H43ZM43 134H42V136H43ZM52 134H54V132H52ZM57 134H58V133H57ZM102 134H103V133H102ZM102 134H101V135H102ZM109 134H111V131H109ZM112 134H113V133H112ZM112 134H111V135H108V136H112V138H111V139L108 138V140H112V139H113L114 136H113ZM118 134H119V133H118ZM134 134H135V133H134ZM159 134H158V138H159V136H160ZM166 134H167V133H166ZM166 134H164V135H166ZM252 134H253V133L251 132V135H252ZM13 135H14V134L11 135V133H10V136H11V138H12L11 140L14 139V136H13ZM37 135H38V134H37ZM86 135H88V134H86ZM99 135H100V134L98 133V134H97V137H98ZM101 135H100V137L102 138ZM103 135H104V137H105V139H103V140L106 141V136H107V135H106V136H105V134H103ZM127 135H128V134H127ZM135 135H136V134H135ZM142 135H143V134H142ZM142 135H141V136H142ZM167 135L170 136L169 134H167ZM3 136H4V135H3ZM3 136H2V137H3ZM6 136H4V137H6ZM12 136H13V137H12ZM15 136H16V135H15ZM17 136H18V135H17ZM17 136H16V137H17ZM42 136L40 137L41 139L44 138V137H42ZM44 136H46V135H44ZM47 136H48V135H47ZM60 136L63 137L64 135L62 134V135H60ZM70 136H72V134H71ZM79 136L81 137V134H79ZM79 136H78V138H79ZM82 136H83V135H82ZM108 136H107V137H108ZM119 136H120V135H119ZM119 136H118V138L121 137V136H120V137H119ZM133 136H134V135H133ZM144 136H146V134H144ZM156 136H157V135H156ZM172 136H173V135H171V137H172ZM175 136H178V134L175 135ZM175 136H173V138H174ZM182 136H183V135H182ZM184 136H185V135H184ZM7 137H8V136H7ZM16 137H15V138H16ZM18 137H19V136H18ZM58 137H59V134H58ZM73 137H74V136H73ZM125 137H126V134H125ZM128 137H131V136H128ZM151 137H153V136L150 135V136L148 137V138H149L148 141L150 140ZM179 137H180V136H179ZM179 137H176L177 140H179ZM208 137H209V135H208ZM8 138H9V137H8ZM63 138H64V137H63ZM70 138H71V137H70ZM101 138H100V140H101ZM115 138H116V137H115ZM135 138H136V137H135ZM135 138H134V139H135ZM145 138H146V137H145ZM154 138H155V137H154ZM160 138H161V137H160ZM188 138H189V137H187L186 140H187ZM204 138H205V137H204ZM240 138H241V137H240ZM5 139H7V138H5ZM9 139H10V138H9ZM16 139H17L16 141L18 142V141H19L18 138H16ZM30 139H31V138H30ZM56 139H57V138H56ZM66 139H67V138H66ZM80 139H81V140H84V138H83V139L80 138ZM80 139H79V140H80ZM87 139H88V138H87ZM87 139H86V137H85L84 142H85ZM121 139H122V138H121ZM134 139H133V140H134ZM142 139H143V138H142ZM156 139H157V138H156ZM165 139H166V138H165ZM168 139H170V138H168ZM182 139H183V138H182ZM190 139H192V138H190ZM190 139L187 140V141H190ZM195 139H198V137H196ZM201 139H202V138H201ZM201 139H200V140H201ZM11 140H10V141H11ZM37 140H38V138H37ZM39 140H40V139H39ZM39 140H38V142H39ZM42 140H43L45 143L47 142V141H45V138L42 139ZM42 140H40V141H42ZM73 140H74V139H73ZM79 140H76V137H75V140H74V141L76 142V141H79ZM96 140H97V139H96ZM96 140H94V141L87 140V141H88V142H96ZM119 140H120V139H119ZM119 140H118V141H119ZM138 140L140 141V139H138ZM162 140H163V139H160L159 141H160V142H163L162 145L165 146V145H166V144L164 143L165 140H163V141H162ZM171 140H172V139H171ZM177 140H176V141H177ZM198 140H199V139H198ZM203 140H204V139H203ZM203 140H202V142H203ZM43 141H42V142H43ZM87 141H86V142H87ZM113 141H115V139H113ZM136 141H137V140H136ZM139 141H138V142H139ZM153 141H154V139H153V140L151 139V142H153ZM173 141H174V140H173ZM191 141H192V142H195V141H193V140H191ZM207 141L209 142V140H207ZM244 141H245V140H244ZM3 142H4V141H3ZM3 142L1 141L0 144L3 143ZM6 142L9 143V140H8V141L6 140L5 143H6ZM59 142H60V141H59ZM61 142H62V141H61ZM72 142H73V141H72ZM84 142H81V144H80L82 147H83V144H82V143H84ZM86 142H85V143H86ZM116 142H117V140H116ZM119 142H120V141H119ZM121 142H122V141H121ZM130 142H131V141H130ZM138 142H136V144H137ZM146 142H147V141H146ZM156 142H158V141H155V142H153V143H156ZM185 142H186V141H185ZM235 142H236V141H235ZM14 143H15V142H14ZM18 143H19V142H18ZM32 143H33V142H32ZM106 143H109V141L106 142ZM106 143H105V144H106ZM132 143H133V142H132ZM132 143H131V144H132ZM139 143H140V142H139ZM174 143H175V142H174ZM178 143H179V142H178ZM187 143H188V142H187ZM199 143H201V141H199ZM199 143L197 142V144H196V142H195L196 145H198ZM244 143H245V142H244ZM9 144H12V143H9ZM22 144H23V139H22ZM25 144H26V143H25ZM25 144H23L24 146H22V148H23L22 151L25 149V148H24V147H25ZM35 144H36V141H35L34 145H35ZM37 144H38V143H37ZM37 144H36V145H37ZM39 144H40V148H41V145H42V146H44V147H43L44 150L46 149L45 146H46L47 143H46V144H41V143H39ZM48 144H49V143H48ZM90 144H91V143H89V145H90ZM116 144H117V143H116ZM118 144H119V143H118ZM124 144H125V143H124ZM127 144H128V143H127ZM129 144H130V143H129ZM131 144H130V145H131ZM134 144H135V143H134ZM140 144H141V143H140ZM164 144H165V145H164ZM175 144H176V143H175ZM181 144H183V143H181ZM238 144H239V143H238ZM14 145H15V144H14ZM34 145H33V146H34ZM64 145H65V144H64ZM89 145H88V146H89ZM95 145H96V144H95ZM97 145H99V142H98ZM101 145H102V144H101ZM119 145H120V144H119ZM130 145H129V146H130ZM143 145H144V144H143ZM157 145L159 146V143H158ZM167 145L169 146V144H167ZM184 145H185V144H184ZM192 145L194 146V143H193ZM236 145H237V144H236ZM4 146L6 147V144H5ZM8 146H9V145H8ZM16 146H17V144H16ZM16 146H15V147H16ZM47 146H48V147H47L46 150H51V149H49V148H50V147H49L50 145H47ZM85 146H87V145L85 144ZM102 146H103V145H102ZM105 146H106V145H105ZM107 146H109V147L112 146V147H113V146H115V145H112V144H111V145H107ZM122 146H123V145H122ZM124 146H126V145H124ZM127 146H128V145H127ZM129 146H128V147H129ZM132 146H133V145H132ZM153 146H154V147H153ZM153 146H151V144H150V146L148 147V149L146 148V149H147L146 151H145V148H144L143 151H145V154H144V155H145V158H144V157H141L140 153H139L140 156H139V155H136V154H135V155H136V156H139V157L142 158V159H140V160H141L140 162H143V158H144V159H148L149 161H147V163H148V162H149V164H152V163H153V164H152V165H153V168H154V167L156 168V167H159L160 165H159V164H158L159 166L155 165V164H156V163H155V159H156V158H155V155H156L157 158H158L157 152L160 153V151H157V152H156V148H157V147L155 148L156 145H153ZM160 146H161V145H160ZM160 146H159V147H160ZM172 146H174V144H173ZM176 146H178V148L181 149V147H179V145H176ZM238 146H239V145H238ZM2 147H3V144H2V146H0V148H2ZM15 147L13 146L14 149H15ZM18 147L21 148V145H18ZM26 147H28V146H26ZM38 147H39V145H38ZM62 147H63V146H62ZM72 147H73V146H72ZM91 147H94L93 150L96 149L95 146H94L93 144H92ZM109 147H108V148L106 147V149H107V150H108V149H111V148H109ZM118 147H119V146H118ZM120 147H121V146H120ZM133 147H134V146H133ZM161 147H162V146H161ZM174 147H175V146H174ZM187 147H188V146H187ZM247 147H248V145H247ZM16 148H17V147H16ZM34 148H35V147H34ZM36 148H37V147H36ZM68 148H69V147H68ZM89 148H90V146H89ZM163 148H164V147H163ZM167 148H168V147H167ZM170 148H172V147H170ZM175 148H177V147H175ZM175 148H174V149H175ZM205 148H206V147H205ZM244 148H245V147H244ZM3 149H5V148L0 149V151L3 152V154L6 155L7 158H8V156H9V155L7 154L8 151H7V152H4ZM28 149L31 150V152H34V151H32V148H30V146L28 147ZM37 149H38V148H37ZM41 149H42V148H41ZM52 149L54 150V148H52ZM62 149L64 150L65 148L63 147V148H61V150H62ZM81 149H82V148H81ZM106 149H104V150H106ZM123 149H125V148H123ZM123 149H118V150L120 151V150H123ZM128 149H129V148H128ZM128 149H127V150H128ZM190 149H191V148H190ZM190 149H189V150H190ZM8 150H9V152H10V149H8ZM17 150H18V149H17ZM26 150H27V148H26ZM26 150H25V152H26ZM63 150H62V151H63ZM68 150H69V149H68ZM127 150H125V151L127 152ZM141 150H142V149H141ZM162 150H163V149H162ZM167 150H168V149H167ZM167 150H165V151H167ZM177 150H178V149H177ZM182 150L185 151V148L183 147ZM182 150H181V151H182ZM11 151H12V149H11ZM20 151H21V150H20ZM78 151H79V150H78ZM80 151H81V150H80ZM80 151H79V152H80ZM90 151H91V149L88 150L87 152H90ZM96 151H97V150H96ZM109 151H111V150H109ZM113 151H115V150H113ZM116 151H117V149H116ZM116 151H115V152H116ZM130 151H131V150H130ZM134 151H135V150H134ZM134 151H133V152H134ZM165 151H164V152H165ZM193 151H194V150H193ZM195 151H196V148H195ZM202 151H203V150H202ZM202 151H201V152H202ZM9 152H8V153H9ZM29 152H30V151L27 150V153H28V154H29ZM68 152H69V151H68ZM92 152H93V151H92ZM115 152H114V153H115ZM123 152H124V150H123ZM126 152H124V153H126ZM137 152H139V151H137ZM164 152L162 151L163 154L166 153L167 155H169L168 153H171L172 150H170L169 152H168V151L165 152V153H164ZM175 152H177V151H175ZM185 152H186V151H185ZM187 152H188V151H187ZM203 152H204V151H203ZM230 152H231V150H230ZM246 152H247V151H246ZM250 152H251V151H250ZM250 152H248V154H249ZM12 153H13V151L11 152V155H12ZM15 153H16V151H15ZM20 153H21V155H22V152H20ZM56 153H57V152H56ZM60 153H61V152H60ZM63 153H65V152H63ZM63 153H62V154H63ZM102 153H103V152H102ZM102 153H101V154H102ZM105 153H106V152H105ZM108 153H109V152H108ZM114 153H113V154H114ZM128 153H129V152H128ZM130 153H131V152H130ZM177 153H178V152H177ZM177 153H176V154H177ZM189 153H190V152H189ZM234 153H235V152H234ZM1 154H2V153H0V155H1ZM9 154H10V153H9ZM13 154H14V153H13ZM30 154H31V153H30ZM33 154H35V153H33ZM33 154H32V157L34 156ZM53 154H54V153H53ZM57 154H58V153H57ZM57 154H56V155H57ZM88 154H89V153H88ZM92 154H93V153H92ZM106 154H107V153H106ZM106 154H103V155H104V156H103L104 158L107 157ZM113 154H111V155H113ZM116 154H117V153L114 154L115 157L120 158V156H121L122 158H124L123 155H118V154H120V153L117 154L119 157L116 156ZM131 154H132V153H131ZM172 154H173V153H172ZM172 154H170V155L173 156V157H171V156H170V157L166 156V158H168V159L171 158V159L173 160L174 156L176 157V155H174V154L172 155ZM181 154H182V153H181ZM187 154H188V153H187ZM191 154H192V153H191ZM193 154H194V153H193ZM204 154H205V152H204ZM204 154H203V155H204ZM231 154H232V153H231ZM4 155H2V156L5 157ZM11 155H10L9 157H10V158H11V157L13 158L14 155H13V156H11ZM15 155H16V154H15ZM24 155H27V154H24ZM63 155H64V154H63ZM66 155L69 157L68 154H66ZM80 155H81V154H80ZM99 155H100V154H98V156H99ZM108 155H109V154H108ZM111 155H109V156H111ZM124 155H125V154H124ZM132 155H133V154H132ZM178 155H179V154H178ZM203 155H202V157H204ZM2 156L0 157L1 159L3 158ZM17 156H18V155H17ZM19 156H20V155H19ZM29 156H31V155H29ZM41 156H42V155H41ZM54 156H55V155H54ZM64 156H65V155H64ZM67 156H66L65 158H67ZM82 156H83V152H82ZM82 156H78V158L81 159ZM86 156H87V155H86ZM89 156L91 157L90 154H89ZM89 156H88V158H89ZM125 156L128 157V155H125ZM130 156H131V155H129V158L132 159V156H131V157H130ZM142 156H143V155H142ZM182 156H184V154H183ZM186 156H187V155H186ZM186 156H185V157H186ZM190 156H191V155H190ZM20 157H21V156H20ZM26 157H27V156H26ZM103 157H102V158H103ZM111 157H112V156H111ZM126 157H125V158H126ZM160 157H161V156H160ZM160 157H159V158H160ZM179 157H180V156H179ZM193 157H195L194 159H196V152H195V156H193ZM224 157H226V155H225ZM14 158H16V157H14ZM24 158H25V156H24ZM33 158L36 160L35 157H33ZM33 158H32V160H34ZM45 158H46V157H44V159H45ZM51 158H53V157H51ZM70 158H71V156H70ZM85 158H86V157H85ZM88 158H86V160H87ZM102 158L100 157L99 161H100ZM104 158H103V160H104ZM107 158H108V157H107ZM117 158H116V159H117ZM125 158H124V162H125V160H126ZM180 158H181V157H180ZM182 158H183V157H182ZM186 158H188V157H186ZM186 158H185V159H186ZM189 158H190V157H189ZM197 158H199V156H197ZM204 158H206V157H204ZM226 158H227V157H226ZM17 159H18L19 161L21 160L20 163L22 164V162H23L22 160H23V159H20V158H18V157H17ZM28 159H29V157H28ZM30 159H31V158H30ZM56 159H57V158H56ZM58 159H59V158H58ZM79 159H78V160H79ZM83 159H84V158H83ZM96 159H97V158H96ZM105 159H106V158H105ZM108 159H109V158H108ZM111 159H112V163H109V164L112 165V164H113V157H112ZM120 159H121V158H120ZM120 159H119V160H120ZM134 159H138V158L135 157ZM174 159H179V158L177 157V158H174ZM200 159H202V158H200ZM5 160H8V159H5ZM48 160H49V159H48ZM71 160H72V158H71ZM78 160L76 159V161H78ZM91 160H92V158H91ZM138 160H139V159H138ZM138 160H137V162H138ZM164 160H165V159H164ZM188 160H189V159H188ZM196 160H197V159H196ZM196 160H195V161H196ZM198 160H199V159H198ZM198 160H197V162L199 163ZM243 160H244V158H243ZM14 161H16V160H14ZM45 161H47V160H44V162H45ZM49 161H50V160H49ZM59 161H60V160H59ZM61 161H62V160H61ZM82 161H83V160H82ZM89 161H90V160L88 159L87 162L89 163ZM95 161H98V160H94V161H93V165H94V162H95ZM104 161L107 162L106 160H104ZM122 161H123V160H122ZM122 161H120V162L122 163ZM126 161H127V160H126ZM132 161H133V159H132ZM161 161H162V160H161ZM161 161H160V162H161ZM165 161H166V160H165ZM201 161H202V160H201ZM201 161H200V162H201ZM1 162H2V160L0 161V163H1ZM6 162H7V161H6ZM24 162H25V161H24ZM36 162H37V160H36ZM41 162H42V161H41ZM41 162L39 161V163L37 162L36 164L39 166V164H40ZM50 162H52V160H51ZM50 162L47 161L46 163H50ZM56 162H57V161H56ZM71 162H72V161H71ZM71 162L69 161L68 163L72 164L71 166L73 167V166L75 165L76 162H74V163H71ZM79 162H80V161H79ZM79 162H78V163H79ZM85 162H86V161H85ZM85 162H84V164H85ZM87 162H86V164H87ZM101 162H102V160H101L100 162H98V164L100 165ZM120 162H116V163H120ZM129 162H131V160H130ZM140 162H139V163H140ZM145 162H146V160H145ZM150 162H151V163H150ZM163 162H164V161H163ZM166 162H167V161H166ZM166 162H165V163H166ZM169 162H170V161H169ZM172 162H174V161H172ZM176 162H177V161H176ZM176 162H175V163H176ZM188 162H190V161H188ZM15 163H16V162H15ZM15 163H14V164H15ZM17 163H18V162H17ZM17 163H16V166L21 165V164L17 165ZM31 163H32V161H31ZM42 163H43V162H42ZM42 163H41V164H42ZM52 163H53V162H52ZM103 163H104V162H103ZM116 163H115V164H116ZM135 163H136V162H135ZM135 163H134V164H135ZM167 163H168V162H167ZM191 163H192V162H191ZM194 163H196V162H194ZM201 163H202V162H201ZM201 163H200V164H201ZM4 164H5V163H4ZM10 164H11V163H10ZM12 164H13V163H12ZM12 164H11V165H12ZM54 164H55V163H54ZM54 164H52V168H53V167H57V164H55L56 166H55ZM64 164H66V163H64ZM70 164H69V165H70ZM73 164H74V165H73ZM81 164H83V163H81ZM90 164H91V165H90ZM96 164H97V162H96ZM109 164H108V165H109ZM115 164H113V166H108V171H109V167H112V168H111L112 171H115V170H116L117 173H119V172H118L119 169L116 167L117 165L114 166ZM127 164H129L128 161H127ZM134 164H133V165H134ZM136 164H138V163H136ZM136 164H135L134 166H135V167H136V166L138 167V168H136V169H138L137 171H139V169L141 170V168H139L140 164H139V165H136ZM145 164H146V163H145ZM160 164H161V163H160ZM169 164H170V163H169ZM169 164H168V166H169ZM226 164H227V163H226ZM0 165H2V163H1ZM6 165H7V164H6ZM8 165H9V164H8ZM25 165H27V164H25ZM32 165H33V164H32ZM32 165H31V166L29 165L30 168L32 167ZM42 165H43V164H42ZM46 165H47V164H46ZM48 165H49V164H48ZM53 165H54V166H53ZM66 165H67V164H66ZM76 165L78 166L79 164L76 163ZM76 165H75V166H76ZM87 165L90 167V166H92V163H89V164H87ZM119 165H120V164H119ZM141 165L144 166V164H142V163H141ZM154 165H155V166H154ZM171 165H172V164H170V166H171ZM228 165H229V164H228ZM3 166H4V165H3ZM3 166H2V167H3ZM27 166H28V165H27ZM38 166H37V167H38ZM50 166H51V165H50ZM50 166H49V167L47 166L48 169H49V171H50V169H51ZM67 166H68V165H67ZM83 166H84V165H83ZM83 166H82V167H83ZM85 166H86V165H85ZM85 166H84V167H85ZM104 166H106V165L104 164ZM104 166H102V167H104ZM122 166H123V169H124V166H125V165H122ZM143 166H142V169H145V172H147V171H146V168H145V167L143 168ZM147 166H150V165H147ZM166 166H167V165H166ZM234 166H235V165H234ZM234 166H232V167H234ZM4 167H6V166H4ZM4 167H3V168H4ZM8 167H10V166H8ZM12 167H14V165H12ZM12 167H11V168H8V169L12 170V169H13ZM22 167H24V163H23V165H21V167H19V168H22ZM37 167H34V169L37 168ZM39 167H40V166H39ZM45 167H46V166H45V164H44V168H43L42 166H41L40 168H41V170L43 171V169H45ZM65 167H66V166H65ZM78 167H79V166H78ZM82 167L80 166V168H81L83 171H85V172H86L87 169H89V167H87V169H86V167H85V170H84ZM96 167H97V166H96ZM113 167H115L114 170H113ZM119 167L121 168V166H119ZM135 167H134V168H135ZM140 167H141V166H140ZM150 167H151V166H150ZM172 167L174 168V165L171 166V170H172ZM0 168H1V167H0ZM17 168H18V167H17ZM40 168H39V169H40ZM70 168H71V167L69 166V169H70ZM76 168H77V167H76ZM76 168H75V169H76ZM80 168H79V170H80ZM116 168H117L118 170H117ZM134 168H133V169H134ZM153 168H152V169H153ZM8 169H7V167H6V171H5V169H4V171L7 172ZM14 169H15V171L13 170V172H16L17 170H19V169L16 170V167H14ZM28 169H29V167H28ZM48 169L46 168L47 173L49 172ZM58 169H59V168H58ZM63 169H64V168H63ZM71 169H72V168H71ZM71 169H70V171H72ZM99 169H100V167H99L97 170H99ZM150 169H151V168H150ZM159 169H160V168H158V170H159ZM175 169H176V166H175ZM31 170H33V169L31 168ZM31 170H30V173H32V172L34 171V170L31 171ZM41 170H40V171H41ZM64 170H65V169H64ZM82 170H81V171H82ZM92 170H93V168H92ZM125 170H126V169H125ZM148 170H149V169H148ZM177 170H179V169H177ZM181 170H182V172H183V169H181ZM0 171H2V170H0ZM20 171L22 172L21 174L24 173L23 169H21ZM20 171H19L18 173H17V172H16V173L19 175V174H20ZM25 171H28V170L25 169ZM35 171H36V172H35ZM35 171H34L33 174L37 173V171H39V170L36 169ZM40 171H39V172H40ZM61 171H63V170H61ZM70 171H69V172H70ZM89 171H90V170H89ZM100 171L102 172V170H100ZM112 171H109V172H112ZM116 171H115V172H116ZM121 171H122V173H123L124 170L121 169ZM133 171H135V170H133ZM133 171H131V172H132L131 176L133 175ZM137 171H136V172H137ZM154 171H155V169H154ZM166 171H168V170H166ZM172 171H173V170H172ZM206 171H207V170H206ZM52 172H53V171H51V173H52ZM59 172H60V170H59ZM59 172H58V173H59ZM73 172H74V171H73ZM79 172H80V171H78V169H77V171H76V175H77V173H79ZM91 172H92V171H91ZM96 172H98V171H96ZM141 172H142V171H140V173H141ZM143 172H144V170H143ZM148 172H150V171H148ZM162 172H164V171H162ZM176 172H177V171H176ZM178 172H179V171H178ZM182 172H181V174H182ZM184 172H185V171H184ZM209 172H210V171H209ZM213 172H215V171L213 170ZM49 173H50V172H49ZM49 173H48V174H49ZM63 173H65V172L63 171ZM122 173H119V174L121 175V177H122V175H125V174H122ZM138 173H139V172H138ZM150 173H152V172H150ZM154 173H155V172H154ZM154 173H153V174H154ZM185 173L187 174V172H185ZM207 173H208V172H207ZM8 174H11V173L9 172ZM8 174H6V175H8ZM24 174H25V173H24ZM28 174H29V173H28ZM37 174H38V173H37ZM37 174H35V175L37 176ZM40 174H41V175L44 174V176H41V175L38 174V177H41V178L43 177V178H45V172H44L43 174H42V173H40ZM66 174H67V173H66ZM68 174H70V173H68ZM68 174H67V176H68ZM80 174H81V173H80ZM83 174H85V173H83ZM83 174H81V175H82L81 177H80V175H79V177H78L79 180L77 179V177H76L75 175H74L73 177H74L75 179H77V181H81L82 177L85 176V175H83ZM109 174H111V173H109ZM113 174H114V173H113ZM134 174H135V172H134ZM148 174H149V173H148ZM157 174H160L159 171H158ZM214 174H215V173H214ZM214 174H213V175H214ZM218 174H219V173H218ZM25 175H27V174H25ZM50 175H51V174H50ZM52 175H54V174L52 173ZM100 175H101V173H100ZM105 175L108 177V173L105 174ZM116 175H118V174H116ZM143 175H144V174H143ZM151 175H152V174H151ZM154 175H155V174H154ZM168 175H169V174H168ZM177 175H178L179 177L181 176L180 173H179V174L177 173ZM182 175H185V174H182ZM215 175H217V174H215ZM220 175H221V174H220ZM220 175L218 176L219 179L222 178V177H220ZM15 176H16V175H15ZM15 176L13 175L12 177H15ZM19 176H20V175H19ZM29 176H30V174H29ZM31 176H32V174H31ZM31 176H30V177H31ZM36 176H35V178H38V177H36ZM54 176H55V175H54ZM54 176H49V177H54ZM63 176H64V175H63ZM94 176H95V175H94ZM101 176L104 177V174L101 175ZM112 176H113V175H112ZM141 176H142V175H141ZM146 176H147V175H146ZM158 176H159V175H158ZM158 176H157V178H158ZM162 176H163V175H162ZM187 176H188V175H187ZM187 176H186V177H187ZM192 176H193V175H192ZM192 176H190V177H192ZM4 177H5V175H4ZM4 177H3V178H4ZM10 177H11V176H10ZM33 177H34V175L31 177V179H32L31 182H32V181H35V180H33ZM68 177H69V176H68ZM73 177H70V178H69L70 180H68V178H65V179H67L66 182L70 183L69 186H70V185L72 186V184H73L74 182H77L75 179H74L75 181L72 182V184H71V182H69V181H72ZM85 177H86V176H85ZM87 177H88V173H87ZM92 177H93V176H92ZM99 177H100V176H99ZM117 177L119 178V176H117ZM132 177H133V176H132ZM137 177L139 178L140 175H139V176L137 175L136 178H137ZM155 177H156V175H155ZM165 177H166V176H165ZM214 177H215V176H214ZM214 177H213V178H214ZM7 178H8V177H7ZM15 178H16V177H15ZM26 178H27V177L24 178V175H23V177H22V175H21V179L17 180V178H16V180H17L16 182H15V179H14V182H15L14 184H18V185L21 184V185H23V184L25 183ZM28 178H29V177H28ZM71 178H72V179H71ZM80 178H81V179H80ZM108 178H109V177H108ZM108 178H107V179H108ZM113 178H114V177H113ZM134 178H135V177H134ZM140 178H141V177H140ZM144 178H145V179H144V180H141V181H144L145 183H146V182L149 183L148 180L145 181V180H146V177H144ZM159 178H160V176H159ZM159 178H158L157 181L160 182ZM162 178H163V177H162ZM162 178H160V179L162 180V183H163L164 181H163ZM181 178H182V176H181ZM187 178H189V177H187ZM192 178L194 179L195 177H192ZM192 178H190V179L192 180ZM215 178H217V177H215ZM223 178H224V176H223ZM223 178H222V179H223ZM8 179L11 180L10 178H8ZM38 179H39V178H38ZM38 179H36L35 182H37ZM61 179H63V178H61ZM61 179H60V183H62V182H61ZM83 179H84V178H83ZM96 179H97V178H96ZM109 179H111V178H109ZM109 179H108V180H109ZM125 179H126V178H124V180H125ZM141 179H142V178H141ZM148 179H149V178H148ZM151 179H152V178H151ZM155 179H156V178L153 177L152 181L154 180V182H156ZM165 179H167V177H166ZM183 179H184V181H186L185 178H184V176H183ZM196 179L199 180L198 178H196ZM205 179H206V178H205ZM6 180H7V179H5V181H6ZM39 180H40V179H39ZM50 180H51V179H50ZM57 180H58V179H56V182H54V180H53V178H52L51 182H52V181L54 182V186L60 184L59 182H57ZM84 180H85V179H84ZM108 180H107V181H108ZM119 180H120V179H119ZM122 180H123V179H122ZM130 180H131V179H130ZM137 180H139V179H137ZM149 180H150V179H149ZM194 180H195V179H194ZM206 180H208V178H207ZM11 181H12V180H11ZM27 181H28V180H27ZM27 181H26V182H27ZM29 181H30V179H29ZM29 181H28V182H29ZM40 181L42 182L43 180H40ZM40 181H38V182H40ZM47 181H48V179H47ZM47 181H46V178H45V179H44V182L47 183ZM105 181H106V180H105ZM111 181H117V180H116V179H114V180L111 179V180H109L108 182H111ZM152 181H151V182H152ZM195 181H196V180H195ZM203 181H204V180H203ZM220 181H222V180H220ZM220 181H219V182H220ZM38 182H37V184L40 185V186H39L40 188H39V189L36 188V189H37V191H36L37 193H38V190H39V191H40V190H43V189H41V185H42L43 183L39 184ZM48 182H49V181H48ZM85 182H86V181H85ZM90 182H91V181H90ZM93 182H95V181H93ZM93 182H92V183H93ZM125 182L128 183V181H126V180H125ZM125 182L123 181L124 184H125ZM130 182H131V181H130ZM144 182H141V183H144ZM154 182H153V183H154ZM191 182H192V181H191ZM193 182H194V181H193ZM219 182H218V183H219ZM46 183H45V185H46ZM63 183H65L64 180H63ZM68 183L63 184V185H65V186H64L62 189H64L65 187H67L66 184H68ZM81 183H82V184L78 183V184L80 185V187H79L80 189H81V186H83V184H84L82 181H81ZM88 183H89V182H88ZM88 183H87V184H88ZM112 183H113V182H111V183H109V184H112ZM156 183H157V184H160L161 182H160V183L156 182ZM194 183H196V182H194ZM203 183H204V182H203ZM210 183H211V182H210ZM212 183H213V182H212ZM214 183H215V182H214ZM214 183H213V184H214ZM224 183H225V181H224ZM2 184H3V183H2ZM6 184H7V183H6ZM9 184H11V183H9ZM9 184H8V185H9ZM28 184L30 185V183H28ZM32 184H34V182H33ZM37 184H36V185H37ZM49 184L51 185V183H49ZM49 184L47 183V185H48L49 187H48L47 185H46V187H45V186H44V187H45V188H50L51 186H50ZM52 184H53V183H52ZM95 184H96V183H95ZM102 184H103V183H102ZM118 184H119V182H118ZM124 184H123V185H124ZM129 184H130V183H129ZM131 184H132V182H131ZM131 184H130V185H131ZM149 184H150V183H149ZM216 184H217V183H216ZM8 185H7V186H8ZM21 185H19L18 187L21 188V187H22ZM36 185H34V186L37 187L38 185H37V186H36ZM43 185H44V184H43ZM79 185H78V186H79ZM85 185H86V184H85ZM85 185H84V186H85ZM89 185H91V183H90ZM93 185H94V184H93ZM96 185H97V184H96ZM96 185H95V186H96ZM99 185H100V184H99ZM120 185H122V184L120 183L119 186H120ZM126 185H127V184H126ZM151 185H153V184H151ZM160 185H161V184H160ZM160 185H159V186H160ZM162 185H163V184H162ZM200 185H202V182H201ZM203 185H204V184H203ZM225 185H226V184H225ZM15 186H16V185H15ZM15 186H14V187H15ZM24 186H25V189H23V187H22V189H23V191H24V190L26 191V189H27V188H26L27 185H24ZM52 186H53V185H52ZM60 186L62 187V184H60ZM60 186H56V187H59V188H60ZM69 186H68L67 188H70V187H71V186H70V187H69ZM74 186H75V184H74L71 188H73ZM78 186H77V187H78ZM84 186H83V188L85 189L88 185H87L86 187H84ZM95 186H93V187H95ZM105 186H106V185H105ZM128 186H129V185H128ZM128 186H127V187H128ZM131 186H132V185H131ZM134 186H135V185H134ZM145 186H147V185H145ZM159 186H158V187H159ZM189 186H190V185H189ZM197 186H198V185H197ZM14 187H13V188H14ZM77 187H76V188H73V189H79V188H77ZM89 187H91V186H89ZM99 187H100V186H99ZM198 187H199V186H198ZM202 187H203V186H202ZM8 188H9V187H8ZM20 188H19V189H20ZM32 188H33V187H32ZM59 188H58V189H59ZM67 188H66V189H67ZM116 188H117V184H116ZM116 188H114V189H115L114 191H117V194H118V193H119V192H118L119 190H116ZM120 188L123 189L122 186H120ZM125 188H126V186H125ZM135 188H136V187H135ZM143 188L146 189V187H144V186H143ZM153 188H154V190L156 189V188L154 187V185H153ZM153 188H152V189H153ZM161 188H162V187H161ZM161 188L159 189L160 191L156 189V191H157V195H158V192H160V194H161ZM14 189H15V188H14ZM17 189H18V188H17ZM52 189H53V188H52ZM58 189H57V190H58ZM95 189H96V188H95ZM97 189H98V188H97ZM104 189H105V188H104ZM118 189H119V188H118ZM128 189H129V188H128ZM128 189H127V190H128ZM132 189H134V188L132 187ZM190 189H191V188H190ZM10 190H12V189H10ZM15 190H16V189H15ZM34 190H35V189H34ZM50 190H51V188H50ZM50 190H43L42 192L44 193L45 191H50ZM54 190H55V189H54ZM64 190H65V189H64ZM67 190H69V189H67ZM67 190L64 191V193H65V192H66V193L69 192V191H67ZM70 190H71V189H70ZM82 190H83V189H82ZM89 190H90V189H89ZM92 190H93V189H92ZM141 190H142V189H141ZM148 190H149V188H148ZM154 190H153V191H154ZM200 190H202V188H201ZM7 191H9V190L7 189ZM20 191H21V190H20ZM28 191H29V190H28ZM61 191H62V190L60 189L59 192H61ZM86 191H88V190L86 189ZM106 191H108V190H105V191H104L105 194H107V195H105V196L107 197L109 192H106ZM120 191H122V190H120ZM129 191H130V190H129ZM135 191H136V189H135ZM135 191H134V192H135ZM149 191H151V192L153 193V191L151 190V187H150V190H149ZM156 191H154V194H155ZM17 192H19V190H17ZM36 192H35V193H36ZM40 192H41V191H40ZM56 192H57V191H55V193H56ZM62 192H63V191H62ZM76 192H77V190H76ZM101 192H102V191H101ZM104 192H102V193H104ZM141 192H143V190H142ZM188 192H190V191H187L186 193H188ZM198 192H199V191H198ZM11 193H12V192L9 191V194H11ZM37 193H36V194H37ZM49 193H50V192H49ZM53 193H54V192H53ZM72 193H73V191H72ZM77 193H78V192H77ZM77 193H75V195H76ZM91 193H92V191H91ZM91 193H89L90 196H91ZM125 193H126L127 195H129L127 192H125ZM131 193H133V192H131ZM137 193H138V191H137ZM148 193H150V192H148ZM186 193L184 192L185 195H186ZM190 193H193V195H194V192H190ZM190 193H188V197H186V198H189V197H190V195H189ZM12 194H13V193H12ZM25 194H27V192H25ZM31 194H32V193H31ZM58 194H59V193H58ZM60 194L62 195L63 193H60ZM82 194H84V195L86 194V195H87V198H86L85 196H84V198H85V199H88L89 196H88V193H87V192H83ZM82 194H81V195H82ZM112 194L114 195L113 192H112ZM119 194L121 195L122 192L119 193ZM123 194H124V192H123ZM203 194H205V193H203ZM17 195H18V193H17ZM19 195H20V194H19ZM34 195H35V194H34ZM41 195H42V194H41ZM46 195H47V194H46ZM70 195H71V194H70ZM95 195H96V194H95ZM98 195H99V193H98ZM113 195H112V196L109 195V196H111V197L114 199L116 196L113 197ZM115 195H116V192H115ZM127 195H126V196H127ZM134 195L136 196V194H134ZM148 195H149V194H148ZM152 195H153V194H152ZM157 195H156V196H157ZM185 195H184V196H185ZM198 195H199V194H198ZM206 195H207V194H205L204 196H206ZM10 196H12V195L7 196V198H8V197L10 198V200H8V199H7V200L12 202V199H11ZM23 196H24V195H23ZM25 196H26V195H25ZM25 196H24L23 199H25ZM32 196H33V195H32ZM39 196H40V195H39ZM39 196H38V197H39ZM44 196H45V195H44ZM50 196H53V194H50ZM59 196H60V195H59ZM59 196L56 195V197H54V198H56V199H55L56 202H60V201L63 200V199L61 198V197H62V196H61L60 198H61L62 200L57 201V197H59ZM71 196L75 197L74 194L71 195ZM71 196H69L70 199H71ZM76 196L78 197V195H76ZM103 196H104V194L102 195V194L100 193V196H98V198H99V197H102V198H103ZM105 196H104V197H105ZM109 196H108V197H109ZM117 196H118V195H117ZM122 196H125V195H122ZM137 196H138V197H137ZM137 196H136V198H139V195H137ZM158 196H159V195H158ZM166 196H167V195H165L164 197H166ZM194 196H195V195H194ZM200 196H201V195H200ZM208 196L211 197V195H208ZM28 197H29V196H28ZM33 197H34V199H35V196H33ZM33 197H32V198H33ZM42 197H43V196H41V198H42ZM63 197H65V196H63ZM69 197H68V198H69ZM79 197H80V196H79ZM81 197H82V196H81ZM91 197H92V196H91ZM127 197H128V198H131V194H130V196H127ZM127 197H125V198H127ZM143 197H144V196H142V198H143ZM151 197H153V196H151ZM167 197H168V196H167ZM192 197H193V196H192ZM196 197H197V196H196ZM12 198H13V199H16L15 197H12ZM19 198L22 199V196H19ZM29 198H30V197H29ZM32 198H31V199H32ZM36 198H37V197H36ZM47 198H48V197H45L44 199L42 198V200L44 201V200L47 199ZM82 198H83V197H82ZM82 198H81V199H82ZM84 198H83V199H84ZM118 198H121V199H122L121 196H119ZM136 198H134V201H135ZM140 198H141V196H140ZM142 198H141V201H142ZM203 198H204V197H203ZM17 199H18V197H17ZM23 199H22V200H23ZM31 199H30V200H31ZM34 199H33V200H34ZM48 199H49V198H48ZM78 199H79V198H78ZM81 199H80V202H81ZM94 199H95V197H94ZM103 199H104V200H107V199H105V198H103ZM115 199H116V198H115ZM115 199H114V200H115ZM166 199H169V198H165V200H166ZM197 199H199V197H198ZM197 199H196V200H197ZM204 199H205V198H204ZM206 199H207V198H206ZM211 199H212V198H211ZM18 200H20V199H18ZM22 200H21V201H22ZM37 200H38V201L40 200V202H41V199H37ZM37 200H36V199L34 200V201H36V202H35L36 204H37ZM49 200H50V199H49ZM71 200L73 201L74 199H71ZM89 200H90V199H89ZM108 200H109V198H108ZM111 200H112V199H111ZM111 200H109V201H111ZM114 200H113V201H114ZM117 200H118V199H117ZM117 200H116V201H117ZM124 200H125V199H124ZM131 200H133V199H131ZM143 200H144V203H141V204L144 205V204L147 203V201L145 202V199H144V198H143ZM165 200H164V201H165ZM169 200H170V199H169ZM169 200H167L166 202L168 203ZM208 200H209V199H208ZM34 201H33V202H34ZM43 201H42L41 203H43L42 205H44L43 207H44V211H45V209H48V208H45V204H44ZM63 201H64V200H63ZM74 201L77 202L76 200H74ZM74 201H73V202H74ZM94 201H96V199H95ZM109 201H108V202H109ZM118 201H119V200H118ZM118 201H117V202H118ZM125 201H126V200H125ZM136 201H138V202H137L138 205L140 204L139 202H141L140 199H139V200L137 199ZM150 201H151V199H150ZM152 201H153V200H152ZM158 201L161 202V203H163V202L160 201V200H158ZM171 201L173 202V200H171ZM197 201H198V200H197ZM199 201H201V200H199ZM199 201H198V202H199ZM203 201H204V200H203ZM11 202H10V203H11ZM14 202H16V201L14 200ZM14 202H12V203L14 204ZM17 202H18V203H17ZM17 202H16V204H18V205L21 204V203H22V205H23V203H24V202H20V203H19V201H17ZM30 202H32V201H29L28 204H27V202L25 201V204H27V208L30 207V206H28V205H31V204L33 205V203L30 204ZM46 202H49V201L46 200ZM51 202H52V201H50V203H51ZM83 202H84V201H83ZM86 202H87V201H86ZM108 202H106V203H108ZM120 202H121V200H120ZM122 202H123V201H122ZM127 202H128V200H127ZM142 202H143V201H142ZM153 202H154V201H153ZM155 202H156V201H155ZM177 202H178V201H177ZM184 202H185V201H183V203H182V201H181L182 204H179V205H180V206L182 205V207H184V206H183ZM211 202H212V201H211ZM211 202H210V204H213V203H211ZM35 203H34V204H35ZM101 203H103V202H101ZM109 203H112V204H113V202H109ZM131 203H132V201H131ZM135 203H136V202H135ZM174 203H175V202H174ZM174 203H173V204H174ZM178 203H179V202H178ZM178 203H177V204H178ZM189 203L191 204L192 202H189ZM195 203H196V201H195ZM202 203H203V202H202ZM206 203H207V202H206ZM217 203H219V202H217ZM25 204H24V206H26ZM52 204H54V201L52 202ZM70 204H71V203H70ZM92 204H93V203H92ZM104 204H105V203H104ZM112 204H111V205H112ZM119 204H120V203H119ZM127 204H128V203H127ZM133 204H134V203H133ZM148 204H150V203H147L146 205H148ZM153 204H154V203H153ZM169 204H170V203H169ZM173 204L171 203L170 206H171V205L173 206ZM185 204H186V202H185ZM192 204H194V203H192ZM14 205H15V204H14ZM22 205H21V206L19 205V209L22 207ZM32 205H31V206H32ZM40 205H41V204L38 203V207H37V209L39 208ZM60 205L62 206V204L57 205V207H58L57 210H59V208H61V207H59ZM102 205H103V204H102ZM121 205H122V204H120V206H121ZM143 205H142V206H143ZM151 205H152V204H150V206H151ZM157 205H158V204H157ZM196 205H197V203H196ZM50 206H51V205H50ZM50 206H48V207H50ZM52 206H53V205H52ZM66 206H67V205H65V208H67ZM77 206H78V205H77ZM97 206H98V205H97ZM105 206H106V205H104L103 207L105 208ZM127 206H129V205H127ZM160 206H161V205H160ZM176 206H178V205H176ZM176 206H174V209L172 208V210H171V209H170V210H171V211H173V210L176 211V209H177V210L179 211L180 209H178V207L175 209ZM208 206H209V205H208ZM213 206L216 207L214 204H213ZM218 206H219V205H218ZM1 207H2V206H1ZM3 207H4V206H3ZM33 207H34L33 210L35 211V210H36V205H33ZM46 207H47V206H46ZM54 207H55V206H54ZM54 207H50L49 210H48V212L50 211V213H52V208H54ZM57 207H56V208H57ZM73 207H74V206H73ZM78 207H79V206H78ZM94 207H96V206H94ZM94 207H93V208H94ZM124 207H125V206H124ZM151 207H152V206H151ZM164 207H165V205H164ZM164 207L161 206V208H164ZM6 208H7V207H6ZM22 208H23V207H22ZM22 208H21V209H22ZM27 208H25V210H26ZM30 208H32V207H30ZM30 208H28V209H30ZM41 208H42V207H40V209H41ZM62 208H63V206H62ZM104 208H103V209H104ZM107 208H109V207L107 206ZM115 208H116V207H115ZM120 208H121V207H120ZM126 208H127V207H126ZM137 208L139 209V208H141V207H140V206H139V207H136V208L134 207V209H136V210H137ZM156 208H157V207H156ZM156 208H155V209H156ZM158 208H159V205H158ZM165 208H166V207H165ZM165 208H164V209H165ZM186 208H187V206H186ZM189 208H190V206H189ZM189 208H188V209H189ZM193 208H194V207L192 206V209H193ZM197 208H198V207H197ZM207 208H208V207H207ZM211 208H212V207H211ZM28 209H27V210H28ZM40 209H39V210H40ZM50 209H51V210H50ZM54 209H55V208H54ZM69 209H70V211H72L71 209H75V214H76V210H78V208H71V207H70ZM69 209L67 208L66 211L69 210ZM130 209H133V206H132V208L130 207ZM166 209H167V208H166ZM168 209H169V208H168ZM201 209H202V208H201ZM25 210H24V208H23V211H25ZM27 210H26V211H27ZM30 210H31V209H30ZM55 210H56V209H55ZM80 210H81V208H80ZM101 210H102V209H101ZM105 210H106V209H105ZM105 210H104V211L102 210V211H103V215L105 214ZM108 210H109V209H108ZM114 210H115V209H114ZM117 210H119V209H117ZM126 210H127V209H126ZM159 210H160V209H159ZM161 210L163 211V209H161ZM161 210H160L159 212H161ZM195 210L197 211V210H199V209H195ZM204 210H205V209L203 208L202 211H204ZM40 211H41V210H40ZM60 211H61V209H60ZM60 211H59V212H57V211H53V212L59 214ZM63 211H64V210H63ZM127 211H128V210H127ZM137 211H138V210H137ZM180 211H181V210H180ZM202 211L200 210L199 212L201 213ZM48 212L46 211V212H43V213H46V214L48 215ZM99 212L102 213L101 211H99ZM99 212H98V213H99ZM108 212H109V211H108ZM108 212H106V213H108ZM113 212H114V211H113ZM133 212L135 213V210H134ZM133 212H132V213H133ZM167 212H168V211H167ZM183 212H184V211H183ZM185 212H186V211H185ZM207 212H208V211H207ZM26 213H27V212H26ZM26 213H24V214L27 216ZM37 213H38V212H37ZM43 213H42V214H43ZM50 213H49V214H50ZM55 213H54V214H55ZM61 213H62V211H61ZM64 213H66V212H64ZM67 213H70V212L67 211ZM73 213H74V212H73ZM90 213H92V212H90ZM186 213L190 214L189 212H186ZM196 213H197V212H196ZM31 214H32V213H29L30 216H31ZM40 214H41V213H40ZM70 214L73 215L72 213H70ZM70 214H69V215H70ZM92 214H95V209H94V212H93ZM108 214H111V215H112L113 213L111 212V213H108ZM128 214H129V213H128ZM128 214H127V215H128ZM135 214H136V213H135ZM164 214H165V213H164ZM164 214L161 213V217H162V215H164ZM171 214L175 215L173 212H171ZM181 214H182V212H181ZM193 214H194V212H192L191 215L193 216ZM202 214H203V212H202ZM29 215H28V216H29ZM47 215H45V218H43V219H45V220L49 219V218L46 217ZM52 215H53V213H52ZM60 215H61V214H60ZM62 215H63V213H62ZM62 215H61L62 218H63L64 216H66V217H65L66 219H69V218H70V216H69V218H68V217H67L68 215H66V214H64L63 216H62ZM86 215H87V214H86ZM90 215H91V214H90ZM98 215H99V214H98ZM113 215H115V214H113ZM129 215H130V214H129ZM132 215H133V214H132ZM173 215H172V216H173ZM184 215H185V214H184ZM206 215H207V214H206ZM28 216H27V217H28ZM30 216H29V217H30ZM37 216H38V214H37ZM56 216H57V215H56ZM58 216H59V215H58ZM58 216L56 217L57 219H55V217H54V215H53V217H54L55 220H58ZM75 216H76V215H75ZM80 216H81V215H80ZM100 216H102V215H100ZM120 216H121V215H120ZM120 216H119V217H120ZM168 216H169V215L167 214V217H168ZM180 216H181V215H180ZM188 216H189V215H188ZM255 216H256V215H255ZM38 217H39V216H38ZM38 217H37V218H38ZM48 217H50V216L48 215ZM61 217H60V218H61ZM76 217H79V216H76ZM102 217H103V216H102ZM108 217H109V215H108ZM117 217H118V216H117ZM119 217H118V218H119ZM123 217H124V216H123ZM159 217H160V216H159ZM167 217H166V215H165V218H166V219H167ZM176 217H177V216H176ZM183 217L186 218L187 216H182L181 218H183ZM194 217H195V216H194ZM196 217H197V216H196ZM250 217H252V216H250ZM259 217H260V216L258 215V218H259ZM30 218H31V217H30ZM33 218H36V217H32L30 221H31V222H36V221H37V218H36V220L34 219V221H32ZM65 218H64V219H65ZM81 218H82V217H81ZM103 218H105V217H103ZM103 218H102V219H103ZM109 218H111V217H109ZM113 218H114V217L112 216V222H113V220H114ZM174 218H175V217H174ZM177 218H178V217H177ZM179 218H180V217H179ZM181 218H180V219H181ZM188 218H191V217H188ZM201 218H202V217H201ZM242 218H243V217H242ZM244 218H245V217H244ZM244 218H243V219H244ZM256 218H257V217H256ZM258 218H257V220H258ZM39 219H40V218H39ZM54 219H53V220H54ZM78 219L80 220V218H78ZM78 219H77V220H78ZM91 219H92V218H91ZM93 219H94V218H93ZM102 219H99V220H102ZM159 219L162 221L163 217H162V219H161V218H159ZM175 219H176V218H175ZM191 219H194V218H191ZM238 219H240V218H238ZM245 219H249V218L246 217ZM245 219H244V221H245ZM27 220H28V219H27ZM49 220H50V219H49ZM49 220H48V221H49ZM71 220H72V217H71V219H69L68 221H71ZM77 220H76V222H77ZM94 220H97V219H94ZM107 220H108V219H107ZM109 220H111V219H109ZM160 220H158V221H160ZM163 220H164V219H163ZM168 220H169V219H167V221H168ZM176 220H177V219H176ZM196 220H197V219H196ZM198 220H199V219H198ZM250 220H251V219H250ZM263 220H264V219H263ZM50 221H51V220H50ZM102 221H105V220L103 219ZM161 221H160V223H161ZM170 221H171V220H170ZM178 221H179V220H178ZM185 221H186V220H185ZM189 221H190V220H189ZM244 221L242 220V223H243ZM253 221H255V219H254ZM260 221H261V219H260ZM27 222L30 224L29 221H27ZM51 222H52V221H51ZM60 222H61V221H60ZM62 222H63V219H62ZM62 222H61V223H62ZM74 222H75V221H74ZM79 222H81V221H79ZM79 222H78V223H79ZM93 222H94V221H93ZM112 222H111V223H112ZM116 222H118V221H116ZM162 222L167 223V222H165V221H162ZM168 222H169V221H168ZM171 222H172V221H171ZM171 222H170V224H171ZM173 222H174V221H173ZM187 222H188V221H187ZM233 222L236 223V224H234V226H236V227L239 226V225H237V222H238V221H233ZM247 222H248V220H247ZM251 222H252V221H251ZM251 222H250V223H251ZM52 223H53V222H52ZM52 223H51V224H52ZM65 223H66V222H65ZM88 223H89V222H88ZM102 223H104V222H102ZM114 223H115V222H114ZM125 223H126V222H125ZM174 223L176 224V222H174ZM182 223H184V222H182ZM245 223H246V222H245ZM252 223H253V222H252ZM34 224L36 225V224H39V223H38V222H37V223H33V224L31 223V225H34ZM45 224H47V223L45 222ZM49 224H50V222H49ZM67 224L69 225L68 222H67ZM72 224H73V223H70V225H72ZM74 224H75V223H74ZM74 224L72 225V229L74 228V230H75V227H73ZM89 224H90V223H89ZM94 224L96 225V228H94V229H98V230H100V228H98L99 226L97 227L98 224L93 223V225H94ZM100 224H101V223H100V221H99V225H100ZM107 224H108V223H107ZM107 224H106V225H103V226L106 227ZM120 224H121V223H120ZM157 224H158V223H157ZM157 224H156V225H157ZM162 224H163V223H162ZM175 224H172V225L175 227ZM186 224H187V223H186ZM189 224H190V223H189ZM191 224H192V222H191ZM191 224H190V225H191ZM246 224H247V223H246ZM68 225H66V228L68 227ZM76 225H78V224H75V226H76ZM91 225H92V222H91ZM117 225H118V224H115L114 227L117 226ZM124 225H125V224H124ZM184 225H185V224H184ZM196 225H197V224H196ZM240 225H241V224H240ZM248 225H249V224H248ZM60 226H61V225H60ZM78 226H79V225H78ZM83 226H84V225H83ZM83 226L80 225V228H82ZM103 226H100L101 229L105 228V227H103ZM121 226H122L123 228H126V227H124L123 225H121ZM121 226H119V227H121ZM159 226H160V225H159ZM177 226H178V225H177ZM185 226H187V225H185ZM197 226H198V225H197ZM200 226H201V225H200ZM37 227L39 228L38 225H37ZM40 227H41V226H40ZM64 227H65V226H64ZM76 227H77V226H76ZM102 227H103V228H102ZM162 227H164V226H162ZM166 227H167V224H166ZM166 227H165V228H166ZM169 227H170V226H169ZM174 227H172V228H174ZM180 227H181V233H182L183 230H184V228H183L182 226H180ZM187 227H188V226H187ZM62 228H63V227L61 226V230H62ZM66 228H65V229H66ZM80 228H77V229H78L79 232L81 231V234H83V233H82V230H79ZM90 228H91V226H90ZM107 228H109V226H108ZM154 228H156V227H154ZM177 228H178V230L180 229L179 226H178ZM240 228H243V227L241 226ZM56 229H57V228H56ZM63 229H64V228H63ZM68 229H70V228H68ZM68 229H66V230H68ZM88 229H89V228H88ZM88 229H87V230H88ZM114 229H116V228H114ZM158 229L162 230L163 232L166 230V229L164 230V228H163V229L158 228ZM182 229H183V230H182ZM188 229H189V228H188ZM188 229H187V230H188ZM191 229H192V228H191ZM194 229H196V227H195V228L193 227V230H194ZM224 229H225V227H224ZM41 230H42V229H41ZM41 230H40V231H41ZM66 230H64V231H66ZM104 230H105V229H104ZM120 230H121V229H120ZM167 230H168V228H167ZM167 230H166V232H167ZM169 230H170V229H169ZM171 230H172V229H171ZM171 230H170V231H171ZM173 230H175V228H174ZM173 230H172V231H173ZM178 230H177L176 233H178L179 236H180V232H179L180 230H179V231H178ZM185 230H186V229H185ZM42 231H43V230H42ZM75 231H76V230H75ZM88 231H89V230H88ZM93 231H94V230H93ZM100 231H101V230H100ZM100 231H98V234H99ZM106 231H107V230H106ZM108 231H109V230H108ZM56 232H57V231H56ZM66 232H68V231H66ZM76 232H77V231H76ZM111 232H112V229H111ZM50 233H51V232H50ZM74 233H75V232H73V234H74ZM84 233H85V232H84ZM115 233H116V232H115ZM191 233H192V232H191ZM69 234H71V233H67L68 236H70ZM77 234L79 235V233H77ZM101 234L103 235V233H101ZM101 234H100V235H101ZM104 234H105V233H104ZM119 234H120V233H119ZM174 234H175V233H174ZM178 234H177V235H178ZM189 234H190V233H189ZM44 235H47V234H44ZM51 235H52V237H53V234H51ZM51 235L49 234V235H47V236L51 239V238H52ZM71 235H72V234H71ZM102 235H101L100 237H102ZM105 235H106V234H105ZM117 235H118V234H117ZM120 235H121V234H120ZM177 235L175 234V237H176ZM54 236H56V235L54 234ZM73 236L75 237L76 235H72V237H73ZM79 236H80V235H79ZM79 236H77V238H78ZM87 236H88V235H86L85 238H87ZM98 236H99V235H98ZM98 236H97V237H98ZM114 236H115V234H113V236H109V235H108L107 237H113V238H112V241H113V240L115 239ZM164 236H165V235H164ZM166 236H167V234H166ZM45 237H46V236H45ZM60 237H61V236H60ZM60 237H58V238L63 240V238H60ZM62 237H63V236H62ZM74 237L72 238V240L74 239ZM80 237H81V236H80ZM82 237H83V235H82ZM82 237H81V239L83 240L84 238H82ZM105 237H106V236H105ZM105 237L103 236V238H105ZM107 237H106V238H107ZM118 237H119V236H118ZM121 237H122V236H121ZM161 237H163V235H162ZM170 237H171V236H170ZM232 237H235V236H232ZM236 237H237V236H236ZM238 237H239V236H238ZM240 237L242 238V236H240ZM240 237H239V238H240ZM49 238H48L47 242H48V241H52L54 237H53L51 240H49ZM56 238H57V236L54 238V244L52 243L53 246H54L55 244L58 243V242L56 243L57 240L55 241ZM77 238L74 239L72 242L75 243L76 240H77ZM103 238H101V239H103ZM116 238H117V237H116ZM125 238H126V237H125ZM167 238H169V237L167 236ZM10 239H12V238H10ZM46 239H47V238H46ZM78 239L80 240V238H78ZM98 239H99V238H98ZM109 239H111V238H109ZM109 239H108L107 242H111V241H109ZM118 239H120V238H118ZM121 239H122V238H121ZM121 239H120V240H121ZM171 239H172V238H171ZM171 239H170V240H171ZM177 239H178V238H177ZM235 239H236V238H235ZM62 240H61V241H62ZM106 240H107V239H106ZM116 240H117V239H116ZM161 240H162V238H161ZM165 240H166V239H165ZM236 240H237V239H236ZM61 241H59V242H61ZM64 241H65V240H64ZM69 241H71V240L69 239ZM74 241H75V242H74ZM85 241H86V240H85ZM93 241H94V240H93ZM102 241L104 242V239H103ZM118 241H119V240H118ZM167 241H168V240H167ZM238 241H239V240H238ZM7 242H8V241H7ZM9 242H10V241H9ZM11 242H12V244H13V241H11ZM16 242H17V241H16ZM52 242H53V241H52ZM62 242H63V241H62ZM66 242H67V239H66ZM89 242H90V241H88V243H86V244H88V247H90L89 245L92 244V243L89 244ZM94 242H95V241H94ZM96 242H97V241H96ZM98 242L100 243V239H99ZM161 242H162V241H161ZM169 242H170V241H169ZM171 242H172V241H171ZM175 242H176V241H175ZM178 242H179V241L177 240V243H178ZM234 242H235V241H234ZM239 242H240V241H239ZM64 243H65V242H64ZM68 243H69V244H68ZM99 243H98V244L96 243V244H97V247H96L97 249H98V247H99L98 245L102 244V243H100V244H99ZM117 243H118V242H117ZM117 243H116V244H117ZM162 243H163V242H162ZM50 244H51V243H50ZM67 244H68V245H70V244L72 245V243H70V242H67ZM67 244H66V245H67ZM96 244H95V245H96ZM108 244H109V243H108ZM111 244L114 245V242H113V243L111 242ZM169 244H171V243H169ZM234 244H235V243H234ZM59 245H61V244L59 243ZM63 245H64V244H63ZM63 245H61V247H62ZM68 245H67V246H68ZM73 245H74V244H73ZM73 245H72V246H73ZM95 245H94V246H95ZM0 246H1V245H0ZM11 246H12V245H11ZM11 246H10V247H11ZM13 246H14V245H13ZM15 246H16V245H15ZM51 246H52V245H51ZM67 246H66V247H67ZM94 246H93V247H94ZM104 246H105V247H108V246H106V243H105V242H104ZM114 246H115V245H114ZM239 246H240V245H239ZM43 247H44V246H43ZM43 247H42V249H43ZM46 247H48V245H47ZM46 247H45V248H46ZM61 247H59L60 250L63 249V248H61ZM63 247H64V246H63ZM117 247H119V246L117 245ZM240 247H241V246H240ZM48 248H49V247H48ZM48 248H47V249H48ZM67 248H68V247H67ZM69 248H71V247L69 246ZM72 248H74V247H72ZM109 248H112V246H109ZM232 248H234V246H233ZM235 248H236V247H235ZM90 249H94V248H91V247H90ZM118 249H119V248H118ZM44 250H45V249H44ZM58 250H59V249H58ZM87 250H88V248H87ZM98 250H99V249H98ZM98 250H97V251H98ZM111 250H113V249H111ZM238 250H239V249H238ZM100 251H101V249H100ZM232 251L234 252L233 249H232ZM239 251H240V250H239ZM243 251H244V253H245V250H243ZM250 251H251V250H250ZM60 252H61V251H60ZM103 252H104L105 254L109 253L108 250H107V253L105 252V250H104ZM87 253H88V252H87ZM96 253H97V252H96ZM112 253H113V252H112ZM112 253H109V255H112ZM230 253H231V251H230ZM241 253H242V252H241ZM248 253H249V252H248ZM85 254H86V253H85ZM102 254H103V253H101L100 255H102ZM113 254H114V253H113ZM245 254H246V253H245ZM245 254H243V255H245ZM250 254L253 256L252 253H250ZM1 255H2V254H1ZM115 255H116V254H115ZM226 255H227V254H226ZM231 255H232V254H231ZM231 255H230V256H231ZM238 255H239V254H238ZM85 256L87 257V255H84V257H82V258H84L83 260H85V262H84L83 260H82V261L80 260V261H81V263L79 262L80 264H82V262L86 263L87 260L85 259ZM88 256H89V255H88ZM112 256H113V255H112ZM223 257H224V256H223ZM235 257H240V256H237V255H236ZM243 257H244V256H243ZM243 257H240L241 259L235 258L234 260H236V259H238V260L246 259V255H245L244 258H243ZM247 257H248V256H247ZM87 258H89V257H87ZM97 258H98V257H97ZM105 258L107 259V257H105ZM221 258H222V256H221ZM251 258H252V257H251ZM89 259H90V258H89ZM100 259H101V258H100ZM100 259L98 258L99 263H100V261L102 260V259H101V260H100ZM224 259H225V258H224ZM30 260L32 261L33 259H30ZM34 260H35V259H34ZM96 260H97V259H96ZM103 260H104V257H103ZM222 260H223V258H222ZM238 260H237V261H238ZM3 261H4V260H2V262H3ZM20 261H21V260H20ZM28 261H29V259H28ZM28 261H26V262H28ZM88 261H89V260H88ZM90 261H91V260H90ZM90 261H89V262H90ZM104 261H105V260H104ZM104 261H102L101 263H102V264H105ZM114 261H115V260H114ZM114 261L111 260V262H113V264L115 263ZM237 261H235V263L238 264L239 261H238V262H237ZM18 262H19V261H18ZM33 262H34V261H33ZM44 262H45V261H44ZM94 262H95V260H94ZM105 262H106V261H105ZM107 262H108V259H107ZM3 263H4V262H3ZM29 263H30V262H29ZM34 263H35V262H34ZM38 263H39V262H38ZM38 263H37V264H38ZM62 263H63V262H62ZM79 263H78V264H79ZM84 263H83V264H84ZM101 263H100V264H101ZM18 264H19V263H18ZM24 264H25V263H24ZM31 264H32V263H31ZM35 264H36V263H35ZM42 264H44V263H42ZM52 264H53V263H52ZM87 264H91V263H88V262H87ZM92 264H94V263L92 262ZM115 264H117V263H115Z\"/></svg>",
  "mask_w": 264,
  "mask_h": 264
}]
</instances>
